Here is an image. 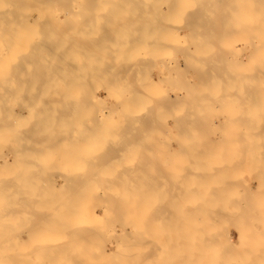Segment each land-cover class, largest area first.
Masks as SVG:
<instances>
[{
	"label": "rangeland",
	"instance_id": "1",
	"mask_svg": "<svg viewBox=\"0 0 264 264\" xmlns=\"http://www.w3.org/2000/svg\"><path fill=\"white\" fill-rule=\"evenodd\" d=\"M3 1H5V3H7L8 1H10V0H3ZM7 1V2H6ZM12 1V0H11ZM14 1H16L18 4H17V6H15V7H17L19 10L21 9L22 11H26V12H29V13H31V11L33 12L32 14H30L29 16V22H27V17L25 18L26 19V22H25V19L24 20H22L21 18H19V16L17 17H13V15H12V17L11 16H6L7 17V19L8 20H5V22H7V21H9L10 22V24L11 23H13V22H18L17 24L16 23H14V25H16V28H14V30H12L13 28L12 27H8V31L7 32H9V34H8V36H6L5 38L4 37H2V42H3V38L5 39V40H7L6 41V43H5V41L3 42L4 44H2V42L0 43V46L3 48H1V51H0V62H2V63H0V64H2V65H4V67H7V64H9V68H11V64H12V68H14V67H16V66H14V65H16V63L19 61V62H21V63H17V65H18V67H16L14 70L12 69V71H11V69L9 70V68H7L8 70H9V72L11 71V72H13V71H15V72H17V71H19V69L21 68V69H23V72H28L26 69H25V67L26 66H24L23 67V64H25V57L26 58H28L29 57V59L31 58V54L32 53H30V55L28 56L27 54H26V51H25V54L28 56H26L25 54V56L24 55H22V56H24V61H21V59L19 58V57H21L20 55H21V53H22V51H23V49L25 48V50H26V48H28V47H30V48H28V50H27V52L30 50V52H37V51H40V53L39 54H41L42 52V50H43V55H46L45 53H47L48 52V54H49V50H47L46 48H48L47 46H46V44L45 43H47L48 42V40L49 41H51L53 38H55L54 40H56V45L55 44H53V48L55 49V53L56 52H58V51H56V50H59L58 49V47H55V46H59V48H60V46H62L63 45V47H65L66 45L70 48L71 46V50L68 48V47H66V50H63L65 53H68V51L70 50V51H72L71 53H72V55L71 56H69L68 54H63V56L61 55V57L60 56H57L58 54H60V53H63V51H61V52H58V54H56L54 57H53V53H52V56L49 54V55H47V56H51V57H53L52 59L53 60H49L48 58H51V57H47V60H49L50 61V63H49V61H48V63H47V66H48V68L47 69H50L51 68V72L54 74V76L56 75H59L60 73V69H58L59 67L60 68H62L63 70L65 69L64 67H63V65H67L68 66V63H69V61H71L72 59L75 61V63H74V61H71L70 62V64H69V66L70 67H72V65H73V68L72 69H74V68H76V69H74L73 71V73H74V75H73V73L71 74V73H69V74H71V76H73L72 78L74 79V77H75V72L77 71V69H80V70H78L77 71V73L79 72V75L76 77V79H74V80H76V81H79V79H80V81L79 82H75V84L74 83H72V81L70 80V78H71V76H67L66 77V74L65 73H63V74H65V76H63V74L61 73V75H62V77H61V79L64 77V78H67V79H69L68 81L66 80V79H64V81L63 82H65V80H66V82L64 83V84H68V83H70L71 85H72V88H71V86L69 85L68 87L66 86V92L68 91L69 92V90H67V88L69 89L70 88V90L71 89H73L75 92L74 93H76V92H78L79 91V95H78V93H77V95L75 94L74 95V93L72 94L73 96H74V98L72 99L71 98V102H74V101H72V100H74L75 99V96H76V98L77 97H79V96H81V95H83L84 97H86V98H84L83 96H81V98H77L79 101H81L82 99H83V101H81L80 102V104H82V105H79V102L78 101H76V102H74V103H69L68 102V100H67V102H68V105H66L65 107H64V109H62V108H60V106H61V102L62 101H64L66 98H65V96L63 97L62 95H66V92L64 91V94H63V92H61L62 93V95H60V96H58L57 95V93L56 92H58L55 88H53V87H55V85L56 84H52L53 82H52V78H50L51 77V72L50 71H46L45 69H43L44 67H45V64L42 66V64L44 63V61L46 60V56H45V59H43L44 58V56L43 55H39V54H37V56L39 57V56H42V57H40V61H37V57H36V54H34L33 53V56L32 57H36V61L37 62H39V64H40V66H41V68L40 69H38V68H33V70H32V72L33 73H35L36 71H38V70H41V69H43L44 71H46V72H49L50 74H48V75H46L44 72H40V71H38L39 73H41V74H43L45 77H43L42 76V78H47L48 79V77L51 79V82L52 83H50V85L52 84V88H51V90L53 89H55L56 90V92H55V90H54V93L52 94V92L50 91V93H47L46 91H48L47 90V88L45 89L44 88V90H46L45 92L43 91V92H40V89L41 88H39L40 87V85H39V87L37 86V88H38V92H39V97H40V95L41 96H44L45 94H47L46 96V98H45V96L42 98H39L38 96H37V94H38V92H35L34 91V93L36 94V95H32L31 94V91L32 90H35V89H37V88H35L34 86L35 85H37V84H41V86H44L45 87V85H43V83L41 82V77L39 78V74H38V72H36L37 73V75H38V77L37 76H35V77H37L38 78V80H40V81H37V78H35V80H34V77H32L33 78V80H32V78L30 77V81H31V83H33L32 81H34V83H35V85H32V87H34V89H32L31 87H30V89H32V90H30L29 89V91H30V93L29 94H31L32 95V97L34 98H32V100H30L31 102L34 100L35 102H36V104L34 103V104H31V102L30 101H27V100H29L28 98H29V96H25V91H24V97H27V102H30V103H28L29 105V107H30V104L32 105V107L30 108V114H28V115H32L31 114V111H33V108L34 109H36V110H34V111H40V110H43L44 108L43 107H45V106H43L42 107V105L44 104H46V103H42V101L44 102V101H48L49 99H51V101H52V96H57V97H59V98H65V99H63V100H61V99H59V104L60 105H57V107H58V109L57 108H55L56 109V111L57 110H59V108L60 109H62V111L63 110H65V108H67V107H69V109H70V106H71V109H76V107H77V111L76 110H70V111H66L65 110V112L66 113H69V115L71 114V115H74V114H77L76 116H72L73 118V121L78 117L79 119H81L82 117V120H83V122H86V123H83L82 121H80L79 120V122H80V124L82 123V125H80L78 122H77V120H75L76 122H77V124L78 125H75L76 124V122L74 121H72L71 122V116H68L64 111L62 112L61 110V112H59V113H55L56 115H49V114H46L47 116H49L50 118L51 117H53L54 119V122L56 121L55 120V117H56V119H59L60 120V122L62 121H66L65 119H68V121H66V123H59L58 122V120L54 123L55 124V127L57 126L58 127V131L60 130L59 129V127H60V125L62 124L63 125V127H65V125L64 124H66V126L69 128V129H67L66 127L65 128H62V129H65L64 131H62L61 130V132H65L66 133V130H67V132H69L70 131V127H73V129H74V131L72 130L71 131V133L69 132V135H73V134H75V135H73V136H75L74 138H73V136L71 137V136H69L68 134H67V137H71V138H67V137H65L66 136V134H63V137L64 138H61V132L59 131L58 132V134H57V137L58 136H60L59 137V141H57L56 143H54L55 141H53V143L54 144H56L55 146L57 147L59 144H65V146L67 145V142H69V144L70 143H72V146L71 147H69V148H67L68 147V145H67V147H65V148H67V149H65V150H69V151H71L72 150V152H73V150H74V152L73 153H75V151H77L78 153H80V159L79 158H77L78 156L77 155H75L74 156V154L72 153V154H70V152L68 153V151H65L64 150V155H63V146H61V148L59 147V149H61V151L58 149V147L57 148H54L55 146H53V148H52V145H54V144H52V142L48 139V138H51L53 135H54V130L52 129V127L54 126H51V125H49L48 127L50 128V126H51V130H53V134H50V132H52L51 130H50V132H49V134L48 133H45V134H43V130L41 129V131L39 130L40 128H42V127H40L39 129H38V126H36L37 128H35V126H31L32 124L33 125H35L36 124V122H34L35 120L37 121V120H41V118L39 119V118H37L35 115H37V112H36V114L34 115L33 114V116H31L32 118L35 116V118H37V119H35V120H33L30 116L29 117H27V116H24V114L26 115L27 114V111H26V108H24L25 106H24V101H25V99L23 98H21L20 96H21V93L23 92H19L18 94L20 95H18L17 93H16V97H12V98H15L14 100H16L19 104H21V102L23 101L24 103H23V107L22 108H24L25 110H21V109H19V107H21L19 104H17V102H15L16 103V105L17 106H11L13 109H11L12 110V112H13V110L15 111V112H17V114L15 113V112H13V113H10V116L11 115H13V118L12 119H10V120H12V121H10V123L12 122L13 124H14V126H13V130L12 131H14L16 128L18 129L17 131H15V132H12L11 131V133H9V130H7L8 131V134H9V137H7L8 136V134H7V132H5L6 130H3V132L2 133H5L4 135L3 134H1V137H3V139H4V141H2L3 139L0 137V152L1 151H5V150H7L8 148V146H10V145H8L7 147H6V145L8 144V142L9 141H7L8 139H10V141H12L11 140V136L13 137V135H18L17 137H18V141L19 140H21L20 138H21V136L22 135H24V136H22V138H23V142H25V143H29V141L27 142L26 140H29V138L31 137V138H34V139H32V141H34V142H36V143H38L39 142V144L38 145H36V148L35 147H33V148H35V149H37V146H38V152H37V150H36V152H37V156H35L34 154V156L36 157H33L34 159H32L33 161H32V163L33 164H35L36 166H37V170H39L40 169V167H42L43 169H44V167H51L50 169H51V171H53V172H55V173H53V172H46L45 171V173L43 174V176L46 178V179H44V178H42L41 176H38V177H41V179L44 181V180H46L47 181V177L49 176H54V178L51 180V178L50 179H48L49 180V182L51 183V184H54V186H55V188H54V190H58L57 188L58 187H63V185H64V187L63 188H59V190H61V194H62V189H64L65 187H66V185L68 184V183H71L70 181H68V183H67V181L65 180V177H63V178H61L62 176L61 175H64V174H67L68 172H66V173H61V171L62 172H64V170H65V165H63V166H65V167H63L62 166V164H65V162H59V160L60 161H62L63 159V161H66V163L68 162L67 161V159H69L70 161H71V159H72V162H71V164L73 163H76V164H74L73 166L70 164V163H68L67 165H68V167L70 168V167H72L73 168V170H76V169H78V167H79V169H80V167L81 168H84L83 167V164H79L80 162L82 163V161H83V163H84V165L86 164V165H90L91 163V157H90V155L93 153V152H95L96 154L98 153L97 152V150L96 149H98V151L100 152L98 155H99V157L97 156V155H95L96 157H97V161H98V158H99V161L97 162L96 160H95V156H92V157H94V158H92V161L94 160V161H96L97 163H95V164H93L94 163V161H93V163H92V165H90V166H86L84 169H86L87 167H88V169H90L91 167H93V168H97L98 170H101V167H100V165L102 166V169L103 170H109L108 168L110 167V169H112L111 168V166H112V164H114L112 167L115 169V165H116V168L118 169V168H121L120 166L122 165V167L124 166V169H132V170H134V169H148V170H157L156 168L158 167V168H160V170H162V169H164L165 168V170L167 171V169L168 170H170V171H167V174L168 173H170L168 176H166L167 174H165V175H163V176H160L161 177V179L163 180L162 182L163 183H161V182H159V181H156V179L157 178H155L153 175H155V173L153 174L152 172H151V177H153V180L155 181V183H158V184H161V185H159L158 186V188L159 189H161L162 190V188H163V191H164V193H162L158 188H156V184L153 186L152 185V183L151 182H153V180H150V179H152V178H150V179H148V181L150 180V184L152 185H150L151 186V188H156L155 190H157V192H161V193H157V196H158V202H162V201H164L165 202V204L167 205V206H169L170 205V202L169 201H171L172 202V196L171 195H169L170 197H171V199L169 198V200L167 199L166 200V198H168V197H165V196H167L169 193L167 192V193H165L166 191H168V189L169 188H171V190H172V187H171V185L169 186V182L171 183V180H173V175L175 176V175H177V173L178 172H180L184 167L186 168V170H189L190 172H191V174H189V176H188V174L187 173H185L186 175H184L185 176V181H186V178H187V180H189V179H192L191 181H193L194 183H192V190H194L193 189V187L195 188V184H196V187L199 189L200 188V186L202 185V184H204L206 187H203L202 188V186H204V185H202L201 186V188H200V190H198V195H196V197H194V196H192L193 195V193L190 191L189 193H191L190 195L192 196H188L187 194L188 193H186V191H184V190H186V188L184 189V185H183V183H182V181L180 180V179H177V181H178V183L179 184H181V185H179V186H182V187H180V191H179V193L181 192V193H185L186 194V196L184 197L183 196V194H181L180 193V195H178V199L179 200H182V199H184V200H182V202H184V203H182V202H178V208H179V206H181V210H179V212H178V210H177V212H175V207H173L174 205L173 204H171L169 207H166V208H164V207H162L161 205V211L163 212V210L162 209H164V212L163 213H161V211L158 209V211H159V213H161V216H160V214H159V216L160 217H164L163 215H164V213H165V211L167 212V210L168 209H171L172 208V210H174V212H173V214H171V213H169L168 212V214H166V215H168V217L165 215V218H170L172 215L174 216L175 214L176 215H179V216H181L180 215V213L182 214V217L184 216V213H185V211L186 212H188V209L189 208H191V212H190V210H189V212H188V214L186 213L185 215H189V213L192 215V213H194V211H193V208H192V205H190L191 204V202L190 201H188V199H189V197H191L189 200H191L193 197L195 198V200L196 201H199L200 203H198V202H196L195 200H194V198L191 200L192 202H195V203H198V205L197 206H195L194 205V207L196 208V209H198L197 211H196V209H194L195 211H196V213L198 212V211H200V212H198V214H202L201 213V209H203L204 208V206H203V204H205V203H203L202 204V202L203 201H205V199L206 198H210V199H208V200H211L212 201V199H211V192H213L214 190H216L215 192L216 193H219L220 192V186L221 187H223L221 190H223L224 189V194H223V192L221 193V195H219V194H216V193H214L213 195V202H211V201H208L207 199H206V201H208V203H209V206H205L206 207V209H207V213H208V211H210V210H212V208H214V211L217 209V210H221L220 211V214H221V216H220V214H216V213H218L217 212V210L214 212L213 210V213H215L217 216H215V214L214 215H212L213 213L212 212H209L208 214H210V213H212V214H210V215H208V214H206V215H208V217H211V218H206V220H204L205 221V223H207L205 226H204V228H202L200 225H204L205 223H203L202 224V222H198V220L197 221H195V220H189V222L190 223H188V221L187 220H185V221H183L185 218H186V216H184L185 218H180L183 222L181 223V220L179 219L177 222H175V223H177L179 226L177 227V228H175L174 230L176 231L177 230V232H178V234H179V232H180V234H182V235H176V233L177 232H175V234L173 233V234H170V233H168V232H170L171 230H167L166 229V227L168 226V225H172L173 224V222H171V221H169V222H167V223H165L166 224V226H164V223H162L161 221L162 220H165V222L167 221L166 219H164V218H160V217H158L157 215V212L155 211L154 213H152V214H155L156 213V217H157V219L158 218H160L161 219V221L160 222H158V220H160V219H156V217H153V219H154V221H155V224H153V222H151L152 223V226H154V225H156V224H158V225H156V226H158V229L159 228H162V229H164L162 232H163V234H160V230H159V232H158V230H157V232L160 234V237L162 238V239H164V242L162 243V242H160V239L158 238L156 241L157 242H155L154 240L156 239H154L153 237H155V235L154 234H156L155 232H156V229L155 228H153V230L152 231H150V232H152L151 233V235H154L153 237H152V241H150L149 240V243H146V242H148V240L146 241V239H148L147 237L145 238V244L144 245H150V246H146V248H143V247H145L144 245H143V243H142V248L144 249V251L145 252H147L148 253V251H146V250H148V249H151L152 248V245H154L155 243H158V242H160V244L162 245V247L165 245L164 243H166V241H169V242H172V240L173 241H175L176 239H175V236H176V238L178 237L179 238V236L180 237H182V236H184V237H182V238H180V239H183V240H185L184 238H186L187 240H188V237L189 238H191V239H189V242L188 241H183V243L181 242V246L179 245V243H180V241H178V246L181 248V250H182V253L184 254V252H183V249H184V247L186 248V247H189L188 249L189 250H192V252H193V250L196 248V251L194 250V252L193 253H190V255L192 254L193 256V258L192 257H190L191 258V260H189L190 262V264H196V260L198 261V263L199 264H210V263H214V261L216 262L218 259L220 260H218L215 264H220L221 263V261H222V263H224V264H234V263H236V264H263L264 263V236H262L263 234H264V231L261 233V231L262 230H264V212H263V210H264V149H263V151H262V149H260V146H261V148L263 147V145H264V143H263V141H264V138L262 137V136H264V124H262L261 123V121H262V119H263V121H264V116H262L263 114H264V106H263V104H264V91H260V86L259 85H261L262 86V89H264V75H262V77H261V75H259V73H260V69H262L263 67H264V27L263 28H261V33H260V27H261V25H260V27H258V24L256 23V19H257V16H258V14L260 13H256L257 15H256V17H255V19H254V24L256 23L257 25H254V26H257L258 27V30H259V34L257 33V35H259V37L256 35V33H254L255 32V30H254V32H251L252 34L251 35H253V37L250 35V33H249V35H250V37H249V35H248V31L250 30V29H248V30H246V34L248 35V37H244L243 36V34L239 31V29H237V25H239L238 24V22H236V21H232L233 20V17H230V20H231V22H228V21H230V20H226V21H224V19H222L223 18V16H225L226 15V17H227V15H231L230 13L231 12H234L235 13V10L234 9H236V8H239V7H244V5L245 6H247L248 5V7H251L252 5H254L255 6V8L257 9V10H259L257 7L259 6V8L261 9L262 7H263V10H264V0H260V1H263L261 4L263 5H261L260 4V1H258L259 2V5L256 7V3H257V0H242V1H236V0H129V1H126V0H102V2H105V3H102L100 0L98 1H96V0H86V2H87V4L85 3V0H83V3L84 4H86V5H84L83 3L82 4H79L78 5V3H75V4H72L71 2H69V4L68 3H66V4H64L63 2V4H61L60 6H57V1H59V0H53L52 2H54V1H56V2H54V3H52V4H50V2L48 3V5H47V3H46V6H45V4H44V10L42 9L43 8V4L41 5V4H34V7H33V5H32V2L33 1H29V0H24V1H26L27 3L28 2H30L31 3V5H30V7L32 6L33 8H29L28 7V5H29V3L26 5V4H24L25 6H26V8L24 7V5L23 4H20L21 6L23 5V7L22 8H20V5H19V2H21V0L19 1V0H14ZM14 1H12V2H14ZM62 0H60V2H61ZM64 2H66V1H68V0H63ZM89 1V2H88ZM93 3H92V2ZM94 1H96V2H94ZM110 1H111V3H110ZM114 1V2H113ZM123 3H122V2ZM136 1H138L137 3H136ZM153 1H155L154 3H152ZM162 1H164V2H162ZM223 1V2H222ZM226 1H228V2H226ZM232 1V2H231ZM245 1V3L247 2H249L247 5L244 3V4H242L243 2ZM256 1V5L255 4H253L254 2ZM12 2H9V3H7L6 5H5V3L4 2H2V0H0V10H2V8L4 9L5 7V9H7V7L8 6H12L11 5V3ZM16 2H14V4H16ZM99 2V3H98ZM100 2H101V4H100ZM115 2H121V3H115ZM160 2H162V4H160ZM167 2V3H166ZM170 2V3H169ZM253 2V3H252ZM4 3V4H3ZM139 3V4H138ZM159 3V4H158ZM165 3V4H164ZM223 4V5H221V4ZM230 3V4H229ZM251 3V4H250ZM3 4V5H2ZM60 4V3H59ZM58 4V5H59ZM94 4V5H93ZM110 4V5H109ZM115 4V5H114ZM129 4V5H128ZM185 4V5H184ZM218 4V5H217ZM227 4V5H226ZM238 4H239V6H238ZM51 5V6H50ZM55 5H56V7H55ZM74 5V6H73ZM84 5V6H83ZM95 6V7H89V6ZM109 5V6H108ZM128 5V6H127ZM145 5V6H144ZM159 5H160V7H159ZM249 5H251V6H249ZM5 6V7H4ZM19 6V7H18ZM37 6V7H36ZM42 6V7H41ZM77 6H78V10H77ZM238 6V7H237ZM15 7H13L14 9H17V8H15ZM28 7V8H27ZM40 7H41V10L39 11V9H40ZM58 7V8H57ZM69 7H72L71 9L69 8ZM79 7H81V8H79ZM84 7V8H83ZM100 7V8H99ZM114 7V8H113ZM117 7H119V8H117ZM129 7V8H128ZM170 9H169V8ZM186 7V8H185ZM221 9H220V8ZM253 7V6H252ZM25 10H24V9ZM35 8H38L37 10L41 13V14H43V13H45V14H43V15H46V18H47V20H45L44 18H42L43 19V21H42V19H41V16L40 15H38V11L36 12H34V10H35ZM46 8V9H45ZM65 8H67V9H65ZM82 8H83V10H82ZM94 9V10H92L91 11V9ZM99 8V9H98ZM107 8V9H106ZM110 8H111V10H110ZM116 8V9H115ZM189 8V9H188ZM193 8V9H192ZM222 8H224L223 9V11H222ZM230 8V9H229ZM5 9L4 10H2V11H5ZM9 9V8H8ZM7 9V10H8ZM29 9H31V11L29 10ZM73 9V13H70V11ZM79 9H80V11H79ZM85 9V10H84ZM96 9V10H95ZM118 9V10H117ZM217 9V10H216ZM242 9V8H241ZM256 9H254L253 8V10H256ZM9 10H12V7L9 9ZM20 10V11H21ZM123 10H125V11H123ZM243 10H245V9H243ZM262 10V9H261ZM261 10H259V11H261ZM42 11H43V13H42ZM69 11V12H68ZM104 11V12H103ZM111 11V12H110ZM113 11V12H112ZM117 11V12H116ZM135 11V12H134ZM189 11H191V12H189ZM219 11V12H218ZM248 11V10H247ZM250 11H251V9H250ZM72 12V11H71ZM89 12V13H88ZM91 12V13H90ZM101 12V13H100ZM217 12H218V14H217ZM249 12V11H248ZM39 13V14H40ZM79 13V14H78ZM93 13V14H92ZM102 14V15H100V14ZM138 13V14H137ZM189 13H191V14H189ZM227 13V14H226ZM229 13V14H228ZM234 13H232V16L233 15H236L237 14V12H236V14H234ZM240 13H242V12H240ZM245 13V12H244ZM250 13V12H249ZM252 13V12H251ZM255 13V12H254ZM51 15V16H49V15ZM70 14V15H69ZM125 14V15H124ZM172 14V15H171ZM221 14V15H220ZM42 15V17H45V16H43ZM96 15V16H95ZM103 15H105V16H103ZM112 15V16H111ZM117 15V16H116ZM147 15V16H146ZM185 17H184V16ZM247 15V14H246ZM245 15V17H246V19H247V16ZM252 15V14H251ZM34 16H35V18H36V16H38L37 17V19H35L34 18ZM40 16V17H39ZM48 16V17H47ZM81 16H82V18H81ZM89 16H91V18L89 17ZM98 16V17H97ZM102 18H101V17ZM146 16V17H145ZM150 16V17H149ZM159 16V17H158ZM183 16V17H182ZM188 16V17H187ZM219 16V17H218ZM249 16V15H248ZM31 17H33L32 19H31ZM50 17V18H49ZM54 17V18H53ZM80 17V18H79ZM84 17V18H83ZM104 17V18H103ZM128 17H130V18H128ZM137 17V18H136ZM141 17V18H140ZM157 17V18H156ZM174 17V18H173ZM181 17V18H180ZM225 17V18H226ZM243 19H245L243 16H241ZM240 17V18H241ZM254 17V16H253ZM261 17V16H260ZM263 17H264V15H263ZM12 18L14 19L15 18V20L12 22ZM38 18H39V20H38ZM87 18H90V19H87ZM109 18V19H108ZM120 18H122V19H120ZM154 18V19H153ZM182 18L184 19V21L182 20ZM232 18V19H231ZM238 18V17H237ZM241 18V19H242ZM40 19H41V21H40ZM55 21H54V20ZM125 19V20H124ZM146 19V20H145ZM179 19H181V21L179 20ZM185 19H187V21H185ZM217 19V20H216ZM219 19V20H218ZM249 19H250V16H249ZM252 19V18H251ZM261 19V18H260ZM24 21V24L22 25V21ZM32 20V21H31ZM44 20L46 21L45 22V24L46 25H48V26H46L45 24H44ZM64 20V21H63ZM137 20V21H136ZM141 20H143V21H141ZM165 20V21H164ZM174 20V21H173ZM176 20H177V22H176ZM191 20V21H190ZM223 20V21H222ZM263 20V19H262ZM1 21H4V20H0V25H2V24H4L3 22L1 23ZM20 21L22 22V23H20ZM99 21H100V23H99ZM102 21V22H101ZM157 21V22H156ZM183 21V22H182ZM237 21H238V19H237ZM246 20H244L243 22H245ZM258 21V20H257ZM9 22H7L6 24H8V25H10L9 24ZM33 22H34V24H33ZM36 22H38L37 24L39 25L40 24V26H41V24H43V26L44 27H40L39 28V26L36 24ZM41 22V23H40ZM57 22V23H56ZM138 22V23H137ZM160 22V23H159ZM175 22V23H174ZM179 22V23H178ZM188 22V23H187ZM233 22V23H232ZM235 22V23H234ZM241 22V21H240ZM248 22V21H247ZM247 22H245V23H242L241 22V24H243V25H241V26H243V27H245L244 26V24H246ZM260 23H261V21H259ZM258 22V23H259ZM264 22V21H263ZM262 22V23H263ZM23 26V28H20L21 29V31L20 32H22L23 30L22 29H24V27H27V28H25V30L27 29V31H25L24 30V36L26 35V37H24V38H26V39H28V44H23V45H25L24 47L21 45V43H22V41H20V39L16 42V36H18L17 34L19 33L18 32V30H19V28H18V26H20V24ZM27 23H28V25H27ZM33 25V26H31V24ZM56 23V24H55ZM61 23H63V25L61 24ZM66 23V24H65ZM70 23V24H69ZM90 24V26H89V24ZM93 23H94V25H96V27L93 25ZM99 23V24H98ZM121 23H123V24H121ZM141 23H142V25H141ZM172 23H174V25L172 24ZM183 23H184V25L185 26H187V27H185V28H182V26H184L183 25ZM218 23V24H217ZM237 23V25H235ZM250 23H252V22H250ZM249 22H248V24H250ZM259 23V24H260ZM53 25V27H57L58 25L60 26V27H57L58 29L57 30H59V29H61L65 34H62V32H61V30L58 32V31H56V32H58V33H60L61 32V34H62V36H59V39L61 40L60 42H62L63 44L62 45H57V42H59V41H57V37H58V35H56L55 33H54V29H56V28H53V30L51 29V26L50 25ZM76 24H78V25H76ZM88 24V25H87ZM94 26V27H92V25ZM100 24H103V25H101L100 26ZM124 24H125V26H124ZM135 24H136V26H135ZM162 25L163 26V28H162V26H161V28L159 27V28H155V27H158L157 25ZM172 24V27H170V25ZM176 24H177V27L176 28H174L175 26H176ZM182 24V25H181ZM7 25V26H8ZM12 25V24H11ZM18 25V26H17ZM67 26L68 27V25L70 26V29L72 30V32H75V33H72L71 31H70V34L73 36V37H71V35L70 34H67L68 32H66V31H64L63 30V28H61V27H63V26ZM83 26L84 27V29L83 28H80V26ZM87 26V27H85V26ZM100 26L101 28H97V26ZM107 25V26H106ZM109 25H111V27H109ZM113 25H114V30H112V27H113ZM115 25H117V26H115ZM119 25L121 26V27H119ZM144 25V26H143ZM151 25V26H150ZM180 25V28L178 27ZM21 26V27H22ZM28 26H31V27H35V26H38V27H36L37 29L39 28V31L37 30L36 31V28H35V30L32 28V30H33V33H32V35H31V29L29 30L28 28ZM45 26L46 27H50V29L49 28H45ZM64 27V29L65 28H67V27ZM77 26H79V27H77ZM102 26H105V27H102ZM124 26V27H123ZM128 26V27H127ZM134 28H133V27ZM142 27V28H140V27ZM146 26H150V27H146ZM236 26V27H235ZM264 26V25H263ZM90 27V28H89ZM118 28V30H117V28ZM127 27V28H126ZM137 27H139V28H137ZM144 27H146V28H144ZM216 27V28H215ZM252 27H253V25H251L250 27L248 26V28H251L252 29ZM9 28H10V31H9ZM69 28V27H68ZM67 28V29H68ZM76 28H77V30H76ZM80 28V29H79ZM89 28V30H87ZM92 28V29H91ZM97 28V30H95V29ZM111 28V29H110ZM153 28V29H152ZM155 28V29H154ZM173 29V31H172V29L171 30H169V29ZM179 28V30H177ZM190 28V29H189ZM191 28L193 29V30H191ZM218 28H219V30H218ZM221 28V29H220ZM18 29V30H17ZM43 29H44V32H43ZM67 29H65V30H67ZM76 31H75V30ZM79 29V30H78ZM141 29V30H140ZM148 31H147V30ZM161 29V30H160ZM176 29V30H175ZM200 29V30H199ZM255 29H257V28H255ZM31 31L30 33H29V31ZM40 30H41V33L43 32V33H51V34H54V37L53 36H51V34H48L51 38H49V36L47 37L46 35L44 36V34H41L40 33ZM49 30V31H48ZM104 30V31H103ZM147 32H146V31ZM152 30V31H151ZM158 30V31H157ZM189 30H191V31H194V35H193V32H192V35L190 34V31ZM196 30V31H195ZM216 30V31H215ZM240 30H241V28H240ZM243 30V29H242ZM244 30H245V28H244ZM243 30V31H244ZM16 31L18 32L17 34H16ZM37 32V33H35V32ZM51 31V32H50ZM52 31H53V33H52ZM67 31H69V30H67ZM88 33H86V32ZM98 31H100L99 33H98ZM168 32V33H166V32ZM177 31V32H176ZM253 31V30H252ZM80 32V33H79ZM102 32V33H101ZM104 32L106 33V34H104ZM121 34H120V33ZM163 32V33H162ZM171 32V33H170ZM175 32V33H174ZM196 32V33H195ZM222 32V33H221ZM240 32V33H239ZM250 32V31H249ZM16 34L15 35V37H14V35L13 36H10L11 34ZM26 33H28V34H26ZM38 33L39 34H41V36H39L38 35ZM79 33V34H78ZM92 33V34H91ZM96 33V34H95ZM108 33H110L109 35H108ZM117 33H119V34H117ZM145 33H147L146 35H145ZM237 33V34H236ZM245 33V32H244ZM21 34V33H20ZM23 34H22V36H23ZM30 34V35H29ZM60 34V35H61ZM75 34H78L79 36H75ZM81 34V35H80ZM82 34H83V36H82ZM86 34V35H85ZM100 35V36H97V35ZM111 34H116L115 36H113L112 37V35ZM123 34H125V35H123ZM135 34V35H134ZM141 34V35H140ZM167 34V35H166ZM172 34H173V36H172ZM198 34V35H197ZM201 34V35H200ZM208 34V35H207ZM217 34H219V35H217ZM239 34V35H238ZM240 34H242V36H243V38H242V36H240ZM245 34V35H246ZM254 34H255V36H254ZM261 34V35H260ZM263 34V35H262ZM28 35V36H27ZM35 35V36H34ZM67 35V36H66ZM69 35H70V37H69ZM102 35V36H101ZM108 35V36H107ZM154 37H153V36ZM176 35H178L177 37H176ZM187 35H188V37H187ZM20 36V35H19ZM31 36H33V37H31ZM64 36V37H63ZM122 36V37H121ZM140 36H142L141 38L142 39H140ZM156 36V37H155ZM162 36V37H161ZM210 36H212V37H210ZM216 36V37H215ZM234 36V37H233ZM260 36H261V38H260ZM12 37H14V39H11ZM47 37V40L46 39H44V38H46ZM60 37H62V39L60 38ZM66 37V39H67V41L69 42V43H71L72 44V42L71 41H73L74 43L73 44H75V43H78L77 45L75 44L74 45V48L76 47L77 48V50H79L78 48H81L80 50H79V53H78V55H77V51H76V49H75V51H76V53H75V58L77 59V57L80 59V60H76L75 58H70V57H72V56H74L73 54H74V51H73V44L72 45H69V43H67V41H64V38ZM78 37V38H77ZM119 37H121V38H119ZM149 37V38H148ZM175 37V38H174ZM178 37H180V38H178ZM183 37V38H182ZM206 37H208V38H206ZM19 38H21V37H19ZM23 38V37H22ZM23 38V39H24ZM30 38H32L31 40H30ZM57 38V39H56ZM69 38V39H68ZM70 38L72 39L73 38V40H71L70 41ZM93 38V39H92ZM154 40H153V39ZM160 38V39H159ZM184 38H186V39H184ZM190 38H192V39H190ZM194 38L196 39V40H194ZM249 38V39H248ZM254 38V39H253ZM18 39V38H17ZM43 39V40H42ZM58 39V40H59ZM65 39V40H66ZM76 39V40H75ZM114 39V40H113ZM134 39V40H133ZM156 39V40H155ZM191 40V42H187V41H190ZM200 39H202V41L200 40ZM206 39H208V41L206 40ZM246 39H248V40H246ZM250 39H252V40H254V42L252 41V40H250ZM259 39V40H258ZM261 39V40H260ZM46 40V41H45ZM75 40V41H74ZM91 40H93L94 41V43H93V41H91ZM112 40H113V42H112ZM130 40H132V41H130ZM146 40V41H145ZM150 40V41H149ZM157 40H158V42H157ZM160 40H161V42H160ZM176 40H178V42L176 41ZM194 40V41H193ZM205 40H206V42H205ZM236 40V41H235ZM241 40V41H240ZM244 40V41H243ZM11 41H13L14 42V48L16 47V45L18 44L19 46H21L22 48H21V52L20 53H18L17 55L19 56H15L16 55V52L14 53V51H17L18 49H14V48H11V44H13V43H11ZM107 41V42H106ZM118 41V42H117ZM195 41H197V42H195ZM200 41L202 42L201 44H202V47H203V45L205 46V48H202L201 47V45H200ZM252 41V42H251ZM18 42H21V43H18ZM23 42H25V40L23 41ZM51 42H53V40L51 41ZM55 42V41H54ZM66 42V43H65ZM90 42H92V43H90ZM99 43V45L101 46H99L97 43ZM103 42H104V44H103ZM115 42V43H114ZM122 42V43H121ZM163 42V43H162ZM172 44H171V43ZM180 42V43H179ZM250 42V43H249ZM17 43V44H16ZM30 43H34L33 44V46L34 45H37L35 48H33V46H29V44ZM38 43V44H37ZM41 43V44H40ZM88 44V45H86V44ZM89 43H90V46H89ZM167 43V44H166ZM174 43H176V45L177 44H179V45H177V46H179V47H176V45H174L173 46V44ZM183 43H184V45L185 46H182V48H181V46L180 45H183ZM187 43V44H186ZM195 43V44H194ZM222 43V44H221ZM253 43H256V45H255V47H256V49H257V53H255L254 55H253V53L254 52H256V50H255V48H253L254 47V45H253ZM261 43V44H260ZM7 44V45H6ZM16 44V45H15ZM40 44V45H39ZM46 46V48H44V46ZM50 44V42L49 43H47V45H49ZM52 44H50V45H52ZM60 44V43H59ZM64 44H65V46H64ZM83 44H85V45H83ZM92 44V45H91ZM93 44H94V46H93ZM97 44V45H96ZM123 44V45H122ZM157 44V45H156ZM158 44H160V45H158ZM189 44V45H188ZM192 44H194V47L197 49H195L194 47H193V45ZM219 44H221V45H219ZM260 44V45H259ZM32 45V44H31ZM39 45V46H38ZM49 45V46H50ZM55 45V46H54ZM96 45V46H95ZM102 45H103V47H102ZM106 45H108L107 47H106ZM110 45V46H109ZM115 45H117V46H115ZM146 45V46H145ZM187 45H188V47H187ZM198 45H199V47H198ZM207 45V46H206ZM209 45V46H208ZM230 45V46H229ZM5 46H7V54H6V52H4L5 50H6V47ZM12 46V47H13ZM18 46V47H19ZM87 46V47H86ZM89 46V47H88ZM112 46V47H111ZM136 46V47H135ZM163 46V47H162ZM170 46H173V47H171V49H173V50H170ZM190 46V47H189ZM215 46V47H214ZM9 47V48H8ZM17 47V48H18ZM41 47V48H40ZM84 47H85V49H84ZM92 47V48H91ZM93 47L95 48V51H94V49H93ZM100 47V48H99ZM105 47V48H104ZM125 47H126V49H125ZM160 47V48H159ZM162 47V48H161ZM175 47V48H174ZM186 47V48H185ZM213 47V48H212ZM218 49H217V48ZM229 47V48H228ZM243 47V48H242ZM20 48V47H19ZM62 48V47H61ZM67 48L69 49L68 51H67ZM92 50H91V49ZM99 48V49H98ZM106 48H108L107 50H106ZM112 48V49H111ZM147 48V49H146ZM150 48V49H149ZM153 50H152V49ZM169 48V49H168ZM179 48H181V49H179ZM188 48V49H187ZM190 48V49H189ZM208 48L210 49V48H212L211 50H208ZM252 48H253V50H252ZM10 49H12V51H10ZM14 49V50H13ZM32 49V50H31ZM49 49H51L50 47H49ZM63 49V48H62ZM104 51H103V50ZM159 49V50H158ZM176 49V50H175ZM192 49V50H191ZM203 50V51H205V50H207V53H206V51H205V53L203 52V51H201V50ZM217 49V50H216ZM259 49V50H258ZM45 50H47V51H45ZM98 50V51H97ZM111 50V51H110ZM119 50H121L122 52H120ZM139 50V51H138ZM141 50V51H140ZM155 50V51H154ZM179 50L181 51V53L179 52ZM185 50V51H184ZM190 52H189V51ZM214 50V51H213ZM235 52H234V51ZM82 51H85V53H81ZM92 51V53L91 54H89L90 52ZM146 51V52H145ZM149 51H150V54H149ZM172 52L171 53V56H169L170 54H169V52ZM173 51H175L174 53H173ZM188 51V52H187ZM193 51V52H192ZM252 51V53H250ZM254 51V52H253ZM262 51V52H261ZM9 52L10 53H12L13 52V54L11 55V54H9ZM18 52V51H17ZM88 52V53H87ZM111 52V53H110ZM130 52V53H129ZM148 52V53H147ZM159 52V53H158ZM161 52H162V54H161ZM165 52L167 53V54H165ZM176 52H178V53H176ZM183 52H184V54H183ZM220 52V53H219ZM232 52V53H231ZM240 52H241V54H240ZM29 53V52H28ZM51 53V52H50ZM70 53V52H69ZM108 53V54H107ZM144 53V55H142ZM176 53V54H175ZM187 53H189L188 55H187ZM195 53H197V54H195ZM199 53V54H198ZM217 53H218V55H217ZM15 54V55H14ZM80 54V55H79ZM83 54V55H82ZM145 54H146V56H145ZM157 54H159V55H157ZM163 54H164V57H165V55H168L167 57H165L164 59L162 58L163 57ZM192 54V55H191ZM194 54V55H193ZM200 54H202V55H200ZM207 54H209V55H207ZM212 54V55H211ZM214 54V55H213ZM225 54V55H224ZM253 55V56H256V59L255 58H253V57H251V56H249V55ZM3 55V56H2ZM12 57H14L16 60H17V62L14 60L13 61V59L11 58L10 59V57L11 56ZM92 55V56H91ZM133 55V56H132ZM161 55H162V57H161ZM175 55V56H174ZM203 55H207L206 57L208 58V56L210 57V59H209V61L208 60H206L205 61V59L204 58H206L205 56H203ZM239 55V56H238ZM8 56V58H6ZM56 56H57V58L58 57H60V59H57L58 61H60L61 59L62 60H64L63 59V57L65 58V61H60V62H63V65H62V63H60L61 65H59V63L57 62V60L55 59L56 58ZM67 56H68V58H67ZM81 56H82V58H81ZM97 56V57H96ZM118 56V57H117ZM135 56H137V57H135ZM147 56H148V58H147ZM157 56H158V58H161V59H157ZM160 56V57H159ZM172 56H174V57H172ZM177 56V57H176ZM203 56V57H202ZM216 56V57H215ZM224 56V57H223ZM249 56V57H248ZM35 57H34V61H35ZM84 57V58H83ZM88 57V58H87ZM92 57H94V58H92ZM95 57H96V60H95ZM123 57V58H122ZM128 57V58H127ZM152 57V58H151ZM170 57V58H169ZM194 57V58H193ZM202 57V58H201ZM212 57V58H211ZM214 57H215V59H217V57H218V59H219V57H221L220 59L222 60V62H221V60H215V61H213L214 60ZM225 57H227V58H225ZM230 59H229V58ZM237 57V58H236ZM66 58L68 59V62L66 63V64H64V62H66L67 60H66ZM110 58V59H109ZM122 58V60H120ZM145 58H147L146 60H145ZM153 58H154V62H153ZM171 58L173 59V58H176L177 60H175V59H173V60H171ZM179 58V59H178ZM197 58H201V59H203L204 61H202L205 65L207 64V66H205L203 63H201V59L199 60H196ZM244 58V59H243ZM246 58H248L247 60H249V58H251L250 60H252V58H253V60H256V61H252V68L254 69L255 67L253 66V65H256V70L258 71L259 70V72H258V74H257V72H256V70H253L252 68H250L249 66L251 65L250 63H247V62H249V61H247L246 60ZM263 58V59H262ZM8 59H10V60H8ZM70 59V60H69ZM89 59V60H88ZM92 59V60H91ZM118 61V62H116V60ZM151 59H152V62H151ZM157 59V60H156ZM191 59H195V61H193V60H191ZM211 59H212V61H211ZM226 59H228V60H230V62L228 61L227 63H226ZM239 60V62L238 61H236L235 62V60ZM4 60H8V61H6L7 62V64H6V62H4ZM33 60V59H32ZM86 60V62H84ZM93 60H95V61H93ZM129 60V61H128ZM141 60V61H140ZM145 60V61H144ZM155 60H156V62L157 63H155ZM163 60V61H162ZM168 60V61H167ZM226 60V61H225ZM244 60H246L247 62H245ZM260 60V61H259ZM11 61V62H10ZM26 61H27V59H26ZM30 61V60H29ZM51 61H52V65H51ZM94 62V64H93V62ZM159 61V62H158ZM163 63H162V62ZM167 61V62H166ZM176 61V62H175ZM192 61V62H191ZM208 61V62H207ZM262 61V62H261ZM15 64H14V63ZM22 62H24L23 64H22ZM82 62H84L83 64H82ZM122 62V63H121ZM178 62V72L177 71H175L174 70V68H177V66H174V68H172V69H170L171 67V65L173 66V64L174 65H177L176 63ZM199 62H200V64H199ZM211 62V63H210ZM215 62H217V63H215ZM243 62V63H242ZM257 62V63H256ZM35 63V62H34ZM33 63V67H35L34 65L35 64H38V63H35L34 64ZM58 63V64H57ZM96 63V64H95ZM106 63V64H105ZM119 63V64H118ZM126 63V64H125ZM135 63V64H134ZM138 63V64H137ZM146 63V64H145ZM148 63V64H147ZM165 63V64H164ZM191 63H193L191 66H190V64ZM194 63L197 65V67H196V71H195V66L196 65H194ZM237 63V64H236ZM245 63V64H244ZM5 64H6V66H5ZM14 64V65H13ZM20 64H22V65H20ZM26 64H28V61L26 62ZM25 64V65H26ZM56 64V65H55ZM72 64V65H71ZM77 64V65H76ZM86 64V65H85ZM103 64V65H102ZM105 64V65H104ZM150 64V67L149 66H147V65H149ZM155 64H157V65H155ZM168 64V65H167ZM184 64H186V65H184ZM203 66H205V67H202V65ZM212 64H215V65H218V67L219 66H223L224 65V67H222V68H212L214 65H212ZM221 64V65H220ZM237 65L238 66V64H239V66H238V69H237V67L235 68L234 66V68L233 67H230V66H228V68H225V67H227V65ZM243 64H244V66H243ZM247 64H248V66H247ZM250 64V65H249ZM259 64H261V65H259ZM21 67H20V66ZM50 65H51V67H50ZM56 66L57 67V69L55 70V71H57V72H55V71H53L52 70V68H54V67H52V66ZM58 65H59V67H58ZM85 65V66H84ZM92 67H91V66ZM127 66V68H126V66ZM145 65V66H144ZM152 65H154L153 67H152ZM164 65H165V67H164ZM190 67H189V66ZM198 65H199V67H198ZM257 65H259V66H257ZM39 66V65H38ZM66 66V67H67ZM77 66H79V68L77 67ZM83 66V67H82ZM107 66V67H106ZM121 66V67H120ZM132 66V67H131ZM133 66L135 67V68H133ZM136 66H137V68H136ZM143 66V67H142ZM146 66L148 67V69L149 68H151L150 70H152V71H150V70H148V69H145L146 68ZM170 68H169V67ZM182 66H183V68H182ZM185 66H187V67H189V68H187V67H185ZM192 66H193V69H192ZM212 66V67H211ZM245 66H247L248 67V69H249V71L251 70V71H254L255 72V74H252L251 73V71L248 73V77H246V72H248V70H247V68H246V70H245ZM4 67H2V66H0V68H4ZM20 67V68H19ZM37 67V66H36ZM93 68L92 70H91V68ZM180 67H181V69H180ZM207 67V68H206ZM216 67V66H215ZM86 68V69H85ZM88 68H90V69H88ZM125 68V69H124ZM131 68V69H130ZM144 68V69H143ZM168 68V69H167ZM200 70H199V69ZM206 68V69H205ZM6 68H4L3 69V71L5 70ZM36 69H38V70H36ZM62 69H61V72H62ZM112 69H113V72H112ZM198 69V70H197ZM204 69V70H203ZM221 69V70H220ZM225 69V70H224ZM228 69V70H227ZM240 69V70H239ZM8 70L6 71H4V73L6 72V73H9L8 72ZM43 70H41V71H43ZM69 69L67 68V70L66 71H68ZM71 70V69H70ZM69 70V71H70ZM100 70V71H99ZM131 70V71H130ZM141 70V71H140ZM146 70V71H145ZM160 70V71H159ZM168 70H169V72H168ZM170 70H172L171 71V75H170ZM186 70V71H185ZM201 70H203V71H201ZM220 70V71H219ZM231 70V71H230ZM238 70V71H237ZM245 70V71H244ZM263 70H264V68H263ZM2 71V72H3ZM29 71H30V69H29ZM65 71V72H66ZM82 71V72H81ZM89 71H90V73H89ZM96 71V72H95ZM103 71V73H101ZM115 71V72H114ZM123 71H124V73H123ZM145 71V72H144ZM174 71V72H173ZM224 71V72H223ZM230 73H229V72ZM236 71L239 73V74H237L236 73ZM22 71H19V73H21ZM85 72H86V75H85ZM88 72V73H87ZM94 72V73H93ZM100 74H99V73ZM110 74H109V73ZM133 72V74H131ZM144 72V73H143ZM147 72V74L145 75V73ZM186 72V73H185ZM203 72V73H202ZM204 72H206L205 74H204ZM210 72V73H209ZM226 75V72H227V76H224L223 75V73ZM234 72H235V76H234ZM245 73V74H242V73ZM253 72V73H254ZM1 73V72H0ZM18 73V72H17ZM56 73V74H55ZM59 73V74H58ZM67 73V72H66ZM96 73V74H95ZM128 73V74H127ZM179 74V78H178V74ZM182 73V74H181ZM229 73V74H228ZM242 75H244V76H242ZM262 73H264V71H261V74ZM53 74H52V77H54L53 76ZM81 74V75H80ZM91 74H93V75H91ZM103 74V75H102ZM106 74H109V75H106ZM131 74V75H130ZM177 74V75H176ZM185 74V75H184ZM214 74V75H213ZM218 74V75H217ZM222 74V75H221ZM249 74L251 75V76H249ZM124 75V76H123ZM170 75V76H169ZM205 75H208V79H207V77H205ZM237 75L239 76L240 75V77H239V81L240 82H242L241 80H244V85H245V87H247V89L245 90V88L244 89H242V87H244V85L242 84V85H239V81H237L238 79H236L237 78ZM252 75H254L253 76V78H252ZM82 76V77H81ZM93 76H95V77H93ZM99 76V77H98ZM118 76V77H117ZM129 76V77H128ZM130 76H131V78H130ZM166 76V77H165ZM183 76V77H182ZM224 76V77H223ZM231 76V77H230ZM10 77H12V76H9V77H6V78H1V79H4L5 80V82L7 81V80H9V78ZM27 77V78H26ZM26 77H24L26 80H28L29 78H28V76H26ZM82 79H81V78ZM84 77V78H83ZM107 77V78H106ZM111 77V78H110ZM127 77V78H126ZM133 77V78H132ZM181 77V78H180ZM222 77V78H221ZM244 77H246L245 79H244ZM254 77H255V79H254ZM258 77V78H257ZM18 78V77H17ZM71 78V79H72ZM120 78H121V80H120ZM124 78H126L127 80L125 81V79ZM130 78V79H129ZM143 78V79H142ZM144 78L147 80H145V82H144ZM167 78V79H166ZM218 79V82L216 81L217 79ZM15 79V78H14ZM19 79V80H18ZM18 79H15V80H17V81H21L20 80V77L18 78ZM25 79H23L22 78V80L24 81ZM46 79V80H47ZM50 79H49V81H50ZM54 79H56V78H53V80ZM59 79V80H58ZM62 79V80H63ZM72 79V80H73ZM93 79V80H92ZM105 79V80H104ZM141 79V80H140ZM185 79V80H184ZM220 79V80H219ZM248 79H250V80H248ZM3 80V81H4ZM46 80L44 81V83L45 84H47L48 85V83L46 82ZM57 80H58V83H59V81H62V80H60V77L58 76V78H57ZM57 80H55L54 81V83H56V81ZM73 80V81H74ZM112 80H113V83H112ZM119 80V81H118ZM181 80L183 81V83H181ZM198 80L199 81H201L202 83L200 84V82H198ZM209 80V81H208ZM211 80H212V82H211ZM215 80V81H214ZM232 80V81H231ZM237 81V83H236V81ZM248 80V81H247ZM260 80H262V81H260ZM12 81H13V79H12ZM12 81H11V78H10V83H12ZM36 81H37V84H36ZM96 81V82H95ZM103 81V82H102ZM111 81V83H109ZM118 81V82H117ZM123 83H122V82ZM134 81H135V83H134ZM142 81V82H141ZM180 81V82H179ZM189 81V83H187ZM197 81V82H196ZM207 81H208V83H207ZM213 81H214V83H213ZM220 81V82H219ZM251 82V83H253V84H250V83H248V82ZM29 81H24L23 83H20V84H22V85H24L25 83H27V87H28V83ZM68 82V83H67ZM80 82H81V85H80ZM88 82V83H87ZM96 84H95V83ZM117 84H116V83ZM126 82V83H125ZM228 84H227V83ZM247 82V83H246ZM7 83L9 84V81H7ZM30 83V84H31ZM90 83V84H89ZM93 83L95 84V85H93ZM99 83V84H98ZM101 83H103V84H101ZM120 83V84H119ZM181 83V84H180ZM211 83V84H210ZM219 83H221V84H219ZM234 83V84H233ZM235 83L237 84V85H235ZM243 83V82H242ZM254 83H255V89L254 88H252L253 86L252 85H254ZM263 83V84H262ZM8 84H3L4 86L6 85L8 88H9V90H8V88H7V90H8V92H12V90H10L11 89V86H9ZM61 85H62V87L63 86H65V85H63V83H60ZM77 84H79V86L77 85ZM105 84V85H104ZM110 84H112V85H110ZM186 84V85H185ZM189 84V85H188ZM206 85V87H205V85ZM207 84L209 85V86H211L212 85V89H211V87H208L207 86ZM225 84H227V85H225ZM241 84V83H240ZM2 84H0V87L1 86H3ZM11 85V84H10ZM21 85V86H22ZM49 85V86H50ZM54 85V86H53ZM61 85L58 87L57 86V88H59V91L60 90H63V89H65L64 87L63 88H61ZM73 85H74V87L76 86L77 88H75L76 90L79 88V90H75L74 89V87H73ZM87 85V86H86ZM108 85V86H107ZM129 85V86H128ZM131 85V86H130ZM178 85V86H177ZM183 85H185L187 88H185V86H183ZM204 86L203 88H201L202 86ZM214 85V86H213ZM217 85V86H216ZM221 85V86H220ZM241 86L240 88L239 87H237V86ZM248 85V86H247ZM6 86H5V88H6ZM12 86H13V83H12ZM15 86H17V85H15ZM31 86V85H30ZM48 86V87H49ZM112 86H113V88H112ZM148 86V87H147ZM195 87V89H194V87ZM219 86V87H218ZM233 86V87H232ZM259 86V87H258ZM20 87V86H19ZM22 87H25L26 88V86L24 85V86H22ZM47 87V86H46ZM123 87V88H122ZM141 87V88H140ZM235 87H237L238 89H239V91L237 90L236 91V88ZM257 87V88H256ZM14 88H16V87H14ZM43 88V87H42ZM61 88V89H60ZM135 88H136V90H135ZM185 88V89H184ZM200 90H199V89ZM209 88V90H211V91H209V90H207ZM223 90V91H225V93L224 94H229V95H222L221 94V92L223 93V91L221 90V89ZM260 88V89H259ZM19 89V88H18ZM21 89V88H20ZM19 89V90H20ZM23 89V88H22ZM26 89H28V88H26ZM48 89H50V87L48 88ZM80 89H81V91H80ZM117 89V90H116ZM190 89V90H189ZM193 89V90H192ZM198 89V90H197ZM216 89V90H215ZM227 89V90H226ZM233 89H235V90H233ZM249 89V90H248ZM253 89V90H252ZM23 90H25V89H23ZM73 90H71V91H73ZM121 90V91H120ZM139 90H142V91H139ZM188 90V91H187ZM194 90H197V91H194ZM213 90V91H212ZM221 90V91H220ZM229 90V91H228ZM232 90V92H230ZM240 90H241V92H240ZM250 90L251 91H255V92H253V94L251 95V93L249 94V95H251L252 97H253V95H254V97H256L257 99H255L254 101H253V103H252V106H251V109H253V112H254V118H253V115H251L252 117H247V116H245V115H248V113H246V114H244V117H246V119L243 117V116H239L238 115V117H237V113L236 112H239V102L238 103H236L237 101H238V99L240 100L241 98L243 99V94H242V91H244V93H245V96L246 95H248V94H246V92H250ZM37 91V90H36ZM42 91V90H41ZM89 91V92H88ZM205 91V92H204ZM216 91V93L214 94L213 92H215ZM27 92L28 91H26V94H27ZM132 92H134L133 93V95L131 94ZM156 92V93H155ZM193 92H196V93H193ZM207 92H209V93H207ZM212 92V93H211ZM236 92V93H235ZM239 92V93H238ZM262 92V93H261ZM14 93V92H13ZM40 93H43V94H40ZM60 93V94H61ZM90 93V94H89ZM125 93V94H124ZM129 93V94H128ZM201 93H203L204 95H205V97H204V95L202 94L201 95ZM217 93H219L221 96H219ZM8 94H10V93H8ZM12 94V93H11ZM51 94H52V96H51ZM59 94V93H58ZM69 95H70V93H68ZM124 94V95H123ZM136 94H138V96L136 95ZM165 94V95H164ZM213 94L214 95H216V97H217V99L215 98V96L213 97ZM238 94H241V95H239L238 96ZM5 95V94H4ZM3 95V98L5 97ZM15 95V94H14ZM50 95V96H49ZM135 95V96H134ZM6 96H7V94H6ZM9 96V95H8ZM49 96V97H48ZM89 96V97H88ZM120 96V97H119ZM123 96L125 97V98H123ZM133 96H134V98H133ZM210 96V97H209ZM223 96H225V97H227V99H225V97H224V99H225V101L223 100ZM231 96V97H230ZM234 96V97H233ZM10 97V96H9ZM22 99V100H19L20 98ZM31 97V96H30ZM39 98V100H38V98ZM69 97V96H68ZM92 97V98H91ZM119 97V98H118ZM141 97V98H140ZM198 97H200L199 99H198ZM222 97V99H219V98H221ZM238 97H241V98H238ZM11 98V97H10ZM18 100H17V99ZM70 98V97H69ZM123 98V99H122ZM127 98V99H126ZM133 98V99H132ZM195 98V99H194ZM200 100V99H202L201 101H200V104H199V101L197 100ZM212 98H215V99H212ZM231 98V99H230ZM236 98H238V99H236ZM9 99V98H8ZM42 99V100H41ZM55 99V98H54ZM118 99V100H117ZM122 99V100H121ZM125 99V100H124ZM131 99V100H130ZM141 99V100H140ZM145 99V100H144ZM161 99V100H160ZM165 99V100H164ZM5 100V99H4ZM4 100H3V102L2 103H4ZM40 100H41V103H42V105H41V103H39L40 102ZM61 100V101H60ZM76 100V99H75ZM98 100V101H97ZM103 100V101H102ZM124 100V101H123ZM132 100H134V101H132ZM138 100V101H137ZM148 100V101H147ZM175 100V101H174ZM197 100V101H196ZM213 100V101H212ZM222 100V101H221ZM7 101V99L5 100V102ZM13 101V100H12ZM33 101V102H34ZM38 101V102H37ZM50 101V102H51ZM54 101V100H53ZM58 99H55V102H53V103H55V104H58ZM90 101V102H89ZM100 101V102H99ZM123 101V102H122ZM142 101V102H141ZM194 101H196V102H194ZM202 101H203V103H202ZM207 101V102H206ZM219 101V102H218ZM234 101V102H233ZM241 101H243V100H241ZM11 102V101H10ZM10 102H9V104H10ZM27 102L25 103V104H27ZM50 102H48L49 104H51ZM57 102V103H56ZM65 102V101H64ZM67 102H65L64 104H63V102H62V106L61 107H63V105H65V104H67ZM83 102V103H82ZM102 102V103H101ZM140 102V103H139ZM151 102V103H150ZM164 102V103H163ZM171 102V103H170ZM194 102V103H193ZM209 103V104H206V103ZM232 102V103H231ZM245 102V101H244ZM2 103H1V105H2ZM7 103H8V101H7ZM13 102H11V104H12ZM15 103H13V104H15ZM52 103V104H53ZM75 103H77L76 104V107H75ZM98 103V104H97ZM133 103V104H132ZM138 103V104H137ZM195 105V107L194 106H192L193 104ZM215 103V104H214ZM241 103V102H240ZM247 103V102H246ZM249 103V102H248ZM248 103L246 104V107L248 106ZM10 104V105H11ZM51 104V105H52ZM54 104V105H55ZM70 104V105H69ZM116 104V105H115ZM121 104V105H120ZM130 104V105H129ZM166 104H168V106L170 105V106H173V107H170V108H168V106L166 105ZM172 104V105H171ZM214 104V105H213ZM221 104V105H220ZM9 105V106H10ZM72 105H74V108H73V106ZM77 105H79L80 107H81V109H83V110H81L80 108H79V106H77ZM88 105H90V106H88ZM137 105V106H136ZM143 105H144V107H143ZM146 105H147V107H146ZM150 105V106H149ZM250 105V104H249ZM4 106V105H3ZM7 106H8V104H7ZM105 108H104V107ZM123 108H122V107ZM159 106V107H158ZM166 106V107H165ZM199 106V107H198ZM201 106H202V108H201ZM260 106H261V109H260ZM5 107V106H4ZM3 107V108H4ZM10 107V108H11ZM29 107H27V108H29ZM40 107H42L41 109H40ZM46 107H49V106H47V104H46ZM53 107V106H52ZM51 107V108H52ZM83 107V108H82ZM90 108V110H92L91 112L92 113H94V114H90L91 112H89L90 110L88 109V108ZM129 107V108H128ZM177 107V108H176ZM256 107V108H255ZM6 108V107H5ZM5 108H4V110H5ZM8 109H10L9 107H7ZM50 108V107H49ZM54 108V107H53ZM86 108H87V110H88V112L86 113ZM92 108V109H91ZM95 108H96V110H95ZM102 108H103V110H102ZM132 108V109H131ZM140 108V109H139ZM171 108L172 109H174L176 112H174V110H171ZM186 108V109H185ZM195 108H198L197 110H195ZM210 109V111H209V109ZM215 108H217V111H216V109ZM249 108H250V106H249ZM255 108V109H254ZM263 108V109H262ZM8 109H6V111L5 112H7L8 113V115H9V112L7 111ZM17 109H19V110H17ZM94 109V110H93ZM119 109V110H118ZM137 111H136V110ZM185 109V110H184ZM219 109H220V111H219ZM48 110V109H47ZM51 110V109H50ZM67 110H68V108H67ZM79 110H80V112H79ZM109 110H110V112H109ZM116 110V111H115ZM126 110V111H125ZM131 110V111H130ZM181 110V111H180ZM185 111V114H184V111ZM190 110H192V115L191 116H189L188 114H189V112L188 111H190ZM195 110V111H194ZM198 110H200V113H198L199 111ZM203 110V111H202ZM212 110H215L216 111V113H218V115H216L215 113H214V111L212 112ZM248 110V109H247ZM10 111V110H9ZM53 112H54V110H52ZM55 111V112H56ZM74 112V114H73V112ZM77 113H76V112ZM164 111V112H163ZM169 111V112H168ZM183 111V112H182ZM206 111V112H205ZM209 111V112H208ZM222 111V112H221ZM241 111L243 112V109L241 108ZM257 111H258V117H256L257 115ZM20 112H22V113H20ZM43 113V115H41V116H44V114H45V112L46 111H42ZM47 112H50V111H47ZM52 112V113H53ZM126 112V113H125ZM131 112H132V114H131ZM187 112V113H186ZM195 112V113H194ZM221 112V113H220ZM260 112H261V115H259L260 114ZM18 113H20L19 115H18ZM33 113V112H32ZM41 113V112H40ZM51 113V112H50ZM63 113H64V115H63ZM85 113V114H84ZM110 113V114H109ZM142 113V116L140 115ZM172 113V114H171ZM210 113V114H209ZM6 114V113H5ZM14 114L15 115H17L18 117H20V115L22 114L25 118H27V119H32L33 120V122L34 123H32V120H31V122L29 121V120H27V119H25V122L27 121V123L29 122V124L30 123H32V124H30V126L33 128L34 127V129L33 130H35V129H38V131H40L39 133H40V135H37V136H34L35 134H39L38 133V131L37 130H35V132L34 133H32L33 132V130H32V132H25L24 134H23V131L27 128H29V129H32V128H30V126L27 124V123H25L24 122V124H26V125H23V124H21L20 122H19V120L20 119H22V117H20V118H18L17 116H14ZM60 114H61V117H59L60 116ZM104 114V115H103ZM145 114V115H144ZM154 114V115H153ZM177 114V115H176ZM196 114V115H195ZM197 114H199V116L197 115ZM208 114V115H207ZM212 114V115H211ZM215 114V115H214ZM234 114V115H233ZM7 115V114H6ZM7 115V116H8ZM58 115V116H57ZM89 115V116H88ZM103 115V116H102ZM107 115V116H106ZM147 115V116H146ZM169 115V116H168ZM184 115V116H183ZM187 115H188V119H185V118H187ZM195 115V116H194ZM211 115V116H210ZM250 115V114H249ZM248 115V116H249ZM37 116H40V115H37ZM46 116V117H47ZM81 116V117H80ZM91 116V117H90ZM109 116V117H108ZM137 116V117H136ZM155 116V117H154ZM164 116V118L162 119V117ZM176 118H175V117ZM9 117V116H8ZM15 117H17L16 119H15ZM45 117V118H46ZM62 117H64V118H62ZM67 117V118H66ZM86 117V119L84 120V118ZM90 117V118H89ZM103 117H105L106 119H107V122L105 123V121H106V119L104 118L103 119ZM124 117H125V119H124ZM127 117V118H126ZM165 117H166V119H165ZM174 117V118H173ZM192 117H195L194 119H195V122H197V124H198V126L200 127V133H199V131H198V129H199V127L197 128V131L196 132H194L193 131V133L192 134H187L186 132V130H185V127L186 128H188V129H190L191 127V129H194V124L191 126V125H187V126H185V125H183V126H181V127H179L180 125H182L183 123H184V121H191V120H194V119H192ZM205 117H207L206 119H208V120H206L205 119ZM219 117V118H218ZM233 119H232V118ZM239 118V117H243L245 120H247V121H249V123L245 126V125H241L240 123L238 124V123H236L238 120H237V118ZM11 118V117H10ZM48 118V117H47ZM136 118V119H135ZM174 120H173V119ZM198 118V119H197ZM250 118V119H249ZM256 118H257V120H258V122H259V120H261L260 121V123L263 125H260V126H262L263 128H262V130H258V129H260L261 127H259L258 128V126L257 125H259V123L258 122H256L257 123V125L254 123V121H256ZM7 120V122H8V119L9 118H6ZM61 119H63V120H61ZM113 119V120H112ZM199 121H197V120ZM202 119V120H201ZM241 119V118H240ZM23 120H24V118H23ZM52 120V119H51ZM119 120V121H118ZM167 120V121H166ZM206 120V121H205ZM241 120H243V119H241ZM254 120V121H253ZM20 121H22V120H20ZM70 121V124L68 123L67 124V122H69ZM121 121V122H120ZM124 121H125V123H124ZM149 121V122H148ZM153 121V122H152ZM165 121V122H164ZM178 121H179V123H178ZM183 121V122H182ZM208 121H211V122H208ZM213 121V122H212ZM232 121V122H231ZM250 121H251V123H250ZM252 121H253V124H252ZM6 122V123H7ZM15 122V123H14ZM23 122V121H22ZM40 122V121H39ZM105 124H104V123ZM112 122V123H111ZM160 122V123H159ZM174 122H175V124H174ZM185 122V123H186ZM204 122V123H203ZM206 122H208V123H206ZM224 122V123H223ZM12 123H11V127H8L10 124H9V122H8V124L9 125H7V129H10V128H12ZM41 123V122H40ZM53 124V122L52 121H50L49 120V122L47 123V124ZM58 123V125H56ZM71 123H73V124H71ZM90 123V124H89ZM98 123V124H97ZM103 123V124H102ZM147 123H149V124H147ZM151 123V124H150ZM182 123V124H181ZM201 124V126L203 125V127H201L200 126V124ZM210 123V124H209ZM230 124V126L229 125H226V124ZM21 124V125H20ZM84 124V125H83ZM102 126H101V125ZM106 124H108V126L111 128H109ZM121 124H122V126H121ZM180 124V125H179ZM234 124H236V125H234ZM238 124V125H237ZM250 124H252V127H251V125ZM255 124V125H254ZM19 125V126H18ZM23 125V126H22ZM27 125H28V127H27ZM69 125H71L70 127H69ZM73 125V126H72ZM80 125V126H79ZM89 125H91V126H89ZM94 125L96 126V128L94 127ZM147 125V126H146ZM214 125V126H213ZM241 125V126H240ZM18 126V127H17ZM82 126V127H81ZM85 126H87L88 128L86 129V127ZM103 127V128H100V127ZM126 126V127H125ZM175 126V127H174ZM190 128H189V127ZM207 126V127H206ZM213 126V127H212ZM228 126V127H227ZM234 128H233V127ZM247 127L251 132L253 131V129H255L256 130V128H257V134L256 133H253V134H250V136L249 135H247V136H245V133H247L248 131H246V132H244V133H241V132H243L242 130H243V128L245 129V127ZM249 126V127H248ZM16 127V128H15ZM25 127V129H23ZM54 127V129L55 130H57L56 128ZM91 127V128H90ZM116 127V128H115ZM167 127V128H166ZM178 127V128H177ZM204 127H205V130L206 131H204V130H202V129H204ZM212 127V128H211ZM236 127H240V128H237V129H241V132L240 133H237V131H233V129H236ZM242 127V128H241ZM15 128V129H14ZM21 129V131H20V129ZM45 128H47V125H46V127ZM84 128V129H83ZM105 128V129H104ZM121 128V129H120ZM172 128V129H171ZM180 128V129H179ZM195 128V129H196ZM231 128H233V129H231ZM22 129H23V131H22ZM82 129V130H81ZM101 129V130H100ZM110 130V132H115V134L114 133H110L109 132V130ZM115 129V130H114ZM162 131H161V130ZM169 130V133H168V130ZM226 129V130H225ZM48 130V129H47ZM96 130H98V132L96 133V135H95V133L94 132H96ZM105 130V131H104ZM108 130V132H107V134H105L106 133V131ZM112 130V131H111ZM185 130V131H184ZM208 130H209V132H208ZM229 130V131H228ZM76 131H77V134H76ZM89 131V132H88ZM116 131H117V133H116ZM160 131V132H159ZM184 131V132H183ZM201 131H202V133H201ZM204 131V132H203ZM226 131H228L227 133H226ZM245 131V130H244ZM249 131V132H250ZM19 132V133H18ZM20 132H21V134H20ZM72 132H74V133H72ZM213 132V133H212ZM253 132H256V131H253ZM14 133V134H13ZM33 134V136L32 135H29V137H26L25 138V136L27 135L28 136V134ZM87 133V134H86ZM94 133V134H93ZM160 133V134H159ZM183 133H185V135H184V138H183ZM198 133V134H197ZM230 133H231V135H230ZM262 133L263 135L261 136L260 134ZM47 134V135H46ZM60 134V135H59ZM83 135V136H80V135ZM84 134H86V135H84ZM91 134H93L92 136H91ZM98 134V135H97ZM140 134V135H139ZM168 135V136H166V135ZM186 134L189 136V139H190V137H192V140H191V142L193 143V144H199L200 143V145L199 146H201L202 144L201 143H204V144H206L207 145V143H208V147L206 148V149H208L207 150V152H210L211 153V151H213L212 153L214 154L213 155V157H215V158H213V157H211L212 156V154H211V159L208 157V155L206 156V154H207V152H206V149L205 148H202L201 150L203 151V150H205V152H206V154L205 155H201L199 158H197V160H198V162H199V160H200V165L202 164V162H203V158H205V162H207L206 160H210V163L208 164H205V162H204V167H205V169H212L213 168V166H214V170L217 168V170H219L220 168H221V170L222 169H224V171H227V173H225V172H223L222 173V175H220V173H219V175L218 176H216V175H212V176H210L211 177V181H210V179H208V178H210L208 175L206 176V174L204 173V172H196L195 170H197V171H199L201 168H203V169H201V171H203V170H205L204 169V167L203 166H201V168H199V169H195V168H198L199 167V164H198V162H197V160H196V157H191V156H188V155H190V153H188L187 152V149L186 148H188L189 149V152H190V149L191 148H189V146L187 145V143H186V145H185V142H188V143H190V140L186 137ZM205 134V135H204ZM209 134V135H208ZM233 134H234V138H233ZM239 134V135H238ZM243 134H244V137H243ZM5 135H6V137H5ZM16 135H15V137H16ZM44 135H45V137H44ZM49 135H50V137H49ZM55 135H56V132H55ZM54 135V136H55ZM95 135V136H94ZM105 137H104V136ZM118 137H117V136ZM129 135V136H128ZM196 135V136H195ZM232 137V138H230V136ZM235 135H237V136H235ZM242 135V136H241ZM256 135V136H255ZM258 135V136H257ZM260 135V136H259ZM39 136V137H38ZM40 136H41V138H40ZM47 136V137H46ZM84 136H85V138H84ZM93 137L94 136V138H95V140L96 141H94L93 139L94 138H91V137ZM98 136V137H97ZM112 136V137H111ZM124 136V137H123ZM151 136V137H150ZM178 136V137H177ZM193 136H195V137H193ZM240 136V137H239ZM253 136H254V138H253ZM47 138L48 140L47 141H49V143L48 142H46V144L47 145H45V143H43L42 142V140L41 139H43V138ZM80 137H81V139H83L82 140V142L84 143H80V141L81 140H79L78 142L80 143V144H78L77 143V145H79L78 147L80 148H78V150H76V148L74 149V147H76L77 145H75L74 144V142L76 143V140H78L77 138H79L80 139ZM88 137H90V138H88ZM100 137H102V139L100 138ZM107 137H108V139H107ZM151 139H149V138ZM181 137V138H180ZM197 137V138H196ZM204 137H205V139H204ZM210 137V139H212V140H210V139H206V138H209ZM224 137H225V139H224ZM246 137H247V140L248 141H250V142H248L247 140H246ZM255 137H258L259 138V141L255 138ZM8 138V139H7ZM31 138H30V140H31ZM61 138V139H60ZM96 138H98V140L96 139ZM103 138H106L105 140L103 139ZM148 138V139H147ZM170 138H172L171 140H170ZM183 138V139H182ZM188 140H187V139ZM195 138V139H194ZM222 138V139H221ZM252 138V139H251ZM6 139V140H5ZM26 139V140H25ZM40 141H39V140ZM87 139V140H89L90 142H91V145H89L90 144V142H87V140L85 141V140ZM100 139V140H99ZM157 139V140H156ZM167 139V140H166ZM169 139V140H168ZM177 139V140H176ZM179 139H180V141H182V143L179 141ZM194 139V140H193ZM202 139V140H201ZM204 139V140H203ZM237 139V140H236ZM238 139L241 141V140H244L245 139V141H247L246 143H244L243 141H239V143L241 144L242 142V144H244V145H241L240 147H238L239 146V144L236 142V141H238ZM255 139H256V141H255ZM261 139V140H260ZM37 140V141H36ZM51 140H53L52 138H51ZM67 140H69V141H67ZM72 140V141H71ZM102 140H103V142L104 141H106V142H108L109 140L111 141H109V145L108 144H106L105 142H104V144H105V147H103L102 148V146H100L99 147V145H101V143L103 144V142H102ZM165 140V141H164ZM185 140V141H184ZM200 140H201V142H200ZM208 140V141H207ZM209 140H210V142H209ZM232 140V141H231ZM251 140H253V141H255L256 142V144L257 145H255V142H251ZM117 143H116V142ZM119 141H120V143H119ZM179 141V142H178ZM207 141V142H206ZM224 141V142H223ZM227 141V142H226ZM260 141H262V142H260ZM34 142H32L33 144H35ZM51 142V143H50ZM94 142H96V143H94ZM100 142V143H99ZM115 142L116 143V145H118V146H116L115 144H113V143ZM129 142V143H128ZM162 142V143H161ZM234 142H236V144H232V143H234ZM260 142V143H259ZM11 143V142H10ZM87 143H89V144H87ZM93 143V144H92ZM112 143V144H111ZM125 143H126V145H130V146H126L125 145ZM138 143V144H137ZM142 145H141V144ZM210 143V144H209ZM249 143L251 144V145H249ZM262 143V144H261ZM6 144V145H5ZM42 144H43V146L45 145L46 146V148H42ZM83 144V145H82ZM96 145V144H98V145H96V148H94L95 150L93 151V149H92V152L88 155V150H89V148H90V150H91V147L90 146H92V145ZM104 144H103V146H104ZM122 144V145H121ZM180 146H179V145ZM203 144V145H204ZM248 144V145H247ZM4 145V146H3ZM50 145V146H49ZM80 145H82V146H80ZM84 145H85V147H84ZM95 145H94V147H95ZM115 145V146H114ZM132 145V146H131ZM151 145V146H150ZM191 145V144H190ZM223 145V146H222ZM235 145V146H234ZM236 145H237V147L238 148H243L242 149V151H239L238 150V148L236 147ZM3 146V147H2ZM41 146V147H40ZM74 146V147H73ZM123 146V147H122ZM136 146V147H135ZM149 146V147H148ZM159 146V147H158ZM166 146H167V148H166ZM187 146V147H186ZM224 146H225V148H224ZM243 146V147H242ZM252 146V147H251ZM5 147H6V149H5ZM39 147H40V149H39ZM49 147H51V148H49ZM81 147H83V149L81 148ZM132 148V147H134L133 149H130V148ZM140 147V148H139ZM202 147V146H201ZM200 147V148H201ZM213 147V148H212ZM235 147V149H233ZM259 148L260 149V154H259V152H258V150H257V152L255 151V149H257V148ZM49 148V149H48ZM100 148V149H99ZM105 148V149H104ZM109 148V149H108ZM126 148H127V150H128V148L130 149V150H126ZM136 148V149H135ZM137 148H139V149H137ZM178 148V149H177ZM180 148H183L182 150L180 149ZM222 148V149H221ZM264 148V147H263ZM5 149V150H4ZM34 149V150H35ZM42 149V150H41ZM55 149H57L58 151L56 152V150ZM81 149H82V151H81ZM107 149V150H106ZM111 149V150H110ZM169 149V150H168ZM216 149H218L217 151H216ZM252 149V150H251ZM90 150H89V152H90ZM100 150H103V151H100ZM123 150V152H124V154L122 153V152H119V151H122ZM134 150V151H133ZM137 150V152H135ZM184 150L186 151V152H184ZM201 150H199V151H201ZM229 150V151H228ZM235 150H237V153H236V151ZM39 151H41L40 153H42L41 155H40V153H39ZM81 151V152H80ZM86 152L87 153V155L85 156L84 154H81L82 152ZM115 151V152H114ZM132 151V152H131ZM144 151V152H143ZM148 151H149V153H151V154H153V155H150V154H148ZM153 151V152H152ZM160 151V152H159ZM195 151H197V150H195ZM201 151V152H202ZM217 152V154H216V152ZM232 152V154H231V152ZM253 151H255V154H254V152ZM35 152V153H36ZM47 152H49V153H47ZM54 152V153H53ZM59 152V153H58ZM71 156V157H74L77 161H75V159L73 160V158H69V156L67 157V153ZM76 152V153H77ZM107 152V153H106ZM143 154H142V153ZM170 152V153H169ZM171 152H173V153H171ZM174 152L176 153H178L177 154V156L174 154ZM180 152H182V153H180ZM184 152V153H183ZM204 152V151H203ZM238 152H243V153H238ZM251 152V153H250ZM253 152V153H252ZM262 152V153H261ZM39 153V154H38ZM57 153V155H56V157H57V160H58V162H56V158H55V155L54 154H56ZM61 153V154H60ZM85 153V154H86ZM94 153V154H95ZM126 153V154H125ZM129 153H131V155L133 154V158H131L132 156L131 155H129ZM141 153V154H140ZM157 153H159V154H157ZM162 153V154H161ZM164 153V154H163ZM188 153V154H187ZM43 154H45V156H47V157H45V158H42V157H44V155ZM49 154H52V155H49ZM65 154H67V155H65ZM101 154V155H100ZM119 155V156H117V155ZM123 154V155H122ZM140 154V155H139ZM185 154H187V156L185 155ZM217 156H216V155ZM223 154V155H222ZM235 154V155H234ZM259 154V155H258ZM49 155V156H48ZM54 155V156H53ZM104 155V156H103ZM108 155V156H107ZM113 155V156H112ZM123 157H122V156ZM147 155V156H146ZM172 157H171V156ZM175 155V156H174ZM239 155V156H238ZM248 155V156H247ZM253 157H252V156ZM256 155V156H255ZM39 156L41 157V158H39ZM62 156V158L60 159V157ZM63 156H65V157H63ZM84 157L86 160H88V164L86 163L87 161H85V159L84 158H82V159H84V160H82L81 159V157ZM101 156H103V157H101ZM110 156V157H109ZM125 156V157H124ZM128 156V157H127ZM184 156V157H183ZM224 156V157H223ZM228 156V157H227ZM233 156V157H232ZM237 156L238 157H240V158H237ZM250 156V157H249ZM254 156L256 157V159L254 158ZM29 157V156H28ZM27 157V158H28ZM32 157H30L29 158V160L32 158ZM51 157H53L52 159H49V158H51ZM90 157V158H89ZM105 157L107 158V159H105ZM130 157V158H129ZM142 157V158H141ZM161 157H163V159L161 158ZM175 157H176V159H175ZM181 157V158H180ZM188 157V158H187ZM191 157V158H190ZM223 157V158H222ZM246 157H247V160L250 158V160H246ZM252 157V158H251ZM37 158H39V161L42 163V165L40 166L39 164H41L39 161L38 162H36L38 159ZM48 158V163H50L49 165L50 166H48V163L46 162L45 163V165H43L44 164V161H46V159ZM54 158H55V160H54ZM117 158V160H115V159ZM119 158V159H118ZM120 158H125V159H120ZM139 158H141V159H139ZM151 158V159H150ZM193 158H195L194 160H193ZM229 158V159H228ZM232 158H234V159H232ZM239 160L238 162H237V160ZM254 158V159H253ZM20 158H18L17 160H19ZM37 159V160H36ZM113 159L115 160L114 162L115 163H113ZM131 159V160H130ZM132 159H133V161H132ZM148 159V160H147ZM224 159V160H223ZM233 161H232V160ZM28 159L26 160V161H28V162H30ZM43 160V161H42ZM80 160V161H79ZM82 160V161H81ZM112 162V164L110 163H108V165H107V162ZM112 160V161H111ZM120 160H121V162H120ZM140 160V161H139ZM144 160H146V161H148V162H146V161H144ZM159 160H161V161H159ZM168 160V161H167ZM178 160V161H177ZM187 160V161H186ZM202 160V161H201ZM215 160V161H214ZM234 160H235V162H234ZM243 160L245 161V162H247V163H243ZM253 161V164L251 165V163H252V161ZM256 160V161H255ZM69 161V162H70ZM90 161V162H89ZM119 162V163H117V162ZM123 161V162H122ZM126 161V162H125ZM127 161H129V163L130 162H132V163H130L129 165L131 166V167H133V168H131L129 165H128V167H126L127 166V164H128V162ZM137 161H139V162H137ZM152 163H151V162ZM155 161H157L158 163H155L156 165V168H155V166H154V163L153 162H155ZM172 161H173V163H172ZM175 161V162H174ZM184 163H183V162ZM194 161H196V163H194ZM213 161V162H212ZM219 161H221V162H219ZM226 161V162H225ZM232 161V162H231ZM242 161V162H241ZM53 162V164H51ZM101 162V163H100ZM137 162V163H136ZM159 162L161 163V164H163V165H160L159 164ZM186 162H187V165H186ZM211 162H212V164H211ZM218 162V163H217ZM222 162H224V163H222ZM229 162H231L230 164H229ZM235 163L234 165L236 166V164H240V167H239V165L238 166H234V165H232V163ZM258 162H260V164L258 163ZM31 163V162H30ZM31 163V164H32ZM39 163V164H38ZM54 163L56 164V163H60L59 164V168H61L60 170H58L59 168H58V165H56V166H54ZM122 163V164H121ZM125 163H126V165H125ZM144 163H147V164H144ZM150 163H151V165H150ZM227 163V164H226ZM244 164V165H242V164ZM261 163H262V165H261ZM19 164H21V163H18V165H17V167L19 166ZM46 164H47V166H46ZM103 164H105L106 166H104ZM119 164H121L120 166H118ZM124 164V165H123ZM132 164V165H131ZM143 164V165H142ZM160 165V166H158V165ZM166 164V165H165ZM184 164V165H183ZM197 164H198V166H197ZM211 164V165H210ZM221 164V165H220ZM254 164L258 167V168H256V166H254ZM21 165H23V163L21 164ZM27 165V164H26ZM29 165V164H28ZM35 165H33V166H35ZM111 165V166H110ZM135 165V166H134ZM144 165L146 166V167H144ZM165 165V166H164ZM179 165V166H178ZM207 165H209V166H211V167H207L206 168V166ZM216 165H218L219 166V168H218V166L216 167ZM226 165H228V166H226ZM233 166V168H232V171L230 170L229 171V169H231L230 168V166ZM260 165H261V167H260ZM15 166H16V164H15ZM14 166V167H15ZM25 166V165H24ZM30 166V165H29ZM36 166L35 167H32L34 170L36 169ZM62 166V167H61ZM98 166V167H97ZM141 166V167H140ZM151 166V167H150ZM162 166H164V168L162 167ZM168 166H170V167H168ZM174 166V167H173ZM178 168H177V167ZM184 166V167H183ZM189 166H190V168H189ZM197 166V167H196ZM225 166H226V168H225ZM243 166V169H244V171H243V169H239V168H241ZM244 166H247L246 168L244 167ZM20 167V166H19ZM17 168L18 170L20 169V168ZM54 167H56V169L54 168ZM100 167V168H99ZM106 167H107V169H106ZM172 167V168H171ZM191 167H195V168H192V169H194V170H192L191 169ZM236 169H235V168ZM238 167V168H237ZM254 167H255V169H254ZM22 169L24 168V167H21ZM26 168H28V167H26ZM31 168V167H30ZM68 168V169H69ZM72 168H71V170H72ZM76 168V169H75ZM152 168H155V169H152ZM174 168V169H173ZM184 168V169H185ZM248 168V169H247ZM250 168V169H249ZM66 169H67V167H66ZM83 169V170H84ZM123 169V168H122ZM191 169V170H190ZM212 169V170H213ZM226 169V170H225ZM247 169V170H246ZM258 169V170H257ZM40 170H42V169H40ZM45 170V169H44ZM43 170V171H44ZM55 170V171H54ZM60 171V172H58V171ZM70 170V169H69ZM159 170V169H158ZM172 170V171H171ZM236 170V172L235 173H237V174H235V173H233V171H235ZM247 172H246V171ZM252 170H256V172H257V175L256 176H252L253 174H251V173H253V171ZM263 171L262 172V174H261V171ZM3 172H4V170H2ZM2 171H0V173L1 174H3V176L4 175H6V176H9V174L8 173H6V174H4ZM47 171H48V169H47ZM65 171H67V170H65ZM79 171V170H78ZM173 171H177L176 173H174L173 174ZM189 171H187V172H189ZM195 173H194V172ZM223 171V170H222ZM250 171V172H249ZM258 171H260V173H258ZM56 172H57V174H56ZM72 172V171H71ZM74 172V173H73ZM72 172V174H76V172L77 171H73ZM82 171H79V172H77V174L79 173V175H80V173H81ZM186 172V171H185ZM239 172H241V176H239L238 177V175H240L239 174ZM244 174H243V173ZM41 173V172H40ZM43 173V172H42ZM41 173V174H42ZM83 173V172H82ZM102 176H98L97 175V178H95L96 179V181L94 180V181H92V184H88V186H86V187H88V188H90V186H91V190L90 189H88V191L87 190H85L86 192H84V190H82L83 192H82V194H83V197L81 198V200H80V198H75V197H77V196H75V194H74V196L72 197L71 196V194H70V196L72 197L71 199H74V201H76V204H75V207H71L70 208V206H68L69 204L71 205V203H69V202H67V197L69 198L70 196H69V193L68 192H65V189H64V192L66 193H64L65 194V196L66 197H64L63 195L64 194H62V196L65 198H61L60 196V198L63 200V202H61V203H63L62 204V207H63V205L65 204V201H66V203H68V208L69 209H71V211L69 210L68 211V208H67V211L68 212H73L74 214H75V210L76 209H78L79 210V212H77V210H76V212H77V216L78 217H76V214H75V218H76V226L74 225V227H75V229L77 230H72L73 231V235H74V237H70L72 240L70 241V239L68 240L67 238H65V240H66V242L65 243H67V242H69L68 244H66L65 246H69V244L72 242V243H74V244H70V245H72V246H70V247H63V244H61V243H63V242H59V240L61 239V237L59 236L61 233H63V232H61V230H60V233L59 232H56L55 233V231H56V229L54 228V230L55 231H53V233H52V231H51V229H52V227L53 226H51V228H50V230L48 229V231L50 232H47V231H45L44 230V232L43 233H45V234H43V235H41V238H35V237H29L28 238V236H27V238H26V236L25 235H23L24 234V232L25 231H27V232H31L30 231V228H33V226H35V224H36V226H38L37 225V223L39 224V222H38V217H39V212H40V210H41V212H44L43 211V209H41L42 207V203L40 202V199H43L44 197H41L42 195H47V197H45L46 199L50 196L49 195V193H47V194H43V192L41 193V191L42 190H40V191H37V192H40V193H32L31 192V190L33 191V189L32 188H30V189H28V192H27V190H26V194L28 193V195L30 196V199L28 198L29 196L28 195H26V197L29 199H27L26 197L25 198H23V199H21V202L20 201H18L19 199H18V197L16 198V196H19V194L21 195V193L19 192H17L18 194L16 195L15 194V198L17 199V201L15 200L14 201V199L15 198H13L12 199V197H10V199H12L15 203L16 202H20L19 204H21V206L25 203V201L26 200H28V201H30L31 199H32V201L31 202H29V203H31L30 204V206L28 207V208H24L23 206H25L26 204H28L27 202L28 201H26V204L25 205H23L22 207L25 209V212L23 211V209H21V206H19V205H17V206H15V207H13V209L14 208H18V207H20V208H18V209H21V210H19V211H15L16 212V214H14V216H17V218L18 219H14V217L13 218H11L12 216L10 215V216H7V219L9 218L10 219V222L9 223H11V222H13L12 224H16V223H18L19 225V228L18 227H16L17 226V224H16V228H17V230H19L20 229V227H22V224L24 225V222L22 221V219L29 213V215L30 216H33L32 218L30 217V216H28L27 217V220H26V222H25V225H26V223H27V221H29L28 220V218L30 217L31 218V220L28 222L30 225H31V223H32V227L30 226V228H28L27 226H25L23 229V231H22V236L24 237V239L26 238V239H31L32 238V240L31 241H33V240H35V241H38L39 239L40 240H43L44 242L45 241H47V240H49V242H48V244L49 243H51V244H49V245H47V242L45 243V245L48 247V246H50L51 245V251L50 252H52V245H53V242H52V240L54 239L55 241H54V243H56V240H58L57 241V243L59 242V245L60 246H58V247H56L57 249L59 248L60 249V247L62 246L63 248H65L66 250H62V247H61V249L60 250H62L61 252H65V253H62V254H65V256H67V257H65L64 255H61L60 253H58L59 255H61V256H63V257H65V259L67 260V261H60V259H59V257L60 258H62L61 256H59V255H57L56 253L59 251V249H58V251L56 250V248H54L55 249V251H54V253L56 254V256H58L57 257V259H55V260H57L56 261V263H55V260L53 259L54 258V253L52 252V255H51V253L49 252V254L48 255H46L47 253H48V248L46 249V251H45V253H44V251H42V249L44 250V242L42 241L41 243L43 244H41L40 246H39V244H35V243H32L31 241H28L27 240V242H30V244H31V247L33 246V248H32V251L33 250H36L37 252H40V253H37L36 251H33V252H31L30 253V255H28L29 253L26 251L27 249V247H28V249L29 248H31V247H29L30 246V244L29 245H26V246H24L25 244H21L25 249H23V247L20 245L19 246V244H12L13 246L12 247H14V251L12 252V250L10 251V252H12V253H10L11 254V256H13V257H15V262H17V264H19V261L20 260H18V259H16V255L17 254H19V251H21L20 252V255H18L17 257H21V256H23V259H22V257H21V264H25V262H23L22 263V260L24 261L25 259H26V262H30L31 264H37V262H38V259H39V256H40V254H41V258L39 259V260H42V258H43V261H40V262H38V264H44L43 262H47V261H49V262H51L50 260H54V262L52 261V263L53 264H63V263H66L67 264V262H68V264H77V262L80 264V262L81 263H83V264H85V262L87 261V260H85L86 259V256H87V259L90 257V259H92L91 261H89L90 263L89 264H98L99 262L98 261H100V262H102L103 261V263H101V264H108V263H110L108 260H107V257H110L111 256V254H112V259H111V263L112 264H117L118 263V261H119V264H127V262H129V260H130V262L131 263H134V264H136V260H134V262H132L131 260V257L133 258V253H135L134 251H132L133 249V247H134V243H135V240L133 241V238H132V234H131V232L134 230V227L132 226L131 227V225H132V223H133V221H138V218L137 219H135V217H136V213L134 214V212L133 211H129V209H128V207H127V209H126V205H127V202H129V200H128V198H129V195L134 199V194L133 193H130L129 192V194L127 195L126 193H124V194H126V195H124V196H128V198H127V201L124 203V201L126 200L125 198L126 197H124V198H122L123 196H122V194H118L119 192L120 193H122V190L123 189H121L122 187H120V184H118L119 182L118 181H120V180H118L119 178V176H120V174H118V173H116V176H115V178L118 180L117 182H116V180L115 179H113L114 177V175H112V177L113 178H111L110 176H109V174H115V173H106L107 174V176H109V177H107V176H103V173L102 172H99ZM98 173V174H99ZM228 173H230V174H228ZM233 173V174H232ZM0 174V175H1ZM8 174V175H7ZM33 174V175H32ZM35 174H36V176L39 174L37 171L35 172ZM35 174L34 173H29V174H27L26 175V173H25V175H26V177H25V175H24V173H23V175L24 176H18V178H20V179H23L22 177H24V181H22V183L23 182H25L26 181V179H28V176H35ZM53 174V175H52ZM60 174V175H59ZM69 174V173H68ZM67 174V175H68ZM77 174L76 175H73V176H71V174L70 175H68V176H71V178H73L74 176H77ZM91 174V173H90ZM99 174V175H100ZM117 174L119 175V176H117ZM123 174V173H122ZM122 174H121V176H122ZM135 174V173H134ZM138 174H141V173H138ZM137 174V175H138ZM148 174V173H147ZM153 174V175H152ZM163 174V173H162ZM173 174V175H172ZM184 174V173H183ZM183 174H182V176H183ZM194 174H196V176L194 175ZM198 174V175H197ZM205 174V175H204ZM11 175V174H10ZM14 175H16L17 176V174L15 173V174H13V175H11V176H14ZM18 175H19V173H18ZM20 175H22V173H20ZM45 175H48V176H45ZM59 176L60 178L58 179V177L57 176ZM83 175V174H82ZM85 175V174H84ZM83 175V176H84ZM123 175H125V174H123ZM143 175V174H142ZM145 175V174H144ZM150 175V174H149ZM156 175H158V173H156ZM161 175V174H160ZM193 176L194 175V177L192 178L191 176ZM206 178V180H205V178H203V179H201L203 176ZM224 175V176H223ZM235 175V176H234ZM255 175V174H254ZM66 176V175H65ZM87 176H89L88 175V173H87ZM90 176H92V174L90 175ZM93 176H94V174H93ZM120 176V177H121ZM133 176V178L131 177V176H129V177H131L130 179H136V177H139V176H136V174H135V176L134 175H132ZM164 176H166V177H168V179L169 180H167V179H165L166 177H164ZM170 176V177H169ZM178 176H181L179 173H178ZM199 176V177H198ZM200 176H202V177H200ZM226 176V177H225ZM237 176V177H236ZM0 177H2V175L0 176ZM57 177V178H56ZM102 177V178H101ZM104 177H106V178H104ZM147 177V176H146ZM150 176H148L147 178H149ZM158 177V176H157ZM160 177L158 178V179H160ZM177 177V176H176ZM216 177V178H215ZM225 177V178H224ZM75 178H77V177H75ZM104 178V179H103ZM189 178V179H188ZM200 178V180H197V179H199ZM222 178V179H221ZM67 179V178H66ZM70 179V178H69ZM106 179V180H105ZM164 179H165V181L166 182H168V184L167 183H164L165 181H164ZM215 179L217 180L218 179V181H215ZM224 179V181H222L221 182V180H223ZM231 179V180H230ZM235 179V180H234ZM18 181H19V179H17ZM51 180V181H50ZM107 180H109V181H107ZM179 180L181 181V183L179 182ZM195 180V181H194ZM203 180V181H202ZM230 180V181H229ZM233 180V182L234 183H232L231 181ZM112 181V182H111ZM135 181H137V179L135 180ZM176 181V182H177ZM205 181H209L207 184H208V186H210V189H212V190H210V192L209 193H207V194H210L209 195V197H208V195L206 194V195H203L202 193L203 192H205V191H207V190H209L208 188L209 187H207V184L205 183ZM216 182V184L214 185V183ZM221 183H220V182ZM239 181L241 182V183H239ZM16 182V181H15ZM34 182H35V180H34ZM45 182V181H44ZM48 182V183H49ZM52 182H54V183H52ZM65 182V183H64ZM94 182H96V183H94ZM98 182H100V183H98ZM108 183V184H106V183ZM138 182V181H137ZM137 182H135L136 184H137V187H138V183ZM174 182H175V180H174ZM175 182V183H176ZM198 182V183H197ZM200 182H202L201 184H199ZM210 182H211V184H210ZM224 182V183H223ZM227 182L229 183H231V184H227ZM17 183V182H16ZM26 183V182H25ZM27 183H28V180H27ZM26 183V186L28 185ZM67 183V184H66ZM114 183L116 184L115 186H114ZM178 183H177V185L176 186H178ZM217 183L219 184V186H217ZM18 184H20L21 185V181L18 183ZM43 184V183H42ZM45 184V183H44ZM118 184V185H117ZM135 184V185H136ZM147 184H148V182H147ZM167 186H166V185ZM184 184H186V183H184ZM225 184L226 185H228V186H225ZM240 184V185H239ZM48 186V184L46 183L45 184V186H43V187H46V192H47V186ZM70 185V184H69ZM68 185V186H69ZM96 185V186H95ZM112 185V187H110ZM211 185H214V187L212 188V186ZM230 185V186H229ZM231 185H234V186H231ZM51 186V185H50ZM67 186V187H68ZM71 186V185H70ZM73 186V185H72ZM93 186H95V187H93ZM97 186H98V188H97ZM100 186V187H99ZM107 186H109L111 189L109 190V187H107ZM113 186H114V188H113ZM119 186V188L117 189V187ZM165 186V187H164ZM225 186V187H224ZM20 187V188H19ZM32 187V186H31ZM52 187H53V185H52ZM51 187V188H52ZM57 187V188H56ZM187 187V186H186ZM218 187H219V189H218ZM232 187V188H231ZM235 187V189H233ZM259 187V188H258ZM18 188V190L19 189H21V186H18L17 187ZM49 188V187H48ZM51 188H49V189H51ZM95 188V189H94ZM103 188V190H101ZM165 188H168V189H165ZM181 188H183V189H181ZM197 188H195V190L194 191H197ZM227 188V189H226ZM231 188V189H230ZM238 188V189H237ZM69 190L71 189V192L70 193H74V192H76L77 193V191H79V190H81V189H84V188H80L79 190L77 189V191H73L74 190V186H73V189L72 188H68ZM75 189V190H76ZM86 189V188H85ZM104 189H105V192H104ZM114 189H116V192L115 191H113ZM214 189V190H213ZM226 189V190H225ZM244 189V190H243ZM68 190V191H69ZM97 190V191H96ZM111 190L113 191V192H111ZM117 190H119V192L117 191ZM159 190V191H158ZM205 190V191H204ZM236 190V191H235ZM243 190V191H242ZM245 190L247 191V192H245ZM20 191V190H19ZM50 191V190H49ZM90 191H91V193H90ZM107 191V192H106ZM193 191V192H194ZM219 191V192H218ZM226 191V192H225ZM229 191H231V194L229 193ZM31 192V193H30ZM33 192H35V191H33ZM46 192H44V193H46ZM58 192H60V191H58ZM103 192V193H102ZM170 193H172L173 194V192H171V191H169ZM208 192V191H207ZM235 192V193H238L237 194V196L235 197V193L233 194V193ZM10 193V192H9ZM12 193L13 192H11L10 193V196H13L14 197V195H12ZM16 193V192H15ZM54 193V195H51V196H55V194H56V192H53ZM68 193V194H67ZM86 193V195H89V196H86L85 197V194ZM105 193H107V194H105ZM109 193V194H108ZM111 193V194H110ZM112 193H116V196L117 197H115L114 196V194H112ZM197 192H195V194H196ZM229 193V194H228ZM32 196H31V195ZM33 194H34V196H33ZM39 194H41V196H40V199H37L38 198V195ZM77 194H79V192L77 193ZM76 194V195H77ZM82 194H79L80 196H82ZM91 194V195H90ZM96 194V195H95ZM99 194V195H98ZM133 194V195H132ZM163 194V195H162ZM166 194V195H165ZM223 194V195H222ZM253 196H252V195ZM255 194V195H254ZM257 194V195H256ZM59 195V194H58ZM161 195V197H159ZM165 195V196H164ZM182 195V199H181V197L179 198V196H181ZM216 195V196H215ZM228 195V196H227ZM239 195V196H238ZM6 196H8V195H5L4 197H1L2 199H3V201H4V199H5V201H6V199H7V203H8V200H9V202H10V199H8L9 197H6ZM23 196V195H22ZM37 196V197H36ZM104 196V197H103ZM105 196H109V198L108 197H105ZM187 196H188V198H187ZM197 196H198V198H197ZM201 196V197H200ZM207 196V197H206ZM225 197V199H223V198H220V197ZM247 196V197H246ZM258 196H261V197H258ZM21 196H19V198H20ZM24 197V196H23ZM33 197H34V200H33ZM58 197V196H57ZM79 197V196H78ZM90 197L92 198V199H90ZM100 197L102 198V200L100 199ZM214 197H215V199H214ZM232 197V198H231ZM238 197H239V200L237 201L236 199H238ZM242 197H243V199H242ZM245 197H246V199L247 200H249L248 202H246L247 200L245 199ZM251 197V198H250ZM53 198V197H52ZM55 198H56V196H55ZM132 198H131V200H132ZM136 198V197H135ZM161 198V199H160ZM185 198H186V200H185ZM198 200H197V199ZM227 198H229V201H228V199ZM233 198H236V199H233ZM255 198V199H254ZM49 199V198H48ZM54 199V198H53ZM59 199V198H58ZM57 199V200H58ZM61 199H59L58 201H56V202H59V201H61ZM70 199V198H69ZM94 199V200H93ZM108 199V200H107ZM119 199V200H118ZM125 199V200H124ZM130 199V198H129ZM219 199V200H218ZM221 199V200H220ZM231 199H232V201H231ZM252 199V200H251ZM11 200V201H12ZM37 200H39V201H37ZM54 200H56V199H54ZM53 200V201H54ZM91 200V201H90ZM117 200V201H116ZM145 200H150L149 198H147V199H144L143 201H145ZM194 200V201H193ZM203 200V201H202ZM227 201V202H224V201ZM12 201V202H13ZM34 201V202H33ZM45 201H47V200H45ZM44 201V202H45ZM49 201V203L50 202H52V200L50 199V200H48ZM47 201V202H48ZM68 201H71L72 202V200H68ZM87 201H88V203H87ZM90 201V202H89ZM95 202L94 204H93V202ZM167 201V202H166ZM187 201H188V203H189V205L191 206V207H189L188 206V208H187ZM219 201V202H218ZM39 202V203H38ZM42 202H43V200H42ZM78 202H80V203H82L83 205H80V203H78ZM92 202V203H91ZM99 202V203H98ZM102 202H105V203H102ZM211 202V203H210ZM229 202H231V203H229ZM240 202V203H239ZM244 202H246V205H245V203ZM257 202V203H256ZM32 203H34V204H32ZM46 203V202H45ZM45 203H43L44 205H45ZM49 203H47V204H49ZM55 203V201L52 203V204H54ZM60 203V202H59ZM75 203V202H74ZM90 203H91V205H90ZM97 203V204H96ZM208 203H206V204H208ZM221 203H223V204H221ZM235 203H237V204H235ZM239 203V204H238ZM256 203V204H255ZM12 204V203H11ZM17 204V203H16ZM40 204H41V206H40ZM47 204H46V207H47ZM51 203L49 204L50 206H53ZM56 204H58V203H56ZM97 206H96V205ZM99 204V205H98ZM105 204V205H104ZM160 203H158V205H159ZM212 204H213V206H212ZM221 204V205H220ZM233 204V205H232ZM260 204V206H258ZM37 205V206H36ZM43 205V207H45ZM55 205V204H54ZM58 205H60V204H58ZM58 205H56V207H54V209L56 210V211H58V210H64V208L62 209V208H60L61 207V205L60 206H58ZM78 205H80V207L78 206ZM107 205V206H106ZM184 205H185V207H184ZM203 206V208H201L200 209V207H198V206ZM211 205V206H210ZM218 205V206H217ZM34 206H36V207H34ZM50 206H48V207H50ZM57 206L59 207V209H57ZM66 206V205H65ZM66 206V207H67ZM73 206H74V204H73ZM76 206H78V207H76ZM85 206H87V208L85 207ZM106 206V207H105ZM115 206V207H114ZM155 206V205H154ZM182 206H183V208H182ZM41 207V208H40ZM44 208V210H46L47 211V208ZM65 207V208H66ZM89 207V208H88ZM91 207V208H90ZM234 207V208H233ZM243 207V208H242ZM256 207V208H255ZM52 208V207H51ZM75 210H74V209ZM130 208V207H129ZM148 208V207H147ZM157 208H158V206H156V208H154V209H156L157 210ZM177 208V209H178ZM222 208H223V210L224 211H227V209L229 210V212L231 211V209L233 210L234 209V211H236L237 209L240 211H238L240 214H238V213H235L234 214V211L232 212L233 214H234V216L233 215H231V214H229V213H227V215H226V213H224V212H222L223 210H222ZM240 208V209H239ZM16 209H14V210H16ZM28 209V210H27ZM53 209V208H52ZM51 209V210H52ZM72 209H73V211H72ZM103 209V210H102ZM105 209V210H104ZM126 209V210H125ZM167 209V210H166ZM180 209V208H179ZM183 209H184V211H183ZM186 209V210H185ZM226 209V210H225ZM236 209V210H235ZM246 209V210H245ZM27 210V211H26ZM33 210V211H32ZM50 210V209H49ZM51 210H50V212H51ZM66 210V209H65ZM64 210V211H65ZM107 210V211H106ZM110 210L112 211V212H110ZM128 210V211H127ZM248 210V211H247ZM62 211H59V212H62ZM87 211V212H86ZM241 211H242V213H241ZM244 211H247L246 213L244 212ZM253 212V213H255V215H253V213H250V212ZM258 211H260V214H259V212ZM22 212H24V215H23V213ZM26 212H28V213H26ZM40 212V213H41ZM49 212V211H48ZM66 212V211H65ZM68 212H66V213H63L62 212V215H68ZM94 212V213H93ZM262 212V213H261ZM18 213H20L19 215H18ZM26 213V214H25ZM45 213V212H44ZM72 213V214H73ZM80 213V214H79ZM106 213V215H104ZM114 215H113V214ZM132 213V214H131ZM178 213V214H177ZM195 213V215H193V216H195V217H199V221L201 220L202 221V218L201 217H203L204 216V214L201 216V215H198V214H196ZM203 213H204V211H203ZM43 214V213H42ZM50 215L49 217H52L51 216V213L50 214H48L47 212L45 213V215ZM61 214V213H60ZM80 216H79V215ZM86 214H88V216L86 215ZM107 214H109L108 216H107ZM111 214V215H110ZM131 214V215H130ZM146 214V213H145ZM149 213H147V215H148ZM163 214V215H162ZM247 214H249V216L247 215ZM259 214V215H258ZM36 215H38V217L36 216ZM85 215V216H84ZM97 215H100V216H98L97 218H95ZM129 215V216H128ZM150 215H151V213H150ZM149 215V216H150ZM197 215V216H196ZM204 216V217H207V216ZM212 215V216H211ZM224 217H223V216ZM238 215H240V216H238ZM253 215V216H252ZM258 215V216H257ZM19 216H22V217H19ZM40 216H43V215H40ZM69 216H71V217H69ZM91 216L93 217V218H91ZM112 216V217H111ZM127 216H128V219H127ZM152 216H155V215H152ZM170 216V217H169ZM172 216V217H173ZM178 216V217H179ZM190 216V215H189ZM189 216H187V217H189ZM201 216V217H200ZM230 216V217H229ZM238 216V217H237ZM254 216H256L255 218H254ZM4 217V222H3V224H5V222L6 221H9V220H6L5 219V217L6 216H2V215H0V218H1V220H3L2 218ZM36 217H37V219H36ZM45 218H46V216H44ZM69 217V220L73 217V215H71L70 213H69V215L66 217V219ZM80 217V218H79ZM107 217H109L110 219H113L112 221L109 219V220H107L108 218ZM123 217H125V218H123ZM214 217H216V218H214ZM220 217V218H219ZM262 217V218H261ZM16 218V217H15ZM22 218V219H21ZM42 218V217H41ZM44 218V219H45ZM74 218V217H73ZM78 218V219H77ZM102 218V219H101ZM105 218V219H104ZM119 218V219H118ZM133 218H134V220H133ZM222 218V219H221ZM224 218V219H223ZM238 218V219H237ZM244 218V219H243ZM247 218V219H246ZM256 218H259V219H256ZM12 219H14L13 221H12ZM25 219V218H24ZM23 219V220H24ZM48 219V218H47ZM85 219V220H84ZM117 219V220H116ZM130 219V220H129ZM204 219V218H203ZM210 219V220H209ZM242 221V222H240V220ZM243 219V220H242ZM255 219H256V221H255ZM0 220V221H1ZM6 220V221H5ZM41 220V219H40ZM71 220H73V219H71ZM70 220V221H71ZM103 220V221H102ZM151 220H152V218H151ZM209 220V223L210 222H212V223H210V224H208V221ZM213 220V221H212ZM221 220V221H220ZM223 220V221H222ZM229 220V221H228ZM239 220V221H238ZM263 220V221H262ZM14 221H16V222H14ZM37 223H36V222ZM44 221V220H43ZM67 221V220H66ZM69 221V222H70ZM74 221V220H73ZM87 221H89V222H87ZM102 221V222H101ZM110 223H109V222ZM153 221V220H152ZM198 222L197 223V225L196 226H198V228H199V226L201 227V230H202V235H201V231L198 229L197 231L194 229V228H196V226L194 225V222ZM220 221V222H219ZM19 222H21V224L19 223ZM41 222V221H40ZM68 222V221H67ZM83 222V223H82ZM92 222V223H91ZM94 222V223H93ZM115 222V223H114ZM124 222H125V225H124ZM127 222H129V224L126 226V223ZM130 222H132V223H130ZM139 222V221H138ZM138 222H134V223H138ZM146 222V221H145ZM158 222V223H157ZM171 222V223H170ZM179 222H180V224H179ZM227 222V223H226ZM238 224H237V223ZM27 223V224H28ZM81 223V224H80ZM108 225H107V224ZM140 223V222H139ZM148 223H150L149 221H147L145 224H148ZM185 223V224H184ZM193 223V224H192ZM213 223H215V225H214V227H216V225H218L217 226V228L215 229V231L213 230L214 228H213V225H211V224H213ZM218 223V224H217ZM226 223V224H225ZM229 223V224H228ZM234 223H235V225L237 224L238 226L237 227H240V228H238V229H236V227H234L235 225H234ZM242 224V225H240V224ZM2 224V225H3ZM14 224V225H15ZM28 224V225H29ZM84 224H85V226H84ZM94 224V225H93ZM96 224H98V225H96ZM122 226H121V225ZM168 224V225H167ZM184 224V225H183ZM189 225V224H191V225H194L193 227L194 228H190V229H188V227L187 228H184L185 227V225ZM6 225H9L7 222H6ZM11 225V224H10ZM9 225V226H10ZM42 225H43V223H42ZM134 226H135V224H133ZM151 225V224H150ZM164 226V228L162 227V226ZM175 225V224H174ZM186 225V226H187ZM210 225V226H209ZM240 225V226H239ZM1 226V225H0ZM35 226V228L38 230L39 229V227H44V225L43 226H40L39 225V227L37 228ZM89 226V227H88ZM94 226H96V228L99 230V227L101 228L100 229V232L96 229L95 230V233H94V235H89L88 236V233L92 230V231H94L93 229H95L94 228ZM99 226V227H98ZM109 226V228H105V227H108ZM156 226H154V227H156ZM233 226V227H232ZM242 226V227H241ZM15 227H13V228H15ZM60 227V226H59ZM79 227V228H78ZM92 227V228H91ZM114 227H115V229H114ZM121 227V228H120ZM181 227H183V228H181ZM221 227V228H220ZM246 227V228H245ZM251 227H254V228H251ZM15 228V229H16ZM22 228H21V230H22ZM28 228V229H27ZM47 228H49V227H47ZM46 228V229H47ZM57 228V227H56ZM83 228V229H82ZM91 228V229H90ZM147 228V227H146ZM146 228H144V230L146 229ZM152 228V227H151ZM181 230H180V229ZM213 228V229H212ZM226 229V230H223V232H225V233H227V234H225V233H222V230H220V229ZM228 228V229H227ZM231 228H232V230H231ZM242 228V229H241ZM245 228V230H244V234L242 233L243 232V229ZM247 228H248V230H247ZM34 229V228H33ZM35 229V230H36ZM80 229V230H79ZM86 229V230H85ZM104 229H106L107 231L105 232V230ZM149 230H150V227L148 228ZM148 229H146V230H148ZM166 229V230H165ZM183 229V230H182ZM184 229H187V230H185L184 231ZM191 229L194 231H191ZM208 229H209V231H208ZM219 229V230H218ZM240 229V230H239ZM8 230H10V227H9V229ZM11 230H12V227H11ZM10 230V231H11ZM17 230H15L14 231V229L12 230V232H14V233H16V231ZM36 230V231H37ZM42 230V228L40 229V231ZM58 231H59V229H57ZM101 230H102V233H101ZM109 230V231H108ZM190 232H189V231ZM206 230V231H205ZM248 231V233L246 232L245 233V231ZM3 231V230H2ZM5 231V230H4ZM34 231V230H33ZM63 231V230H62ZM129 231V232H128ZM165 231H167V232H165ZM188 231V232H187ZM200 231V232H199ZM204 231L207 233H204ZM227 231H229L230 233H229V236L227 237V238H225L227 235H228V232ZM252 231V232H251ZM257 231V232H256ZM260 231V232H259ZM18 232H20V230L18 231ZM27 232H25V233H27ZM97 232H99V233H97ZM115 232V233H114ZM150 232L148 231V234H150ZM153 232H154V234H153ZM171 232H173V231H171ZM210 232L211 233H213L212 235H214V236H218V234H223V235H225V237L222 235V238L220 237L219 238V236L218 237H214L213 236V238H214V240H213V238H212V240H210V241H213L211 244H210V247H207L208 246V243L210 242V241H208L209 240V237L211 236V234H210ZM215 232V233H214ZM218 232H221V233H218ZM249 232H251V235H250V233ZM260 234H259V233ZM50 234V236H51V234H53L51 237L50 236H45L46 234ZM59 235H58V234ZM87 233V234H86ZM105 233H107V235H105ZM118 233H122V236H123V240L124 241H126L125 239H126V236H127V238H128V236L130 237L129 238V240H127L128 242H133V244H130V245H133L132 247L131 246H128L129 244L128 243H123L122 242V240H121V238H120V234H118ZM130 233V234H129ZM166 233H168L167 234V238H170L171 236V238L170 239H167L166 237H165V234ZM197 233H199L200 235H198V236H196L197 235ZM255 233V234H254ZM28 234V233H27ZM102 234V235H101ZM112 236H111V235ZM159 234H156V236L157 235H159ZM170 234V237L168 236ZM185 234H187V236L188 237H185ZM189 234V235H188ZM194 234H195V236H194ZM203 234L205 235H208V236H206V238H205V236H203ZM209 234H210V236H209ZM215 234H217V235H215ZM233 234V235H232ZM244 236H243V235ZM247 234V235H246ZM253 234V235H252ZM259 234V235H258ZM262 234V235H261ZM55 235H57V237H60V239H58ZM104 235V236H103ZM119 236V237H117V239H116V236ZM147 234L145 233V236H146ZM151 235H150V239H151ZM164 235V236H163ZM173 235H175V236H173ZM47 237V238H45V237ZM56 237V238H54V237ZM92 238H91V237ZM106 236V237H105ZM107 236L109 237V238H107ZM114 236V237H113ZM121 236V237H122ZM193 236V237H192ZM200 236L202 237H204L203 238V240L204 239H207V237H208V239H207V241H208V243L207 242H203L202 241V244H206L207 246H203V245H201V243H200V241L202 240L201 238H200ZM250 236V237H249ZM260 236H262L261 238H260ZM42 237H43V239H42ZM76 237V238H75ZM82 237V238H81ZM83 237H84V239H83ZM86 237V238H85ZM143 237H144V235H143ZM148 237H149V235H148ZM158 237V236H157ZM166 239H165V238ZM174 237V239H172ZM242 238L243 240L241 241V239L240 238ZM249 237V238H248ZM256 237V238H255ZM35 238V239H34ZM69 238V237H68ZM104 238V239H103ZM106 238V239H105ZM219 238V239H218ZM224 238H225V240H224ZM255 238V239H254ZM258 238V239H257ZM25 239V240H26ZM52 239V240H51ZM79 239V240H78ZM100 239V240H99ZM102 239V240H101ZM111 239V240H110ZM116 239V240H115ZM179 239V240H180ZM193 239V240H192ZM198 239H201L199 242H198V244H199V247L197 246L198 244H192L194 241L196 242ZM216 239V240H215ZM218 239V240H217ZM222 241H221V240ZM2 240V239H1ZM12 240V239H11ZM39 240V241H40ZM65 240H61V241H65ZM75 240V241H74ZM81 240H83V241H81ZM105 240H106V243H105ZM115 240V241H114ZM120 240H121V244H122V248L120 247ZM143 240H144V238H143ZM159 240V241H158ZM171 240V241H170ZM178 240V239H177ZM190 240L192 241V242H190ZM249 240V241H248ZM3 241V240H2ZM51 241V242H50ZM117 241V242H116ZM218 243H217V242ZM243 242V244H245V243H249V246H247V244H245V246H243V245H241L239 242ZM253 241H254V243H253ZM82 242V243H81ZM90 242V243H89ZM188 244V245H186V243ZM219 242H221V243H219ZM223 242H225V244L226 243H228V248H227V246H225V247H221V244L223 245ZM231 242H232V246L230 247V245H231ZM259 242V243H258ZM64 243V244H65ZM88 243V244H87ZM97 243V244H96ZM154 243V244H153ZM215 243H217L216 245H215ZM233 243H235V245L233 244ZM32 244H34V245H32ZM81 244V245H80ZM94 244V245H93ZM128 246H126V245ZM171 244V246L172 245H174V242H172V243H166V246H164V248H166L168 251L170 250V249H168L169 247L171 248V246H167V245H170ZM192 244V245H191ZM214 244V246H215V252L212 250V249H214V246H212ZM224 244V245H225ZM258 244V245H257ZM2 245H4V244H1V248L2 249H4V248H6V246H8V248H9V246L11 247V245H4L3 247H2ZM16 245H17V247L19 248V247H22V250H21V248H19V249H17V247H16ZM55 245V244H54ZM135 245H136V243H135ZM156 245V244H155ZM155 245L153 246L154 248H152V250H154V252H152L151 250V252L152 253H160V251H165V250H161V249H163L162 247H160L161 245H159V244H157L156 246V249L158 248V247H160L159 249H157V250H160V251H155ZM159 245V246H158ZM176 245H177V243L174 245L175 247H176ZM217 245L220 247L219 248V250L220 251H223V250H225V252H222V253H220V252H217V251H219V250H216V249H218V247H217ZM260 245L262 246L261 248L263 249V250H261V254L260 253H258V251L256 252V250H258L259 249V247H260ZM34 246H36V248L34 247ZM39 246V247H38ZM41 246H42V248H41ZM102 246V247H101ZM123 246H124V248H123ZM177 246V247H178ZM191 246V247H190ZM201 246V247H200ZM211 246H212V251H210V249L209 248H211ZM245 248V251L246 250H248V252H243V251H241V252H243L242 254H240V252H237V254L236 253H234V251L236 252V251H239V250H241V248H243V247ZM255 246V247H254ZM256 246H257V248H256ZM11 247V248H12ZM38 247V248H37ZM55 247V246H54ZM77 249H76V248ZM92 247V248H91ZM125 247H127L128 249H130L131 250V252H133V253H131L132 254V256L130 255V258H129V254H130V252L129 251H125L124 249H125ZM130 247V248H129ZM136 247H138V246H135V248ZM151 247V248H150ZM173 247V246H172ZM217 247V248H216ZM39 248L41 249V250H39ZM180 248L179 249H177V251H176V253H178L179 254V250H180ZM183 248V249H182ZM197 248H202L201 250L199 249H197ZM204 248V249H203ZM221 248H224V249H221ZM229 251V249H231V253L230 252H226V249ZM250 248H251V251H250ZM256 248V249H255ZM10 249V248H9ZM74 249V250H73ZM124 251H123V250ZM143 249H141V250H143ZM146 249V250H145ZM173 249V251H174V248H172ZM176 249V248H175ZM187 249V248H186ZM185 249V250H186ZM187 249V250H188ZM238 249V250H237ZM23 250H25V251H23ZM79 250H81V252L79 251ZM87 250V251H86ZM188 250V251H189ZM202 250H203V252H202ZM206 250V251H205ZM255 250V251H254ZM260 250V249H259ZM42 251V252H41ZM70 251H72L71 253H73L74 252V257L73 258H75L76 259V256H81L82 254H85V256H83L82 255V259H84V262H82V261H78V259H80V257L77 259V262H76V260H72L73 258H72V254L70 253ZM149 251V252H150ZM168 251H166V252H168ZM174 251V252H175ZM179 251V252H178ZM188 251H185V257H186V259H190L189 258V255H188V257H187V255L186 254H188L189 252ZM198 251H200V252H202V253H199ZM205 251V252H204ZM14 252H16V254L14 253ZM35 252V253H34ZM70 253L71 254V256H70V258H72L71 260L69 259V256H68V253ZM75 252H77V253H75ZM78 252H79V254H78ZM85 252V253H84ZM98 252H99V254H98ZM101 252H102V255H101ZM126 252V253H125ZM129 252V253H128ZM165 252V253H166ZM198 252V253H197ZM209 252V253H208ZM250 252V253H249ZM256 252V253H255ZM27 253V254H26ZM44 253V254H43ZM105 253H107V254H105ZM117 253H118V255H117ZM151 253V254H152ZM165 253H161L162 255H164V256H158L159 258H158V260L155 258V257H157L156 256V254H152L153 256H155V257H153L152 256V258H154L155 260H157V261H154V262H151L152 264L153 263H155V262H157L156 264H160V262H162L163 260L164 261H166L165 260V258H169V255H168V257H165L166 255H165ZM169 253H171L172 254V251L171 252H169ZM182 253H180V256L182 255V257L184 256ZM195 253V254H194ZM203 253H204V255H203ZM211 253H212V255H211ZM215 253V254H214ZM220 253V254H219ZM225 253V254H224ZM257 253H258V255H257ZM2 254V253H1ZM23 254H26V255H23ZM38 254V255H37ZM126 255V256H124V255ZM144 254V253H143ZM170 254V255H171ZM197 254H202L201 256H199V255H197ZM205 254H207L206 256H205ZM217 254L220 256V258H219V256L217 257ZM221 254H222V256H224L223 258H222V256H221ZM224 254V255H223ZM240 254V255H239ZM245 254H247V255H245ZM8 255H9V253H8ZM15 255V256H14ZM33 255V256H32ZM35 255V256H34ZM49 255L50 256H52L53 258H51L50 257V259H48L47 257H49ZM144 255H147L146 253L144 254ZM174 255H176V254H174ZM208 255H209V257H208ZM216 255V256H215ZM225 255H227V256H225ZM233 255V257H231ZM252 255V256H251ZM2 256V257H1ZM0 256V259L1 258H3L4 259V257H6V260H7V256H5V255H1ZM30 256V257H29ZM102 256V257H101ZM117 256V257H116ZM148 256V255H147ZM147 256L145 257L146 258V260H147ZM151 255H149V257H150ZM173 256V255H172ZM178 256V255H177ZM176 256V257H177ZM179 256V257H180ZM196 256V257H195ZM210 256H211V258L212 259H210ZM13 257H10V258H8V260L9 261H7V262H10V263H5L6 261H4L3 262V260L0 262V263H2L3 262V264H12V262H13ZM29 257V258H28ZM37 257V258H36ZM44 257H46V258H44ZM92 257V258H91ZM106 257V258H105ZM124 258V259H122V258ZM162 257H165L164 259L162 258ZM171 257V256H170ZM174 257V256H173ZM173 257H171V258H173ZM175 257V258H176ZM178 257V258H179ZM217 257V258H216ZM226 257V258H225ZM228 257V258H227ZM237 257V258H236ZM31 258V260H29ZM101 258H102V260H101ZM119 258H120V260H119ZM152 258H149L148 259V261L150 262L151 260L150 259H152ZM161 258H162V261H161ZM178 258H176V259H178ZM194 258H195V260H194ZM198 258H202L201 259V261H200V259H198ZM207 258V259H206ZM215 258V259H214ZM222 258V259H221ZM231 258V260L233 261H231V260H229ZM33 259H34V261H33ZM63 259V258H62ZM100 259V260H99ZM154 259H152V260H154ZM174 259V258H173ZM170 260V261H174V263H170V261L168 262V264H176L175 263V261L176 260ZM184 260H185V258H183ZM192 259L194 260V262H192ZM223 259H224V262H223ZM226 259L228 260V261H226ZM234 259V260H233ZM249 259V260H248ZM258 259H259V261H258ZM11 260V261H10ZM94 260H95V262H94ZM107 261V262H105V261ZM122 260H123V262H122ZM128 260V261H127ZM212 262H211V261ZM37 261V262H36ZM58 261H60V262H58ZM76 263H75V262ZM87 261V262H88ZM145 261V260H144ZM188 260H186V262H187ZM204 261H206V262H204ZM242 261V262H241ZM14 262V263H15ZM36 262V263H35ZM58 262V263H57ZM69 262H72V263H69ZM117 262V263H116ZM121 262V263H120ZM129 262V264H131ZM146 262V261H145ZM144 262V264H148V262H146L145 263ZM167 262H164L163 264H166ZM182 262V263H181ZM181 262H177V264H183V262L184 261H182L181 260ZM192 262V263H191ZM239 262V263H238ZM255 262V263H254ZM110 263V264H111ZM151 263H149V264H151ZM189 263H187V264H189ZM221 263V264H222ZM16 264V263H15ZM48 264V263H47ZM87 264V263H86ZM100 264V263H99ZM162 264V263H161ZM185 264V263H184Z\"/></svg>",
	"mask_w": 264,
	"mask_h": 264
},
{
	"label": "bare ground",
	"instance_id": "2",
	"mask_svg": "<svg viewBox=\"0 0 264 264\" xmlns=\"http://www.w3.org/2000/svg\"><path fill=\"white\" fill-rule=\"evenodd\" d=\"M12 1H14V0H12ZM12 1L10 0V1H8V2L6 1V2L9 3V2H12ZM19 1H20V0H19ZM29 1H33V2H32L33 7H34V4H38V5H39V4H41V5L43 4V8H42L43 10H44V4H45V6H46V3H47V5H48L49 2H50V4L56 2V1L52 2L53 0H29ZM65 1H66V0H65ZM96 1H97V0H96ZM96 1H94V2H96ZM98 1H99V0H98ZM100 1L102 2V0H100ZM118 1H119V0H118ZM122 1H123V0H122ZM122 1H121V2H122ZM126 1H129V0H126ZM228 1H229V0H228ZM228 1H226V2H228ZM236 1H237V0H236ZM238 1H242V0H238ZM250 1H251V0H250ZM258 1H260V0H257V3H256V1H255V2L253 1L254 3H253V2H252V3H253V4L256 3L257 5H256V4H255V5H256V7H257V6L259 5V2H258ZM2 2L5 3V1H3V0H2ZM14 2H16V1H14ZM14 2L11 3L12 6H8V7H7V9H8V8L10 9V8L12 7V10H9V9L7 10V9H5V8H6L5 6H4V7H5V8H4L5 11H2V10H4L3 8H2V10H0V20H4V21H1V23L3 22L4 24L0 25V43L2 42V37L5 38L6 36H8V34H9V32H7V31H8V27L10 26V27L13 28L12 30H14V28H16V25H14V23H16V24L18 23V22H13V21L15 20V18H14V19L12 18V22H13V23H11L12 25L10 24L9 21H7V22H9L10 25L6 24L7 22H5V20H8L7 17H6L7 15H8V16H11V17H12V15H13V17H14V16H15V17H16V16L18 17V16H19V18H21L22 20H24V19L27 17V22H29V21H28V20H29V17H30L29 15L33 13V12H32L33 10L31 11V9H29V10L31 11V13L26 12V11H22L21 9H20V10H21V11H20L17 7H15V6H17L18 3L16 2V4H14ZM51 2H52V3H51ZM62 2H63L64 4H66V3L69 4V2H71L72 4L78 3V5H79V4H82V3H83V0H68V1H66V2H64L63 0L60 2V0H59V1H57V3H58V4L60 3V4H59V5L57 4V6H60L61 4H63ZM74 2H75V3H74ZM88 2H89V1H88ZM91 2H92V1H91ZM101 2H100V4H101ZM113 2H114V1H113ZM121 2H115V3H118V4H119V3H121ZM137 2H138V1H136V3H137ZM154 2H155V1H153L152 3H154ZM162 2H164V1H162ZM162 2H160V4H162ZM222 2H223V1H222ZM231 2H232V1H231ZM262 2H263V1H260V4H261ZM4 3H3V4H4ZM7 3H5V5H6ZM28 3H29L28 7H29V8H33L32 6L30 7L31 3H30V2H28ZM28 3H27L26 1H24V0H21V2H19V5H20V4H23V5L26 4V5H27ZM33 3H34V4H33ZM85 3L87 4L86 0H85ZM92 3H93V2H92ZM98 3H99V2H98ZM102 3H105V2H102ZM110 3H111V1H110ZM122 3H123V2H122ZM155 3H156V2H155ZM166 3H167V2H166ZM169 3H170V2H169ZM244 3H245V1H244L242 4H244ZM246 3H247V2H246ZM246 3H245V4H246ZM248 3H249V2H248ZM248 3H247V4H248ZM3 4H2V5H3ZM9 4H10V3H9ZM83 4H84V3H83ZM86 4H84V5H86ZM138 4H139V3H138ZM158 4H159V3H158ZM164 4H165V3H164ZM220 4H221V3H220ZM229 4H230V3H229ZM247 4H246V5H247ZM250 4H251V3H250ZM23 5H22V6L20 5V8H22ZM84 5H83V6H84ZM93 5H94V4H93ZM93 5H92V6L90 5L89 7H95V6H93ZM109 5H110V4H109ZM109 5H108V6H109ZM114 5H115V4H114ZM119 5H120V4H119ZM128 5H129V4H128ZM128 5H127V6H128ZM162 5H163V4H162ZM184 5H185V4H184ZM217 5H218V4H217ZM221 5H223V4H221ZM226 5H227V4H226ZM261 5H262V4H261ZM263 5H264V4H263ZM263 5H262V6H263ZM6 6H7V5H6ZM39 6H40V5H39ZM50 6H51V5H50ZM61 6H62V5H61ZM73 6H74V5H73ZM144 6H145V5H144ZM238 6H239V4H238ZM238 6H237V7H238ZM249 6H251V5H249ZM252 6H253V7H252ZM252 6H251V7H248V5H247V6L244 5V7L242 6V7L236 8V9H234V10H235V13H234V12H231V13H230V14H231L230 16L227 15V17H226V15H225V16H223L222 19H224V21H226V20H230V17H233V20H232V21H236V22H238L239 25H237V23H236L235 25L238 26L237 29H239L240 32L242 31L241 33L243 34L244 37H248L249 33H250V35H251V34H252L251 32H254V30H255L254 33H256V32L258 31L257 33L259 34L258 27H260V25H261V27L259 28V29H260V33H261V28L264 27V26H263V25H264V22H263V21H264V17H263V15H264V10H263V7L261 8L262 10L259 8L260 5H259L257 8H258L259 10H261V11L257 10V9L255 8L254 5H252ZM13 7H15V8H17V9H14ZM18 7H19V6H18ZM24 7L26 8L25 5H24ZM28 7H27V8H28ZM36 7H37V6H36ZM41 7H42V6H41ZM41 7H40L39 11L41 10ZM46 7H47V6H46ZM55 7H56V5H55ZM159 7H160V5H159ZM57 8H58V7H57ZM69 8L71 9L72 7H69ZM79 8H81V7H79ZM83 8H84V7H83ZM83 8H82V10H83ZM99 8H100V7H99ZM99 8H98V9H99ZM113 8H114V7H113ZM117 8H119V7H117ZM128 8H129V7H128ZM168 8H169V7H168ZM185 8H186V7H185ZM219 8H220V7H219ZM241 8H242V9H241ZM253 8L256 9V10H253ZM23 9H24V8H23ZM37 9H38V8H35L34 12H35ZM45 9H46V8H45ZM65 9H67V8H65ZM90 9H91V8H90ZM106 9H107V8H106ZM115 9H116V8H115ZM169 9H170V8H169ZM188 9H189V8H188ZM192 9H193V8H192ZM220 9H221V8H220ZM223 9H224V8H222V11H223ZM229 9H230V8H229ZM243 9H245V10H243ZM250 9H251V11H250ZM24 10H25V9H24ZM77 10H78V6H77ZM84 10H85V9H84ZM92 10H94V9H91V11H92ZM95 10H96V9H95ZM110 10H111V8H110ZM117 10H118V9H117ZM216 10H217V9H216ZM247 10H248L250 13H249ZM37 11H38V10H37ZM37 11H36V12H37ZM39 11H38V15L41 16V19H42V18L45 19V18H46V15H43V14H45V13H43V11H42L43 14H41ZM71 11H72V12H71ZM71 11H70V13H73V9H72ZM79 11H80V9H79ZM123 11H125V10H123ZM68 12H69V11H68ZM103 12H104V11H103ZM110 12H111V11H110ZM112 12H113V11H112ZM116 12H117V11H116ZM134 12H135V11H134ZM189 12H191V11H189ZM218 12H219V11H218ZM218 12H217V14H218ZM236 12H237V14H236ZM240 12H242V13H240ZM244 12H245V13H244ZM251 12H252V13H251ZM254 12H255V13H254ZM259 12H260V13H259ZM39 13H40V14H39ZM88 13H89V12H88ZM90 13H91V12H90ZM100 13H101V12H100ZM100 13H99V14H100ZM232 13H234V14H236V15H233V16H232ZM256 13H259L258 16H257V19H256V23L258 24V27H257V26H254V25H257L256 23L254 24V22H255L254 19H255L256 15H257ZM78 14H79V13H78ZM92 14H93V13H92ZM102 14H103V13H102ZM102 14H100V15H102ZM137 14H138V13H137ZM189 14H191V13H189ZM226 14H227V13H226ZM228 14H229V13H228ZM246 14H247V15H246ZM251 14H252V15H251ZM42 15L45 16V17H42ZM48 15H49V14H48ZM69 15H70V14H69ZM124 15H125V14H124ZM171 15H172V14H171ZM220 15H221V14H220ZM245 15L247 16V19H246ZM248 15L250 16V19H249V16H248ZM40 16H39V17H40ZM49 16H51V15H49ZM95 16H96V15H95ZM103 16H105V15H103ZM111 16H112V15H111ZM116 16H117V15H116ZM146 16H147V15H146ZM146 16H145V17H146ZM183 16H184V15H183ZM183 16H182V17H183ZM241 16H243L245 19H243ZM253 16H254V17H253ZM260 16H261V17H260ZM37 17H38V16H36V18H35V16H34L35 19H37ZM47 17H48V16H47ZM89 17L91 18V16H89ZM97 17H98V16H97ZM100 17H101V16H100ZM149 17H150V16H149ZM158 17H159V16H158ZM184 17H185V16H184ZM187 17H188V16H187ZM218 17H219V16H218ZM225 17H226V18H225ZM237 17H238V18H237ZM240 17H241L242 19H241ZM32 18H33V17H31V19H32ZM34 18H33V19H34ZM49 18H50V17H49ZM53 18H54V17H53ZM79 18H80V17H79ZM81 18H82V16H81ZM83 18H84V17H83ZM90 18H87V19H90ZM101 18H102V17H101ZM103 18H104V17H103ZM128 18H130V17H128ZM136 18H137V17H136ZM140 18H141V17H140ZM156 18H157V17H156ZM173 18H174V17H173ZM180 18H181V17H180ZM251 18H252V19H251ZM260 18H261V19H260ZM33 19H32V20H33ZM41 19H40V21H41ZM108 19H109V18H108ZM120 19H122V18H120ZM153 19H154V18H153ZM225 19H226V20H225ZM231 19H232V18H231ZM237 19H238V21H237ZM262 19H263V20H262ZM22 20H21V21H22ZM32 20H31V21H32ZM38 20H39V18H38ZM45 20H47V18H46ZM45 20H44V24H45V22H46ZM53 20H54V19H53ZM124 20H125V19H124ZM145 20H146V19H145ZM179 20L181 21V19H179ZM182 20L184 21L183 18H182ZM216 20H217V19H216ZM218 20H219V19H218ZM244 20H246L245 22L248 21L249 23H250V22H252V23L248 24V22H247L246 24H244V26H245V25H246V26L243 27V26H241V25H243V24H241V22H242V23H245V22H243ZM257 20H258V21H257ZM21 21H20V23L23 22V23H22V25H23V24H24V21H22V22H21ZM42 21H43V19H42ZM54 21H55V20H54ZM63 21H64V20H63ZM136 21H137V20H136ZM141 21H143V20H141ZM164 21H165V20H164ZM173 21H174V20H173ZM183 21H182V22H183ZM185 21H187V19H185ZM190 21H191V20H190ZM222 21H223V20H222ZM240 21H241V22H240ZM259 21H261V23H260ZM25 22H26V19H25ZM101 22H102V21H101ZM156 22H157V21H156ZM176 22H177V20H176ZM228 22H231V20L228 21ZM258 22H259L260 24H259ZM262 22H263V23H262ZM20 23H19V24H20ZM37 23H38V22H36V24H37ZM40 23H41V22H40ZM56 23H57V22H56ZM56 23H55V24H56ZM99 23H100V21H99ZM99 23H98V24H99ZM137 23H138V22H137ZM159 23H160V22H159ZM174 23H175V22H174ZM174 23H172V24L174 25ZM178 23H179V22H178ZM187 23H188V22H187ZM232 23H233V22H232ZM234 23H235V22H234ZM30 24H31V23H30ZM33 24H34V22H33ZM61 24L63 25V23H61ZM65 24H66V23H65ZM69 24H70V23H69ZM88 24H89V23H88ZM88 24H87V25H88ZM121 24H123V23H121ZM172 24H171V25L169 24L170 27H172ZM217 24H218V23H217ZM240 24H241V25H240ZM7 25H8V26H7ZM22 25H21V24H20V26L17 25L18 28H19V30L17 29L19 33L16 31V34L18 33V34H17L18 36H16V39H15V40H16V42H17V41L20 39V41H22V43H21V42H18V43H21V45L24 47L26 44H28V39H29V38H28V39L24 38V37H26V35L24 36V34H23L25 28H27V27H24V29H22L23 31L20 32V31H21L20 28H23ZM27 25H28V23H27ZM34 25H35V24H34ZM37 25H38V24H37ZM45 25H46V24H45ZM76 25H78V24H76ZM91 25H92V24H91ZM93 25H94V23H93ZM93 25H92V27H94V26L96 27V25H94V26H93ZM101 25H103V24H100V26H101ZM141 25H142V23H141ZM156 25H157V24H156ZM181 25H182V24H181ZM183 25H184V23H183ZM251 25H253L252 29H251V28H248V26L250 27ZM21 26H22V27H21ZM31 26H33V25L31 24ZM31 26H28V27H29L28 29H29V30L31 29L32 32L29 31V30H28V31H29V33L31 32V35H32V33H33L32 28H33V27H31ZM38 26H39V28H40L41 26L44 27L43 24H41V26H40V24H39ZM38 26H35L33 29L35 30V28L38 27ZM46 26H48V25H46ZM46 26H45L46 29H47V28L50 29V27H46ZM50 26H51V29H52V30H53V28H56V29H54L55 31L53 30L54 33H55L56 31L59 32V31L61 30V29L57 30V29H58L57 27H60L59 25H58L57 27H53V25L51 24ZM65 26H66V25H65ZM65 26H63V27H61V28H63L64 31L68 32L67 34H70V31L72 32V30L70 29V26L68 25L69 28L66 26L68 29L65 28V29H67V30H69V31H67V30L64 29ZM84 26H85V25H84ZM89 26H90V24H89ZM100 26L98 25L97 28H98V27L101 28ZM106 26H107V25H106ZM115 26H117V25H115ZM124 26H125V24H124ZM124 26H123V27H124ZM135 26H136V24H135ZM143 26H144V25H143ZM150 26H151V25H150ZM150 26H146V27L148 28V27H150ZM157 26H158V27H155V28H159V27L161 28L162 25H157ZM187 26H188V25H187ZM187 26L184 25V26H182V28H185V27H187ZM52 27H53V28H52ZM77 27H79V26H77ZM85 27H87V26H85ZM102 27H105V26H102ZM109 27H111V25H109ZM119 27H121V26L119 25ZM119 27H118V28H119ZM127 27H128V26H127ZM127 27H126V28H127ZM132 27H133V26H132ZM139 27H140V26H139ZM139 27H137V28H139ZM146 27H144V28H146ZM176 27H177V24H176V26H175L174 28H176ZM178 27L180 28V25H179ZM235 27H236V26H235ZM39 28H38V29L36 28V31H37V30L39 31ZM80 28H83V29H84V27H83L82 25L80 26ZM80 28H79V29H80ZM89 28H90V27H89ZM89 28H88L87 30H89ZM97 28H96V29L94 28V29L97 30ZM99 28H98V29H99ZM116 28H117V27H116ZM118 28H117V30H118ZM133 28H134V27H133ZM140 28H142V27H140ZM155 28H154V29H155ZM162 28H163V26H162ZM162 28H161V29H162ZM174 28H173V29H174ZM179 28H178L177 30H179ZM215 28H216V27H215ZM240 28H241V30H240ZM244 28H245V30H244ZM255 28H257V29H255ZM40 29H41V28H40ZM51 29H50V30H51ZM79 29H78V30H79ZM91 29H92V28H91ZM101 29H102V28H101ZM110 29H111V28H110ZM142 29H143V28H142ZM152 29H153V28H152ZM161 29H160V30H161ZM168 29H169V28H168ZM171 29H172V28H171ZM171 29H169V30H171ZM173 29H172V31H173ZM189 29H190V28H189ZM220 29H221V28H220ZM242 29H243L244 31H243ZM248 29H250V30H249L250 32L248 31V32H247L248 35H247V34H246V30H248ZM74 30H75V29H74ZM76 30H77V28H76ZM76 30H75V31H76ZM99 30H100V29H99ZM112 30H114V25H113V27H112ZM140 30H141V29H140ZM146 30H147V29H146ZM146 30H145V31H146ZM175 30H176V29H175ZM191 30H193V29L191 28ZM191 30H189V31H190V34L192 35V32H193V35H194V31H191ZM199 30H200V29H199ZM218 30H219V28H218ZM252 30H253V31H252ZM9 31H10V28H9ZM25 31H27V29H26ZM48 31H49V30H48ZM53 31H52V33H53ZM103 31H104V30H103ZM147 31H148V30H147ZM147 31H146V32H147ZM151 31H152V30H151ZM157 31H158V30H157ZM195 31H196V30H195ZM215 31H216V30H215ZM219 31H220V30H219ZM34 32H35V31H34ZM43 32H44V29H43ZM43 32L41 33V30H40V33H41V34H44V36H45V35L47 36L48 34H51V33H48V34L46 33V34H45V33H43ZM50 32H51V31H50ZM58 32L55 33L56 35H58V37H57L58 39H59V36H62V34H65L62 30H61L62 34H61V32H60V33H58ZM85 32H86V31H85ZM99 32H100V31H98V33H99ZM165 32H166V31H165ZM176 32H177V31H176ZM240 32H239V33H240ZM244 32H245V33H244ZM20 33H21V34H20ZM35 33H37V32H35ZM72 33H75V32H72ZM79 33H80V32H79ZM79 33H78V34H79ZM86 33H87V32H86ZM101 33H102V32H101ZM119 33H120V32H119ZM119 33H117V34H119ZM162 33H163V32H162ZM166 33H168V32H166ZM170 33H171V32H170ZM174 33H175V32H174ZM195 33H196V32H195ZM221 33H222V32H221ZM257 33H256V35H257ZM16 34L14 33V34H11L10 36H13V35H14V37H15ZM22 34H23V36H22ZM26 34H28V33H26ZM41 34L38 33L39 36H41ZM60 34H61V35H60ZM78 34H75V36H76V35L79 36ZM87 34H88V33H87ZM91 34H92V33H91ZM95 34H96V33H95ZM99 34H100V33H99ZM99 34H98L97 36H100ZM104 34H106V33L104 32ZM109 34H110V33H108V35H109ZM120 34H121V33H120ZM146 34H147V33H145V35H146ZM236 34H237V33H236ZM242 34H240V36H242ZM245 34H246V35H245ZM19 35H20V36H19ZM29 35H30V34H29ZM70 35H71V34H70ZM70 35H69V37H70ZM80 35H81V34H80ZM85 35H86V34H85ZM108 35H107V36H108ZM111 35H112V37H113V36H115L116 34H115V35H114V34H111ZM123 35H125V34H123ZM134 35H135V34H134ZM140 35H141V34H140ZM166 35H167V34H166ZM197 35H198V34H197ZM200 35H201V34H200ZM207 35H208V34H207ZM217 35H219V34H217ZM238 35H239V34H238ZM250 35H249V37H250ZM260 35H261V34H260ZM262 35H263V34H262ZM27 36H28V35H27ZM34 36H35V35H34ZM42 36H43V35H42ZM42 36H41V37H42ZM48 36H49V35H48ZM48 36H47V37H48ZM51 36L54 37V34H51ZM66 36H67V35H66ZM82 36H83V34H82ZM101 36H102V35H101ZM109 36H110V35H109ZM152 36H153V35H152ZM172 36H173V34H172ZM177 36H178V35H176V37H177ZM243 36H242V38H243ZM251 36L253 37V35H251ZM254 36H255V34H254ZM257 36L259 37V35H257ZM14 37H12L11 39H14ZM19 37H21V38H19ZM22 37H23L24 39H23ZM31 37H33V36H31ZM47 37L44 38V39L47 40ZM53 37H52V38H53ZM63 37H64V36H63ZM71 37H73V36L71 35ZM83 37H84V36H83ZM121 37H122V36H121ZM121 37H119V38H121ZM141 37H142V36H140V39H142ZM153 37H154V36H153ZM155 37H156V36H155ZM161 37H162V36H161ZM187 37H188V35H187ZM189 37H190V36H189ZM189 37H188V38H189ZM210 37H212V36H210ZM215 37H216V36H215ZM233 37H234V36H233ZM4 38H3V42L5 41V43H6L7 40H5ZM17 38H18V39H17ZM49 38H51V37L49 36ZM52 38H51V39H52ZM57 38H56V39H57ZM60 38L62 39V37H60ZM77 38H78V37H77ZM148 38H149V37H148ZM174 38H175V37H174ZM178 38H180V37H178ZM182 38H183V37H182ZM206 38H208V37H206ZM260 38H261V36H260ZM31 39H32V38H30V40H31ZM54 39H55V38L52 39L53 42H51L52 40L49 41V40H50V39H49L47 43L50 42V44L53 43V44L56 45V40H54ZM58 39H57V41H59V42H57V45H62L63 43L60 42V41H61L60 39H59V40H58ZM65 39H66V37L64 38V41H67V39H66V40H65ZM68 39H69V38H68ZM92 39H93V38H92ZM152 39H153V38H152ZM159 39H160V38H159ZM184 39H186V38H184ZM190 39H192V38H190ZM190 39H189V40H190ZM243 39H244V38H243ZM248 39H249V38H248ZM248 39H246V40H248ZM253 39H254V38H253ZM24 40H25V42H23ZM42 40H43V39H42ZM46 40H45V41H46ZM71 40H73V38H72V39L70 38V41H71ZM75 40H76V39H75ZM75 40H74V41H75ZM113 40H114V39H113ZM113 40H112V42H113ZM133 40H134V39H133ZM153 40H154V39H153ZM155 40H156V39H155ZM194 40H196V39L194 38ZM194 40H193V41H194ZM200 40L202 41V39H200ZM206 40L208 41V39H206ZM206 40H205V42H206ZM250 40H252V39H250ZM258 40H259V39H258ZM260 40H261V39H260ZM54 41H55V42H54ZM68 41H69V40H68ZM68 41H67V43H69ZM91 41H93V40H91ZM130 41H132V40H130ZM145 41H146V40H145ZM149 41H150V40H149ZM176 41L178 42V40H176ZM201 41H200V45H201V47H202V44H201L202 42H201ZM235 41H236V40H235ZM240 41H241V40H240ZM243 41H244V40H243ZM252 41L254 42V40H252ZM252 41H251V42H252ZM3 42H2V44H4ZM71 42H72V44L74 43L73 41H71ZM106 42H107V41H106ZM117 42H118V41H117ZM157 42H158V40H157ZM160 42H161V40H160ZM187 42H191V40H190V41H187ZM195 42H197V41H195ZM11 43H13V44H11V45L13 46V45H14V42L11 41ZM47 43H45V44H46V46H47L48 48H46V46H44L45 44H44V45L42 44V45L44 46V48H46L47 50H49V54H50L51 56H52V53L54 54L53 57H54L56 54H58V52H61V51H63V50H66V47H68L67 45L65 46V44H64L65 47H63V45H62V46H60V48H59V46H55V45H54L55 47H58V49H59V50H56V51H58V52L55 53V52H54L55 49L52 47L53 44H52V45L49 44V45H50V46H49V45H47ZM59 43H60V44H59ZM65 43H66V42H65ZM90 43H92V42H90ZM90 43H89V46H90ZM93 43H94V41H93ZM96 43H97V42H96ZM114 43H115V42H114ZM121 43H122V42H121ZM162 43H163V42H162ZM170 43H171V42H170ZM179 43H180V42H179ZM249 43H250V42H249ZM16 44H17V43H16ZM16 44H15V45H16ZM23 44H25V45H23ZM31 44H32V45H31ZM33 44H34V43H30L29 46H33ZM37 44H38V43H37ZM40 44H41V43H40ZM40 44H39V45H40ZM72 44L69 43V45H72ZM75 44L77 45L78 43H75ZM75 44H73V48H74V45H75ZM85 44H86V43H85ZM85 44H83V45H85ZM94 44H95V43H94ZM94 44H93V46H94ZM97 44L99 45V43H97ZM97 44H96V45H97ZM103 44H104V42H103ZM166 44H167V43H166ZM171 44H172V43H171ZM186 44H187V43H186ZM194 44H195V43H194ZM194 44H192L193 47H194ZM221 44H222V43H221ZM221 44H219V45H221ZM254 44L256 45V43H253V45H254ZM260 44H261V43H260ZM260 44H259V45H260ZM6 45H7V44H6ZM39 45H38V46H39ZM86 45H88V44H86ZM91 45H92V44H91ZM96 45H95V46H96ZM122 45H123V44H122ZM156 45H157V44H156ZM158 45H160V44H158ZM174 45H176V43H174L173 46H174ZM177 45H179V44H177ZM177 45H176V47H179V46H177ZM188 45H189V44H188ZM188 45H187V47H188ZM255 45H254L253 48H255L256 52L253 51V52H254L253 55H254L255 53H257V49H256ZM12 46H11V48H14V46H13V47H12ZM18 46H19V45L17 44L16 47L14 48V49H18V50H17L18 52H17V51H14V53L16 52V55L14 54L16 57L18 56L17 54L20 53V52L22 51V50H21L22 47L19 46V47H20V48H19ZM34 46L36 47L37 45H34ZM34 46H33V48H35ZM77 46H78V45H77ZM77 46H76V47H77ZM89 46H88V47H89ZM99 46H100V45H99ZM107 46H108V45H106V47H107ZM109 46H110V45H109ZM115 46H117V45H115ZM145 46H146V45H145ZM173 46H170V50H173V49H171V47H173ZM180 46H181V48H182V46H185V45H184V43H183V45H180ZM206 46H207V45H206ZM208 46H209V45H208ZM229 46H230V45H229ZM263 46H264V45H263ZM5 47H6V50H5L4 52H6V54H7V50H8V49H7V46H5ZM17 47H18V48H17ZM49 47H50L51 49H49ZM61 47H62L63 49H62ZM71 47H72V46H71ZM71 47H70V48L68 47V48L71 50ZM76 47L73 49V51H74V54H73V55H74V56H72V57H70V58H75V57H76V56H75L76 51H77V55H78L79 50H80L81 48H78L79 50H77ZM86 47H87V46H86ZM100 47H101V46H100ZM100 47H99V48H100ZM102 47H103V45H102ZM111 47H112V46H111ZM135 47H136V46H135ZM162 47H163V46H162ZM162 47H161V48H162ZM189 47H190V46H189ZM198 47H199V45H198ZM214 47H215V46H214ZM1 48H2V47L0 46V51H1ZM8 48H9V47H8ZM28 48H30V47H28ZM28 48H26V50H25V48H24V49L22 48L23 51H22V53H21V55H20L21 57L18 56V57L21 59V61H24V56H25L26 54L29 56L30 53H32L31 55L33 56V53H34V54H36L37 52H38L37 54L40 53V51H37V52H33V51H32V52H30V50L28 51V52H29V53H28V52H27ZM40 48H41V47H40ZM68 48H67V51L69 50ZM91 48H92V47H91ZM91 48H90V49H91ZM99 48H98V49H99ZM104 48H105V47H104ZM159 48H160V47H159ZM174 48H175V47H174ZM181 48H179V49H181ZM185 48H186V47H185ZM194 48H195V47H194ZM196 48H197V47H196ZM196 48H195V49H196ZM202 48H205V46L203 45ZM212 48H213V47H212ZM212 48H210V49L208 48V50H211ZM216 48H217V47H216ZM228 48H229V47H228ZM242 48H243V47H242ZM253 48H252V50H253ZM2 49H3V48H2ZM14 49H13V50H14ZM75 49H76V51H75ZM84 49H85V47H84ZM93 49H94V51H95V48H94V47H93ZM107 49H108V48H106V50H107ZM111 49H112V48H111ZM125 49H126V47H125ZM146 49H147V48H146ZM149 49H150V48H149ZM151 49H152V48H151ZM168 49H169V48H168ZM187 49H188V48H187ZM189 49H190V48H189ZM197 49H198V48H197ZM197 49H196V50H197ZM205 49H206V48H205ZM217 49H218V48H217ZM217 49H216V50H217ZM31 50H32V49H31ZM47 50H45V51H47ZM60 50H61V51H60ZM70 50L68 51V53H65V52L63 51V53H60V54H58L57 56H60V57H61V55L63 56L64 53H65V54H68V55L70 54L69 56H71L73 52L70 51ZM91 50H92V49H91ZM102 50H103V49H102ZM104 50H105V49H104ZM104 50H103V51H104ZM106 50H105V51H106ZM108 50H109V49H108ZM152 50H153V49H152ZM158 50H159V49H158ZM175 50H176V49H175ZM191 50H192V49H191ZM200 50H201V49H200ZM258 50H259V49H258ZM10 51H12V49H10ZM19 51H20V52H19ZM25 51H26V54H25ZM97 51H98V50H97ZM110 51H111V50H110ZM119 51L122 52L121 50H119ZM138 51H139V50H138ZM140 51H141V50H140ZM154 51H155V50H154ZM181 51H182V50H181ZM181 51L179 50L180 53H181ZM184 51H185V50H184ZM188 51H189V50H188ZM188 51H187V52H188ZM201 51H203V50H201ZM205 51H206V53H207V50H205ZM205 51H203V52L205 53ZM213 51H214V50H213ZM233 51H234V50H233ZM41 52L43 53V50H42ZM50 52H51V53H50ZM69 52H70V53H69ZM71 52H72V53H71ZM80 52H81V51H80ZM95 52H96V51H95ZM145 52H146V51H145ZM174 52H175V51H173V53H174ZM189 52H190V51H189ZM192 52H193V51H192ZM234 52H235V51H234ZM261 52H262V51H261ZM42 53L39 54V55H43ZM81 53H85V51H82ZM87 53H88V52H87ZM91 53H92V51H91L89 54H91ZM110 53H111V52H110ZM129 53H130V52H129ZM147 53H148V52H147ZM158 53H159V52H158ZM171 53H172V52L170 51V52H169L170 55H169V54H168V55L171 56ZM176 53H178V52H176ZM176 53H175V54H176ZM206 53H205V54H206ZM219 53H220V52H219ZM231 53H232V52H231ZM250 53H252V51H251ZM9 54L12 55L13 52H12V53L9 52ZM24 54H25V55H24ZM37 54H36L37 61H40V57H42V56H39V57H38ZM45 54H46V55H43V56H44L43 59H45V56H46V60L44 61V63L42 64V66L46 63V64H45V67L43 66V67H44L43 69L46 68V69H45L46 71H47V70L50 71L51 68H50V69H47V68H48L47 63H48L49 60H53V59H52L53 57H51V56H47V55H49L48 52L45 53ZM85 54H86V53H85ZM107 54H108V53H107ZM149 54H150V51H149ZM161 54H162V52H161ZM165 54H167V53L165 52ZM183 54H184V52H183ZM188 54H189V53H187V55H188ZM195 54H197V53H195ZM198 54H199V53H198ZM240 54H241V52H240ZM11 55H10V56H11ZM22 55H24V56H22ZM27 55H26V56H27ZM31 55H30V56H31ZM79 55H80V54H79ZM82 55H83V54H82ZM142 55H144V53H143ZM157 55H159V54H157ZM168 55H165V57H167ZM191 55H192V54H191ZM193 55H194V54H193ZM200 55H202V54H200ZM207 55H209V54H207ZM207 55H203V56L206 57ZM211 55H212V54H211ZM213 55H214V54H213ZM217 55H218V53H217ZM224 55H225V54H224ZM253 55L250 54L249 56H251V57H253V58L256 59V56H253ZM2 56H3V55H2ZM15 56H14V57H15ZM28 56H27V57H28ZM32 56H31L30 59H29V57H28V58L25 57V64H26L27 61H28V64L25 65V64H23L24 62H22L23 67L26 66L25 69L28 71L27 73H26V72H23V69L20 68V67H21L20 65H22V64L19 65V66H20V67H19V68H20L19 71H22L21 73H19V71H17L18 73L15 72V71L11 72L12 69L14 70L16 67H18L17 63H18L19 61L17 62V60H16L18 57H17V58L15 57L16 59H15L14 57H12V56L10 57V59H11V58H12V59L14 58L13 61L15 60V61L17 62L16 65H14L15 63L13 62V63H14L13 65L16 66V67H14V68H12L13 66H12V64H11V68H12V69L9 68L10 66H9V64H7V62H6V61H8V60H10V59H8V60H4V62H6V64H7V67H4V65L0 64V66L6 68V69H5L6 71L8 70L7 68H9V70L11 69L10 72H9V70H8L9 73H6V72L4 73V71H5V70L3 71L4 68H0V72H1V73H0V84H2V85H3V84H8L7 81H9V84H8V85L11 86V89H10V90L13 89L12 92H8V90H9L10 87L8 88L6 85H5L6 88H5L4 85L0 87V137H1V134H3V135L5 134V133H2L3 130H6L5 132H7V134H8V131H7V130H9V133H11V131L13 130V126H14V124L12 123L13 121L10 120V119L13 118V115L10 116V113L15 112L14 110H13V112H12L11 109H13L15 106H17L16 103H15V102H17V101L14 100L15 98H12L13 96H14V97L17 96L16 93L18 94L19 92H22V91H23V92L21 93V96L19 95L20 93H19L18 95H19L22 99H23V98H24V99L26 98L25 101L23 100V101L26 103L27 101L32 100V98H33L32 95H36V94L34 93V91H35V92H38V91H39L38 88H37V86L39 87V85H40L39 88H41V89H40V92H43V91L45 92L46 90H44V88H45V89L47 88L48 91H46V92H47V93H50V91H51L52 94H53V93H54V90H55V89H56V90L58 89V90H57L58 92H56V90H55V92L57 93L58 96H60V95H62L61 92H63V94H64V91L66 92V86L68 87V86L70 85L71 88H72V85H71L70 83H68L70 80H71L72 83H74V84H75V82H79V81H80V79H79V81H76V80L79 78V77H78V78L76 79V77L79 75V72H80V71H79V72L77 73V71L80 70V69H77V71L75 72L76 74H75L74 79H76V80H74V79L72 78L73 76H71V74L74 72L73 70L76 69V68L72 69V68H73V65H72V64H71L72 67L69 66L70 62H71V61H74L73 59H72L71 61H69L68 66L66 65V66H67V67H66L65 65H63V62H60L62 59H61L60 61H58L57 59H60V57L57 58V56H56L55 59L57 60V62L59 63V65H61L60 63H62V65H63V67H64L65 69L63 70V69L60 68L59 65H58V67H59L58 69H60V72H59L60 74L58 73L59 75H57V76L55 75V76H54V74H53L51 71H50V72H51V74H50L49 72H46V71H44L43 69H41V70H43V71L38 70V69L41 68V66H40L39 62L36 61V57L34 56V57H35V61H34V57H32ZM91 56H92V55H91ZM132 56H133V55H132ZM145 56H146V54H145ZM174 56H175V55H174ZM174 56H172V57H174ZM203 56H202V57H203ZM238 56H239V55H238ZM249 56H248V57H249ZM47 57H51V58H48L49 60H47ZM96 57H97V56H96ZM96 57H95V60H96ZM117 57H118V56H117ZM135 57H137V56H135ZM159 57H160V56H159ZM161 57H162V55H161ZM165 57H164V54H163V57H162V58L164 59ZM176 57H177V56H176ZM202 57H201V58H202ZM215 57H216V56H215ZM215 57H214V60H213V61H215V60L218 59V57H217V59H215ZM223 57H224V56H223ZM6 58H8V56H7ZM19 58H18V59H19ZM61 58H62V57H61ZM67 58H68V56H67ZM67 58H66L67 61L64 62V64H66V63L68 62V59H67ZM79 58H80V57H79ZM79 58L77 57V59H76V58H75V59L78 61V60H80ZM81 58H82V56H81ZM83 58H84V57H83ZM87 58H88V57H87ZM92 58H94V57H92ZM122 58H123V57H122ZM122 58H121L120 60H122ZM127 58H128V57H127ZM147 58H148V56H147ZM147 58H145V60H146ZM151 58H152V57H151ZM169 58H170V57H169ZM193 58H194V57H193ZM201 58H200V59H201ZM211 58H212V57H211ZM220 58H221V57H219L218 60H221V59H222V58H221V59H220ZM225 58H227V57H225ZM228 58H229V57H228ZM236 58H237V57H236ZM253 58H252V60H250L251 58H249L250 61L247 60L248 58H246V60L249 61V62H247L246 60H244V61L247 62V63H250V64H251L252 61H256V60L258 59V58H257L256 60H253ZM20 59H19V60H20ZM26 59H27V61H26ZM32 59H33V60H32ZM63 59H64V60H62V61H65V58H64V57H63ZM109 59H110V58H109ZM157 59H161V58H158V56H157ZM157 59H156V60H157ZM173 59L177 60L176 58H173ZM173 59L171 58V60H173ZM178 59H179V58H178ZM198 59H199V58H197L196 60H198ZM200 59H199V60H200ZM204 59H205V61H206V60L209 61L210 57L208 56V58L206 57V58H204ZM223 59H224V58H223ZM223 59H222V60H223ZM229 59H230V58H229ZM243 59H244V58H243ZM262 59H263V58H262ZM29 60H30V61H29ZM69 60H70V59H69ZM88 60H89V59H88ZM91 60H92V59H91ZM95 60H93V61H95ZM115 60H116V59H115ZM117 60H118V59H117ZM117 60H116V62H118ZM145 60H144V61H145ZM156 60H155V63H157ZM191 60H193V59H191ZM222 60H221V62H222ZM226 60H227V61H226ZM226 60H225L226 63H227L228 61L230 62V60H228V59H226ZM239 60H240V59H239ZM239 60L237 59V60H235V62H236V61L239 62ZM263 60H264V59H263ZM93 61H92V62H93ZM128 61H129V60H128ZM140 61H141V60H140ZM162 61H163V60H162ZM162 61H161V62H162ZM167 61H168V60H167ZM167 61H166V62H167ZM193 61H195V59H194ZM202 61H204V60L201 59V63H203ZM205 61H204V62H205ZM208 61H207V62H208ZM211 61H212V59H211ZM259 61H260V60H259ZM10 62H11V61H10ZM34 62H35V63H38V64H35ZM84 62H86V60H85ZM84 62H82V64H83ZM151 62H152V59H151ZM153 62H154V58H153ZM153 62H152V63H153ZM158 62H159V61H158ZM175 62H176V61H175ZM191 62H192V61H191ZM261 62H262V61H261ZM0 63H2V62H0ZM19 63H21V62H19ZM33 63L35 64V65H34L35 67H33ZM49 63H50V61H49ZM58 63H57V64H58ZM74 63H75V61H74ZM121 63H122V62H121ZM162 63H163V62H162ZM205 63H206V62H205ZM210 63H211V62H210ZM215 63H217V62H215ZM242 63H243V62H242ZM256 63H257V62H256ZM6 64H5V66H6ZM93 64H94V62H93ZM95 64H96V63H95ZM105 64H106V63H105ZM105 64H104V65H105ZM118 64H119V63H118ZM125 64H126V63H125ZM134 64H135V63H134ZM137 64H138V63H137ZM145 64H146V63H145ZM147 64H148V63H147ZM164 64H165V63H164ZM176 64H177V65H174V64H173V66L171 65V66H170L171 68H170L169 66H168V67H169L170 69H172V68H174V66H177V68H174V70L176 69L175 71H177V70L179 69V68H178L179 65H178V62H177ZM192 64H193V63H191L190 66H191ZM196 64H197V63H196ZM196 64L194 63V65H196ZM199 64H200V62H199ZM203 64H204V63H203ZM236 64H237V63H236ZM244 64H245V63H244ZM244 64H243V66H244ZM250 64H249V65H250ZM38 65H39V66H38ZM51 65H52V61H51ZM51 65H50V67H51ZM55 65H56V64H55ZM62 65H61V66H62ZM76 65H77V64H76ZM85 65H86V64H85ZM85 65H84V66H85ZM102 65H103V64H102ZM155 65H157V64H155ZM167 65H168V64H167ZM184 65H186V64H184ZM201 65H202V64H201ZM204 65H205V64H204ZM212 65H214L213 67L211 66L212 68H218V69H219V68L224 67V65L222 66L221 64H220L221 66H219V67H218V65H215V64H212ZM226 65H227V64H226ZM259 65H261V64H259ZM259 65H257V66H259ZM8 66H9V67H8ZM36 66H37V67H36ZM90 66H91V65H90ZM125 66H126V65H125ZM144 66H145V65H144ZM147 66L150 67V64L147 65ZM147 66H146L145 69H148ZM153 66H154V65H152V67H153ZM188 66H189V65H188ZM190 66H189V67H190ZM205 66H207V64H206ZM205 66L202 65V67H205ZM215 66H216V67H215ZM228 66H230V65H227V67H225V68H228ZM233 66H234L235 68L237 67V69H238L239 64H238V66H237V65H233ZM233 66L231 65L230 67H233ZM247 66H248V64H247ZM247 66L244 67L245 70H246V68H247V70H248V72H246V73H247V74H246V77H248V76H247L248 73L253 69V68L251 67L252 64L249 66L250 68H252L250 71H249L250 68L248 69ZM253 66L256 68V65H253ZM38 67H39V68H38ZM52 67H54V68H52L53 71H55V70L57 69V67L54 66V65H53ZM77 67L79 68V66H77ZM82 67H83V66H82ZM91 67H92V66H91ZM91 67H90V68H91ZM106 67H107V66H106ZM120 67H121V66H120ZM131 67H132V66H131ZM142 67H143V66H142ZM164 67H165V65H164ZM185 67H187V66H185ZM189 67H187V68H189ZM196 67H197V65L195 66V71H196ZM198 67H199V65H198ZM234 67H233V68H234ZM33 68H34V69H35V68H38V69H36V70L40 71L41 73L44 72L46 75L50 74V75H51L50 78H52V82H53V83L51 82V79H50L49 77H48V79H47V78H42V76H43V77L46 76V75H45V76L43 75L44 73L41 74V73H39L38 71H36V72H38V74L40 75L39 78L41 77V79H42L41 82L43 83V85H45V87H44V86H41V84H37V81H40V80H38V78H37V77H38L37 73H36V72H35V73L32 72ZM55 68H56V69H55ZM67 68H68L69 70H70V69H71V70H70V71H69V70L66 71ZM90 68H88V69H90ZM126 68H127V66H126ZM133 68H135V67L133 66ZM136 68H137V66H136ZM165 68H166V67H165ZM182 68H183V66H182ZM206 68H207V67H206ZM206 68H205V69H206ZM255 68H254L253 70H256ZM263 68H264V67H263ZM263 68L260 69V70H261V71H264ZM16 69H17V68H16ZM29 69H30V71H29ZM61 69H62V72H61ZM85 69H86V68H85ZM92 69H93V68H91V70H92ZM124 69H125V68H124ZM130 69H131V68H130ZM143 69H144V68H143ZM150 69H151V68H149L148 70H150ZM167 69H168V68H167ZM180 69H181V67H180ZM192 69H193V66H192ZM198 69H199V68H198ZM198 69H197V70H198ZM228 69H229V68H228ZM228 69H227V70H228ZM93 70H94V69H93ZM93 70H92V71H93ZM193 70H194V69H193ZM199 70H200V69H199ZM203 70H204V69H203ZM203 70H201V71H203ZM220 70H221V69H220ZM220 70H219V71H220ZM224 70H225V69H224ZM239 70H240V69H239ZM245 70H244V71H245ZM2 71H3V72H2ZM57 71H58V70H57ZM57 71H55V72H57ZM65 71H66L67 73H66ZM99 71H100V70H99ZM130 71H131V70H130ZM140 71H141V70H140ZM145 71H146V70H145ZM145 71H144V72H145ZM150 71H152V70H150ZM159 71H160V70H159ZM171 71H172V70H170V75H171ZM178 71H179V70H178ZM178 71H177V72H178ZM185 71H186V70H185ZM230 71H231V70H230ZM237 71H238V70H237ZM237 71H236V73L239 74ZM261 71H260L259 75H261V77H262V75H264V73L261 74ZM81 72H82V71H81ZM95 72H96V71H95ZM112 72H113V69H112ZM114 72H115V71H114ZM144 72H143V73H144ZM168 72H169V70H168ZM173 72H174V71H173ZM223 72H224V71H223ZM223 72H222V73H223ZM228 72H229V71H228ZM253 72H254V71H251L252 74H255V72H254V73H253ZM256 72H257V74H258L259 70H258V71L256 70ZM61 73H62V74L65 73V74H66V77H67L68 75L71 76V78H72L74 81H73L69 76H68V77L70 78V80L67 79V78H64V77H63V78L66 79L67 81L69 80V81L67 82L69 85H68V84H64V83L66 82V80H65V82H63L64 79H63V78H62L63 80L61 79V77H62ZM69 73H71V74H69ZM87 73H88V72H87ZM89 73H90V71H89ZM93 73H94V72H93ZM98 73H99V72H98ZM101 73H103V71H102ZM108 73H109V72H108ZM123 73H124V71H123ZM178 73H179V72H178ZM178 73H177V74H178ZM185 73H186V72H185ZM202 73H203V72H202ZM205 73H206V72H204V74H205ZM209 73H210V72H209ZM229 73H230V72H229ZM229 73H228V74H229ZM52 74H53L54 77H52ZM55 74H56V73H55ZM65 74H63V76H65ZM95 74H96V73H95ZM99 74H100V73H99ZM103 74H104V73H103ZM103 74H102V75H103ZM109 74H110V73H109ZM109 74H106V75H109ZM127 74H128V73H127ZM131 74H133V72H132ZM131 74H130V75H131ZM146 74H147V72L145 73V75H146ZM177 74H176V75H177ZM181 74H182V73H181ZM240 74H241V73H240ZM242 74H245V73L243 72ZM242 74H241V75H242ZM34 75L37 76V77H35ZM73 75H74V73H73ZM80 75H81V74H80ZM85 75H86V72H85ZM91 75H93V74H91ZM170 75H169V76H170ZM184 75H185V74H184ZM213 75H214V74H213ZM217 75H218V74H217ZM221 75H222V74H221ZM223 75H224V76H227V72H226V75H225L224 73H223ZM9 76H12V77H10V78H11V81H12V79H13V81H12L13 86H12V83H10V78H9V80H7L6 82H5L4 79H1V78L9 77ZM26 76H28V78H29L28 80H26V79L24 78V77H26ZM58 76L60 77V80H62V81H59V83H58V80H59V79L57 80ZM109 76H110V75H109ZM123 76H124V75H123ZM171 76H172V75H171ZM224 76H223V77H224ZM234 76H235V72H234ZM242 76H244V75H242ZM249 76H251V75L249 74ZM253 76H254V75H252V78H253ZM17 77H18V78L20 77V80H21V81H17V80H15V79H18ZM30 77H31V78L34 77V80H35V78H37V81H36V84H37V85H35L34 81H32L33 83H31V81H30ZM81 77H82V76H81ZM81 77H80V78H81ZM93 77H95V76H93ZM98 77H99V76H98ZM117 77H118V76H117ZM128 77H129V76H128ZM165 77H166V76H165ZM182 77H183V76H182ZM205 77H207V79H208V75H205ZM227 77H228V76H227ZM230 77H231V76H230ZM239 77H240V75H239V76L237 75V78H236V79H238L237 81H239ZM246 77H244V79H245ZM14 78H15V79H14ZM22 78L25 79V80H24L25 82H26V81H29V82H28V83H29V84H28V87H27V83L24 84V85L26 86V88H28V89H26L25 87H22V86H24V85L20 84V83H23V82H24V81L22 80ZM26 78H27V77H26ZM53 78H56V79L53 80ZM83 78H84V77H83ZM95 78H96V77H95ZM106 78H107V77H106ZM110 78H111V77H110ZM126 78H127V77H126ZM126 78H124L125 81L127 80ZM130 78H131V76H130ZM130 78H129V79H130ZM132 78H133V77H132ZM178 78H179V74H178ZM180 78H181V77H180ZM221 78H222V77H221ZM248 78H249V77H248ZM257 78H258V77H257ZM46 79H47V80H46ZM49 79H50V81H49ZM81 79H82V78H81ZM142 79H143V78H142ZM166 79H167V78H166ZM216 79H217V78H216ZM246 79H247V78H246ZM254 79H255V77H254ZM3 80H4V81H3ZM18 80H19V79H18ZM32 80H33V78H32ZM43 80H44V81L46 80V82L48 83V85L45 84ZM55 80H57L56 83H54ZM92 80H93V79H92ZM104 80H105V79H104ZM120 80H121V78H120ZM140 80H141V79H140ZM145 80H146V79L144 78V82H145ZM184 80H185V79H184ZM219 80H220V79H219ZM248 80H250V79H248ZM248 80H247V81H248ZM71 81H70V82H71ZM118 81H119V80H118ZM118 81H117V82H118ZM146 81H147V80H146ZM208 81H209V80H208ZM208 81H207V83H208ZM214 81H215V80H214ZM214 81H213V83H214ZM216 81L218 82V79H217ZM231 81H232V80H231ZM235 81H236V80H235ZM237 81H236V83H237ZM241 81H242L243 83L239 81V82H238L239 85H242V84L244 85V80H241ZM260 81H262V80H260ZM49 82L52 83V84H56L55 87H53V88H55L54 90H53V89L51 90V88H52V84L50 85ZM95 82H96V81H95ZM95 82H94V83H95ZM102 82H103V81H102ZM121 82H122V81H121ZM141 82H142V81H141ZM179 82H180V81H179ZM196 82H197V81H196ZM198 82H200V84L202 83V82L199 81V80H198ZM211 82H212V80H211ZM219 82H220V81H219ZM30 83H31V84H30ZM60 83H63V85H65V86H63L65 89L59 91V88H57V86H58V85L60 86V85H61ZM87 83H88V82H87ZM94 83H93V85L96 84V83H95V84H94ZM109 83H111V81H110ZM112 83H113V80H112ZM115 83H116V82H115ZM122 83H123V82H122ZM125 83H126V82H125ZM134 83H135V81H134ZM181 83H183L182 80H181ZM181 83H180V84H181ZM187 83H189V81H188ZM215 83H216V82H215ZM215 83H214V84H215ZM226 83H227V82H226ZM236 83H235V85H237ZM240 83H241V84H240ZM246 83H247V82H246ZM248 83L253 84V83H251L250 81H249ZM263 83H264V82H263ZM263 83H262V84H263ZM10 84H11V85H10ZM89 84H90V83H89ZM98 84H99V83H98ZM101 84H103V83H101ZM116 84H117V83H116ZM119 84H120V83H119ZM210 84H211V83H210ZM216 84H217V83H216ZM219 84H221V83H219ZM227 84H228V83H227ZM227 84H225V85H227ZM233 84H234V83H233ZM15 85H17V86H15ZM21 85H22V86H21ZM30 85H31V86H30ZM32 85H35L34 87L37 88V89L32 90V89H34V87H32ZM49 85H50V86H49ZM77 85L79 86V84H77ZM80 85H81V82H80ZM104 85H105V84H104ZM110 85H112V84H110ZM185 85H186V84H185ZM185 85H183V86H185ZM188 85H189V84H188ZM204 85H205V84H204ZM217 85H218V84H217ZM217 85H216V86H217ZM239 85H238L237 87L240 88L241 86H239ZM19 86H20V87H19ZM46 86H47V87H46ZM48 86L50 87V89H48V88H49ZM53 86H54V85H53ZM59 86H58V87H59ZM86 86H87V85H86ZM107 86H108V85H107ZM128 86H129V85H128ZM130 86H131V85H130ZM177 86H178V85H177ZM201 86H202V85H201ZM207 86H208V87H211V89L213 88L212 85L209 86V85L207 84ZM213 86H214V85H213ZM220 86H221V85H220ZM247 86H248V85H247ZM252 86H253L252 88L255 89V87H254V86H255V83H254V85H252ZM259 86H260V88H261V89L259 88L260 91H261V90L264 91V89H262V86H261V85H259ZM259 86H258V87H259ZM14 87H16V88H14ZM30 87H31L32 89H30ZM42 87H43V88H42ZM63 87H62V85H61V88H63ZM73 87H74V85H73ZM79 87H80V86H79ZM147 87H148V86H147ZM193 87H194V86H193ZM203 87H204V86H202L201 88H203ZM205 87H206V85H205ZM205 87H204V88H205ZM218 87H219V86H218ZM232 87H233V86H232ZM237 87H235V88H236V91H237V90L239 91V89H238ZM7 88H8V90H7ZM18 88H19V89L21 88V89L19 90ZM22 88L25 89V90H23ZM61 88H60V89H61ZM75 88H77V87L75 86L74 89H75ZM112 88H113V86H112ZM122 88H123V87H122ZM140 88H141V87H140ZM185 88H187V87L185 86ZM185 88H184V89H185ZM201 88H200V89H201ZM244 88H245V90L247 89V87H245V85H244V87H242V89H244ZM256 88H257V87H256ZM29 89L32 90V91H31V94L33 93L32 95L29 94V93H30ZM194 89H195V87H194ZM198 89H199V88H198ZM198 89H197V90H198ZM200 89H199V90H200ZM220 89H221V88H220ZM240 89H241V88H240ZM36 90H37V91H36ZM41 90H42V91H41ZM49 90H50V91H49ZM67 90H69V92L67 91V92H66V95H65V94L62 95L63 97L65 96V98L67 97L66 99L63 98V99H65L64 101L67 102V100H68V102L71 103V104L74 103V102H76V101H78V102H79V105H82V104H80V102L83 101V99H82L81 101H79L77 98H81V96H83V95H81V96H79V97H77V98H76V96H75V99H76V100L74 99V100H72V101H74V102H71V101H70L71 98H72V99L74 98V96H73L72 94H73L75 91H74L73 89H71V90H73V91H71L70 88H69V89L67 88ZM75 90H76V89H75ZM77 90H79V88H78ZM77 90H76V91H77ZM116 90H117V89H116ZM135 90H136V88H135ZM189 90H190V89H189ZM192 90H193V89H192ZM197 90H194V91H197ZM207 90H209V88H208ZM215 90H216V89H215ZM221 90H222V89H221ZM221 90H220V91H221ZM226 90H227V89H226ZM233 90H235V89H233ZM248 90H249V89H248ZM252 90H253V89H252ZM24 91H25V96H26V95L29 96V98H28L29 100H27V97H24V95H23V94H24ZM26 91H28L27 94H26ZM80 91H81V89H80ZM120 91H121V90H120ZM139 91H142V90H139ZM187 91H188V90H187ZM209 91H211V90H209ZM212 91H213V90H212ZM222 91H223V90H222ZM228 91H229V90H228ZM13 92H14V93H13ZM46 92H45V93H46ZM72 92H73V93H72ZM88 92H89V91H88ZM204 92H205V91H204ZM230 92H232V90H231ZM240 92H241V90H240ZM251 92H252V93H251ZM253 92H255V91H251V90H250V92H246V94H248V93L250 94V93H251V95H252ZM8 93H10V94H8ZM11 93H12V94H11ZM58 93H59V94H58ZM60 93H61V94H60ZM68 93H70V95H69ZM71 93H72V94H71ZM77 93H78V95H79V91L76 92V93H74V95H75V94L77 95ZM130 93H131V92H130ZM133 93H134V92H132L131 94L133 95ZM155 93H156V92H155ZM193 93H196V92H193ZM207 93H209V92H207ZM211 93H212V92H211ZM213 93L215 94L216 91L213 92ZM224 93H225V91H223V93L221 92L222 95H226V94H224ZM232 93H233V92H232ZM235 93H236V92H235ZM238 93H239V92H238ZM261 93H262V92H261ZM4 94H5V95H4ZM6 94H7V96H6ZM14 94H15V95H14ZM40 94H43V93H40ZM52 94H51V96H52ZM89 94H90V93H89ZM124 94H125V93H124ZM124 94H123V95H124ZM128 94H129V93H128ZM202 94H203V93H201V95H202ZM214 94H213V97L215 96V98L217 99L216 95H214ZM217 94H218L219 96H221L219 93H217ZM242 94L244 95V96H243V99H242L241 97H238V98H241L240 100H239L238 98H236V99H238V101H237L236 103L239 102L238 104H239V109H240L239 112H236V113H237L236 115H237V117H238V115L244 117V114L248 113V115H249V114H250V115H249V116H248V115H245V116H247V117H252L251 115H253L254 112H253V109H251V106H252L253 101H254L255 99H257V98L254 97V95H253V97H252V96L249 95V94L245 96L244 91H242ZM3 95L5 96L4 98H3ZM8 95H9L11 98H10ZM38 95H39V92H38L37 96H38ZM43 95H44V94H43ZM46 95H47V94L44 95L45 98L47 97ZM136 95L138 96V94H136ZM164 95H165V94H164ZM203 95H204V94H203ZM227 95H229V94H227ZM227 95H226V96H227ZM239 95H241V94H238V96H239ZM30 96H31V97H30ZM44 96H41V95H40V97H39V96H38V97H39V98H41V97L43 98ZM49 96H50V95H49ZM49 96H48V97H49ZM68 96H69L70 98H69ZM134 96H135V95H134ZM134 96H133V98H134ZM20 97H19V98H20ZM38 97H37V98H38ZM60 97H61V96H60ZM83 97H84V96H83ZM88 97H89V96H88ZM119 97H120V96H119ZM119 97H118V98H119ZM204 97H205V95H204ZM209 97H210V96H209ZM224 97H225V96H223V100L225 101V99H227V97H225V99H224ZM230 97H231V96H230ZM233 97H234V96H233ZM8 98H9V99H8ZM21 98H20L19 100H22ZM39 98H38V100H39ZM52 98H53L52 101H51V99H49L48 101H44V102L42 101V103H46L47 106H49L50 108H49V107H46V104H45V105H44V104L42 105V103H41V100H42V99H41L40 102H39V103H41L42 107L45 106V107H43V108H44L43 110L46 111L45 114H44V116H41V115H43V114H42V113H43V112H42L43 110H40V111L37 112V111H34V110H36V109H34V108H33V111H31V114H32V115H28V114H30V113H29V112H30V108L32 107L31 104H34V103L36 104V102H35L34 100H33L34 102H33V101H32V102L30 101V102H31L30 107L28 106V105H29L28 103H30V102H27V104H25L23 101L21 102L22 105H23V103H24V106L26 105L24 108H26L27 114H26V115L24 114V116H27V117L30 116V117H31V116H33L34 113L36 114V112H37V115H40V116H37V115L34 114L37 118H39V119L41 118V120H37V121L35 120V119H37V118H35V116H34L33 118L31 117L33 120H35V121H34V122H36L35 125L32 124V123H34V122H33V120H32L31 118H30V119H27V118H25L22 114L20 115V117H22V116H23V117H22V119H20V120H22L23 122L20 121V120L18 119V118H20V117H18V116L15 115V114H14V116H17L18 118L15 117V119L17 118V119L19 120V122H20L21 124H23V125H26V124H24V122H25V119H27V120H29L30 122H31V120H32V123H30V124H32L31 126H35V128H37L36 126H38V129H39L40 127L43 126L42 128L39 129L40 131H41V129L44 131L43 134H45V133H48V134H49V132H50V130H51V126L54 125V126L52 127V129L54 130V135H55V132H56V135H55V136L53 135V136L51 137L53 140H51V138H48V139L52 142V144H54V143H56L57 141H59V137H60V136L57 137L58 132H59V131L61 132V130L64 131L65 129H62V128H65V127H66L67 129H69V128L67 127L68 125L66 126V124H64L65 127H63V125L61 124L60 127H59L60 130L58 131V127H57V126L55 127V124H54V123H55L57 120H58L59 123H66V121H68V119H65L64 117H62V118H64L66 121H65V122H64V121H63V122L61 121V122H60V120H59V119H56V117H55V120H56V121L54 122V120H53L54 118H53V117L50 118V117L47 116L46 114H49V115L51 114V115H53V116L56 115L57 113L61 112L62 109H64V107H65L66 105H68V102H67V104L63 105V107H61V106H62V102H63V104L65 103L64 101H62V102H61V106H60V108H62V109L59 108V110L56 111L55 108L58 109L59 106L57 107V105H60V104H59V103H60V102H59V99H61V100H63V99H62V98H59V97H57V96H55V95L52 96ZM54 98H55V99H58V101H57L58 104L53 103V102H55V99H54ZM84 98H86V97H84ZM91 98H92V97H91ZM123 98H125V97L123 96ZM123 98H122V99H123ZM133 98H132V99H133ZM140 98H141V97H140ZM199 98H200V97H198V99H199ZM215 98H212V99H215ZM4 99H5V100L7 99L8 103H7V101L5 102ZM16 99H17V98H16ZM33 99H34V98H33ZM122 99H121V100H122ZM126 99H127V98H126ZM194 99H195V98H194ZM196 99H197V98H196ZM198 99H197V100H198ZM219 99H222V97L219 98ZM230 99H231V98H230ZM3 100H4V103H2ZM12 100H13V101H12ZM17 100H18V99H17ZM26 100H27V101H26ZM53 100H54V101H53ZM61 100H60V101H61ZM117 100H118V99H117ZM124 100H125V99H124ZM124 100H123V101H124ZM130 100H131V99H130ZM140 100H141V99H140ZM144 100H145V99H144ZM160 100H161V99H160ZM164 100H165V99H164ZM197 100H196V101H197ZM201 100H202V99L198 100V101H199V104H200V101H201ZM241 100H243V101H241ZM1 101H2V102H1ZM10 101L13 102V103H15V104H13V103L11 104ZM50 101H51L53 104H52ZM97 101H98V100H97ZM102 101H103V100H102ZM123 101H122V102H123ZM132 101H134V100H132ZM137 101H138V100H137ZM147 101H148V100H147ZM174 101H175V100H174ZM196 101H194V102H196ZM212 101H213V100H212ZM221 101H222V100H221ZM244 101H245V102H244ZM9 102H10L11 105L9 104ZM37 102H38V101H37ZM48 102H50L52 105L49 104ZM57 102H56V103H57ZM89 102H90V101H89ZM99 102H100V101H99ZM141 102H142V101H141ZM194 102H193V103H194ZM206 102H207V101H206ZM206 102H205V103H206ZM218 102H219V101H218ZM233 102H234V101H233ZM240 102H241V103H240ZM246 102H247V103L249 102L247 107H246V104H247ZM1 103H2V105H1ZM19 103H20V102H19ZM19 103L17 102V104H19ZM82 103H83V102H82ZM101 103H102V102H101ZM139 103H140V102H139ZM150 103H151V102H150ZM163 103H164V102H163ZM170 103H171V102H170ZM193 103H192V104H193ZM202 103H203V101H202ZM209 103H210V102H209ZM209 103H206V104H209ZM231 103H232V102H231ZM7 104H8V106H7ZM21 104H19V105L21 106V107H19V109H21V110H22V109L25 110L24 108H22L23 106H22ZM54 104H55V105H54ZM76 104H77V103L74 104L75 107H76ZM97 104H98V103H97ZM132 104H133V103H132ZM137 104H138V103H137ZM203 104H204V103H203ZM214 104H215V103H214ZM214 104H213V105H214ZM249 104H250V105H249ZM3 105H4L6 108H5ZM9 105H10V106H9ZM14 105H15V106H14ZM36 105H37V104H36ZM69 105H70V104H69ZM74 105H72L73 108H74ZM79 105H77V106H79ZM115 105H116V104H115ZM120 105H121V104H120ZM129 105H130V104H129ZM166 105L168 106V104H166ZM171 105H172V104H171ZM220 105H221V104H220ZM11 106H12V107L14 106V107L12 108ZM52 106H53L54 108H53ZM88 106H90V105H88ZM136 106H137V105H136ZM149 106H150V105H149ZM192 106L195 107L194 104H193ZM249 106H250V108H249ZM263 106H264V104H263ZM3 107L5 108V110H4ZM7 107H9V108L11 107V108L8 109ZM27 107H29V108H27ZM42 107H40V109H41ZM51 107H52V108H51ZM103 107H104V106H103ZM121 107H122V106H121ZM143 107H144V105H143ZM146 107H147V105H146ZM158 107H159V106H158ZM165 107H166V106H165ZM170 107H173V106H170V105H169L168 108H170ZM198 107H199V106H198ZM15 108H16V107H15ZM67 108H68V110H67ZM67 108H65L66 111H70V110H73V111L76 110V111H77V107H76V109H75V108H74V109H71V106H70V109H69V107H67ZM79 108L81 109L80 106H79ZM82 108H83V107H82ZM87 108H88V107H87ZM87 108H86V110H87ZM104 108H105V107H104ZM122 108H123V107H122ZM128 108H129V107H128ZM176 108H177V107H176ZM201 108H202V106H201ZM241 108L243 109V112L241 111ZM255 108H256V107H255ZM255 108H254V109H255ZM6 109H8L7 111L9 112V115H8L7 112H5ZM19 109H17V110H19ZM47 109H48V110H47ZM50 109H51V110H50ZM88 109L90 110V108H88ZM91 109H92V108H91ZM131 109H132V108H131ZM139 109H140V108H139ZM185 109H186V108H185ZM185 109H184V110H185ZM197 109H198V108H195V110H197ZM208 109H209V108H208ZM215 109H216V111H217V108H215ZM247 109H248V110H247ZM260 109H261V106H260ZM262 109H263V108H262ZM9 110H10V111H9ZM52 110H54V112H53ZM60 110H61V111H60ZM65 110H63V111L65 112ZM81 110H83V109H81ZM93 110H94V109H93ZM95 110H96V108H95ZM102 110H103V108H102ZM118 110H119V109H118ZM135 110H136V109H135ZM171 110H174V109L171 108ZM184 110H183V111H184ZM195 110H194V111H195ZM28 111H29V112H28ZM47 111H50L51 113H50V112H47ZM55 111H56V112H55ZM63 111H62V112H63ZM73 111H72V112H73ZM76 111H75V112H76ZM83 111H84V110H83ZM91 111H92V110H90L89 112H91ZM115 111H116V110H115ZM125 111H126V110H125ZM130 111H131V110H130ZM136 111H137V110H136ZM180 111H181V110H180ZM183 111H182V112H183ZM198 111H199L198 113H200V110H198ZM202 111H203V110H202ZM209 111H210V109H209ZM209 111H208V112H209ZM213 111H214V113H215L216 115H218V113H216L215 110H212V112H213ZM219 111H220V109H219ZM32 112H33V113H32ZM40 112H41V113H40ZM52 112H53V113H52ZM79 112H80V110H79ZM84 112H85V111H84ZM87 112H88V110L86 111V113H87ZM109 112H110V110H109ZM163 112H164V111H163ZM168 112H169V111H168ZM174 112H176V111L174 110ZM188 112H189L188 115L191 116V115H192V110H190V111H188ZM205 112H206V111H205ZM221 112H222V111H221ZM221 112H220V113H221ZM5 113H6L9 117H8ZM15 113L17 114V112H15ZM20 113H22V112H20ZM20 113H18V115H19ZM55 113H56V114H55ZM65 113H66V112H65ZM69 113H70V112H69ZM69 113H66V114H67L68 116H71L70 118H71V122H72V121H73L72 118H73L74 116H76L77 114H74V112H73L74 115H71V114L69 115ZM76 113H77V112H76ZM110 113H111V112H110ZM110 113H109V114H110ZM125 113H126V112H125ZM186 113H187V112H186ZM194 113H195V112H194ZM84 114H85V113H84ZM90 114H94V113L91 112ZM131 114H132V112H131ZM171 114H172V113H171ZM184 114H185V111H184ZM209 114H210V113H209ZM215 114H214V115H215ZM63 115H64V113H63ZM103 115H104V114H103ZM103 115H102V116H103ZM140 115L142 116V113H141ZM144 115H145V114H144ZM153 115H154V114H153ZM176 115H177V114H176ZM188 115H187V118H185V119H188ZM195 115H196V114H195ZM195 115H194V116H195ZM197 115L199 116V114H197ZM207 115H208V114H207ZM211 115H212V114H211ZM211 115H210V116H211ZM233 115H234V114H233ZM256 115H257L256 117H258V111H257V114H256ZM259 115H261V112H260ZM46 116H47L48 118H47ZM57 116H58V115H57ZM72 116H73V117H72ZM88 116H89V115H88ZM106 116H107V115H106ZM146 116H147V115H146ZM168 116H169V115H168ZM183 116H184V115H183ZM262 116H264V114H263ZM10 117H11V118H10ZM45 117H46V118H45ZM59 117H61V114H60ZM80 117H81V116H80ZM90 117H91V116H90ZM90 117H89V118H90ZM108 117H109V116H108ZM136 117H137V116H136ZM154 117H155V116H154ZM174 117H175V116H174ZM174 117H173V118H174ZM237 117H236V118H237ZM243 117H239V118H237L238 121H237L236 123H238V124L240 123L241 125H245V126H246V125L249 123V121L245 120L246 117H244L245 119H244ZM6 118H9V119H8V122H9L10 125H9L8 122L6 121V120H7ZM23 118H24V120H23ZM66 118H67V117H66ZM74 118H75V117H74ZM82 118H83V117H82ZM82 118L79 119V118L77 117L75 120H77V122L80 124L79 120L83 122ZM104 118H105V117H103V119H104ZM126 118H127V117H126ZM163 118H164V116L162 117V119H163ZM173 118H172V119H173ZM175 118H176V117H175ZM194 118H195V117H192V119H194ZM206 118H207V117H205V119H206ZM218 118H219V117H218ZM231 118H232V117H231ZM240 118L243 119V120H241ZM253 118H254V115H253ZM51 119H52V120H51ZM85 119H86V117L84 118V120H85ZM105 119H106V118H105ZM124 119H125V117H124ZM135 119H136V118H135ZM165 119H166V117H165ZM197 119H198V118H197ZM197 119H196V120H197ZM232 119H233V118H232ZM249 119H250V118H249ZM9 120L12 121V122H11V123H12V128L7 129V128H6L7 125H9L8 127H11V123H10ZM49 120L52 121L53 124H50V123L47 124V123L49 122ZM61 120H63V119H61ZM75 120H74V121H75ZM112 120H113V119H112ZM173 120H174V119H173ZM201 120H202V119H201ZM206 120H208V119H206ZM206 120H205V121H206ZM39 121H40L41 123H40ZM74 121H73V122H74ZM118 121H119V120H118ZM166 121H167V120H166ZM197 121H198V120H197ZM253 121H254V120H253ZM253 121H252V124H253ZM260 121H261V120H259V122H258L257 118H256V121H254V123H255L256 125H257L256 122L259 123V125H257L258 128L261 127V128L258 129V130H262V128H263V127H262V126H263L262 124H264L263 119H262V121H261L262 124L260 123ZM6 122H7V123H6ZM75 122H76V121H75ZM77 122H76L75 125H78ZM106 122H107V119H106L105 123H106ZM120 122H121V121H120ZM148 122H149V121H148ZM152 122H153V121H152ZM164 122H165V121H164ZM182 122H183V121H182ZM185 122H186V121H184L183 124L181 123L182 125L179 124V125H180L179 127H181V126H183V125L187 126L188 124L191 125V126L194 124V126H195L194 129H191L192 127L190 128L189 126H188V127H189L190 129H188V128L185 127V130L187 131V132H186L187 134H189V133L192 134L193 131H194V132L197 131V128H198L199 126H198L197 122H195V119H194V120H191L190 122H189V121H187L186 123H185ZM198 122H199V121H198ZM208 122H211V121H208ZM208 122H206V123H208ZM212 122H213V121H212ZM231 122H232V121H231ZM14 123H15V122H14ZM25 123H27V121H26ZM38 123H39L40 125H41V124H42V125L40 126ZM68 123L70 124V121L67 122V124H68ZM83 123H86V122H83ZM103 123H104V122H103ZM103 123H102V124H103ZM105 123H104V124H105ZM111 123H112V122H111ZM124 123H125V121H124ZM159 123H160V122H159ZM178 123H179V121H178ZM203 123H204V122H203ZM223 123H224V122H223ZM250 123H251V121H250ZM21 124H20V125H21ZM27 124L30 126L29 122H28ZM71 124H73V123H71ZM89 124H90V123H89ZM97 124H98V123H97ZM147 124H149V123H147ZM150 124H151V123H150ZM174 124H175V122H174ZM186 124H187V125H186ZM195 124H196L198 127H197ZM199 124H200V123H199ZM209 124H210V123H209ZM225 124H226V123H225ZM238 124H237V125H238ZM252 124H250L251 127H252ZM255 124H254V125H255ZM23 125H22V126H23ZM28 125H27V127H28ZM46 125H47V128H45ZM49 125H51L50 128L48 127ZM56 125H58V123H57ZM80 125H82V123H81ZM80 125H79V126H80ZM83 125H84V124H83ZM100 125H101V124H100ZM106 125L108 126V124H106ZM175 125H176V124H175ZM203 125H204V124H203ZM203 125L201 126V124H200L201 127H203ZM226 125H229V126H230V124H226ZM234 125H236V124H234ZM241 125H240V126H241ZM260 125H262V126H260ZM18 126H19V125H18ZM18 126H17V127H18ZM31 126H30V128H32ZM39 126H40V127H39ZM70 126H71V125H69V127H70ZM72 126H73V125H72ZM89 126H91V125H89ZM101 126H102V125H101ZM109 126H110V125H109ZM109 126H108V127H109ZM121 126H122V124H121ZM146 126H147V125H146ZM204 126H205V125H204ZM213 126H214V125H213ZM213 126H212V127H213ZM245 126H244V127H245ZM54 127H55L57 130H55ZM81 127H82V126H81ZM85 127H86V129L88 128L87 126H85ZM94 127L96 128L95 125H94ZM99 127H100V126H99ZM103 127H104V126H103ZM103 127H100V128H103ZM125 127H126V126H125ZM174 127H175V126H174ZM196 127H197V128H196ZM206 127H207V126H206ZM212 127H211V128H212ZM227 127H228V126H227ZM232 127H233V126H232ZM234 127H235V126H234ZM234 127H233V128H234ZM248 127H249V126H248ZM15 128H16V127H15ZM15 128H14V129H15ZM90 128H91V127H90ZM109 128H110V127H109ZM115 128H116V127H115ZM166 128H167V127H166ZM177 128H178V127H177ZM195 128H196V129H195ZM233 128H231V129H233ZM237 128H240V127H236V129H233V131H237V133H240V132H241V129H237ZM241 128H242V127H241ZM19 129H20V128H19ZM23 129H25V127H24ZM23 129H22V131H23ZM33 129H34V127H33L32 129H29V128L27 129V128H26V129L23 131V134H24L25 132H27V131H28V132H32ZM38 129H35V130L38 131ZM47 129H48V130H47ZM83 129H84V128H83ZM88 129H89V128H88ZM104 129H105V128H104ZM110 129H111V128H110ZM120 129H121V128H120ZM171 129H172V128H171ZM179 129H180V128H179ZM247 129H248L247 127H245V129L243 128V130H242L243 132H241V133H244V132L248 131L250 128H249L248 130H247ZM17 130H18V129L16 128V129H15L14 131H12V132H15V131H17ZM35 130H33L32 133H34ZM53 130H51L52 132H50V134H53ZM72 130L74 131L73 127H70V131H69V132L71 133ZM81 130H82V129H81ZM100 130H101V129H100ZM108 130H109V129H108ZM108 130L106 131L105 134H107ZM114 130H115V129H114ZM160 130H161V129H160ZM162 130H163V129H162ZM162 130H161V131H162ZM167 130H168V129H167ZM185 130H184V131H185ZM195 130H196V131H195ZM199 130H200V127H199L198 131H199ZM202 130L206 131V130H205V127H204V129H202ZM225 130H226V129H225ZM244 130H245V131H244ZM20 131H21V129H20ZM40 131H38V133H39ZM104 131H105V130H104ZM111 131H112V130H111ZM184 131H183V132H184ZM204 131H203V132H204ZM228 131H229V130H228ZM228 131H226V133H227ZM249 131H250V130H249ZM249 131H248L247 133H245V136H247V135L250 136V134H253V133H256V134H257V128H256V130L253 129V131H256V132H253V131H252V132H251V131L249 132ZM69 132H67V130H66V133H65V132H64V133L61 132V133H62V134H61V138H64V137H63V134H66L65 137H67V134L69 135ZM88 132H89V131H88ZM97 132H98V130H96V132H94L95 135H96ZM109 132H110V130H109ZM159 132H160V131H159ZM208 132H209V130H208ZM18 133H19V132H18ZM35 133H36V132H35ZM72 133H74V132H72ZM94 133H93V134H94ZM110 133H114V134H115V132H110ZM116 133H117V131H116ZM168 133H169V130H168ZM199 133H200V131H199ZM201 133H202V131H201ZM209 133H210V132H209ZM212 133H213V132H212ZM249 133H250V134H249ZM13 134H14V133H13ZM20 134H21V132H20ZM25 134H26V133H25ZM76 134H77V131H76ZM86 134H87V133H86ZM86 134H84V135H86ZM93 134H91V136H92ZM159 134H160V133H159ZM187 134H186V137L189 139V136H188ZM193 134H194V133H193ZM197 134H198V133H197ZM259 134H260V133H259ZM15 135H16V134H15ZM15 135H13V137H12V136L10 137L12 141H10V139L7 138V139H8L7 141H9V142H8L7 145H6V144H5V145H6V147H7L8 145H10V146L7 147V148H8L7 150H5V149H6V147H5V149H4L5 151H1V152H0V171L4 170V172L2 171L4 174H6V173L9 174V176H6V175L3 176V174L0 173V174L2 175V177H0V215H2V216H6L5 219H6V220H9V221H6V220H5V221H6L9 225L11 224L10 226H9V225H6V222H5V224H3V222H4V217L2 218L3 220H1V218H0V220H1V221H0V225H1V226H0V246H1V244H4L5 246H6V245H11V247H12L14 244H19V246H20L21 244H22V245L25 244L24 246L29 245L30 242H27V240H28V239H26L27 236H28V238H29V237H35L36 239H37V238H41V235L45 234V233H43L44 230L47 231V232H49L48 229L50 230L51 226H53L52 229H51L52 233H53V231H55L54 228L56 229L55 233H56V232H59V233H60V230H61V229L63 230V231L61 230V232H63V233H61L60 235L57 233V234L61 237V239H60V237H57V235H55L58 239H60L59 242H63V243H61V244H63V247H70V246H72V245H70V244H74V243L71 242V243L69 244V246H65L66 244L69 243V242H67V243H65V242H66L67 239H68V240L70 239V241H71L73 238L71 239L70 237H74V235H73V234H74L73 231L76 230L75 227H74V225L76 224V221H77L76 218H75V214H76V217H78V216H77V212H79V210L76 209V210H77V212H76V210L73 208V209L75 210V214L73 213V212H74L73 209H72V211H73L72 213H73V214H72L71 212H68L69 210L71 211V209H69L68 206H70V208H71V207H75V204H76V201H77V200L74 201V199H71V198L74 196V194H75V196H77V197L74 196L75 198H77V199L80 198V197L82 198V197H83V194H82L83 191H82V190H84V192H86L85 190L88 191V189H90L91 186H90V188H88V187H86V186H88V184H89V185L92 184V181H94V180L96 181L95 178H97V175H98V176H102L99 172H102V173H103V176H104V175L107 176L106 173H108V174H109V173H115V174H109V176H110L111 178L114 177L113 179H115L116 182H117L118 180H120V181H118V182H119L118 184H120V187H122L121 189H123V190H122V193H120L119 190H117V191L119 192V193H118L119 195L122 194V196H123L122 198L126 197V198H125L126 200L124 199V200H125L124 203L127 201V198H128V196H124V195H126V194L128 195L129 192L134 194V199L130 196L131 194L129 195V198H130V199L128 198L129 202H127L126 209H127V207H128V209H129L130 212L133 211L134 214L136 213V217H135V219L138 218V221L140 222V223H139L137 220H136V221H133V223L130 222V223H132L131 227H132V226L134 227V230L131 232V234H132L133 241L135 240L136 245H135V243H134V247L132 248L133 250H132L130 247H129V248H130L132 251H134V252L136 251L135 253L131 252V250L127 248L128 246H131V247L133 246V245H130V244H133V242H128V241H127V240H129V238H130L131 236H130V237L128 236V238H127V236H126V239H125L126 241H124V240L122 239V238H123L122 233H121V234L118 233V234H120V235L122 236V237L120 236L122 242H123V243H128V244H129L128 246L125 244L127 247H125L124 250H125L126 252H127V251L130 252V254L128 255L129 258H130V255L132 256L131 253H133V258L131 257V259H132L131 261L134 262V260H136V264H144L145 261L148 262V264H149V263H151V262L157 261L158 258H159L158 256H160V255H161V256H164V255H162V254L165 253L166 251H168L166 248H164V246H166V243H172V242H174V245L177 243L176 247H175L174 245H172V246H173V247H172L171 244H170V245H167V246H171V248H170V247L168 248V249H170V250H169L168 252H166V253L169 255V258H168V259L165 258V257H168V255L165 253L166 256H165V257H162V258H163V259L165 258L166 261H164V260L162 261V258H161V261H162V262H160V264H161V263L163 264L164 262H167V261L169 262V261L172 260L173 258H174L173 260H176V261H175L176 264H177L178 261L181 262V260L184 261L183 264H184V263L187 264V263L190 262V261H189V260H191L190 257L193 256L192 254L190 255V253H193L194 250L196 251V248L193 250V252H192V250H189V249H190L189 247H186V248H187V249L189 248L188 250H189L190 252H189L185 247H184V249L182 248L184 254H185V251H188V252H189V253L186 254V255H187V257H188V255H189V258H190V259H186L185 255L182 253L181 248L178 246V241H180L179 245L181 244V242L183 243V241H188V242H189V239H191V238H189L190 236L188 237L187 234H185V237H188V240H187L186 238H184L185 240H183V239H180V238H182V237H184V236H182V237L179 236V238H178V237L176 238V236L173 235V236H175V239H176V240H175L174 237H173L172 239H174L175 241H173V240H172V242L166 241V243H164L165 245L162 247V245H163L162 243L164 242V239L161 238L162 236L160 237V234H163V232H164L163 230H164V229H162V228H159V229H158V226H156V225H158V224L154 225V226H156V227H154V226H152V223H151V222H153V224H155V221H156V220L154 221L155 218L153 219V217H156V213H155V214H152V213H154V212L156 211L157 214H158V213H159L158 209L161 211V208H162V207L166 208V207H169L171 204H173V205H174L173 207H175V212H177V210H178V212H179V210H181V206H179L180 209L178 208V202H182V200H184V199H182V195L179 196V198L181 197L182 200H179V199H178V195H180V193H181V192L179 193V191H180V187H182V186H179V185H181V184L178 183L177 179H180V180L182 181V183H183V185H184V186H183L184 189L186 188V190H184V191H186V193H188V194H187L188 196L191 194V193H189L190 191L193 193L192 196H194V197H196V195H198V194L200 193V192L198 193V190H200L201 186L204 185V184H202V185L200 186L199 189L197 188L198 186L196 187V184H195L194 186H195V188H197V191H194L195 188L193 187L194 190H192V187H191V186H192V183H194L193 181H191L192 179H189V178H188L189 180H187V178H186V181H185V176H184V175H186L185 173H187L188 176H189V174H191V172H192V171L190 172L189 170H186L187 167L185 168V167L183 166L185 169L183 168L180 172H178L181 176H178V173H177V175L174 176L173 174L176 173L177 171H173V174H172V175H173V180H171V183L168 181V182H169V186L171 185V187H172V190H171V188H169V189H168V188H165V189H168V191H166L165 193H167V192L169 193L167 196H165L166 194L164 195L165 197H168V198H166V200H167V199L169 200V198L171 199V197H170L169 195L172 196V199H171L172 202L169 201V202H170V205L167 206V205L169 204L167 201H166V202L168 203V204L166 203L167 205L165 204L164 201H162V202H158L159 199H158L157 193H161V192L164 193V191H163V188H162V190L158 188V186L161 185V184L155 183V181L153 180V177H151V172H152V173H153V172H154V173L156 172V173H158V175H156V173H155V175H153L154 173H153L152 175H153L154 177L156 176V177H155V178H157L156 181H159V182L163 183V182H162L163 180L161 179L160 176H163V175L167 174V171H170V170H168V169H167V171L165 170L164 166H165L166 164H165L164 166H162L164 169L160 170L161 167H160V168H158V167L156 168V166H155V165H156L155 163H158V162H157V161L153 162L155 168L157 169L156 171H155V170H148V169H134V170H132V169H127V168L124 169V166L122 167V165H121L122 163L118 165V166L121 165V166H120L121 168H118V169H117V168H116V165H115V169H114V168L112 167L114 164H112V162H110V161L108 160L109 162H107V165H108V163H109V164L111 163L112 166H111V165H110V166H111L112 169H110V167H109V168H108L109 170H103L101 165H100L101 170H98L97 168H93V167H91L90 169H88V167H87L86 169H84L86 166H90V165H92V163H93V161H94V160L92 161V158H94V157H92V156L97 155V156L99 157L98 154H99L100 152L98 151V149H96L98 153L96 154L95 152H93V153L91 154L92 156L90 155V157H91V160H90L91 162L89 161V162L91 163L90 165H86V164L84 165V163H83V161H82V160L85 159L84 157L87 155V153H88V155H89V154L92 152V149H93V151L95 150L94 148H96V145H98V144H96V145L94 144L95 147H94V145L90 146V147H91V150H90V148H89L90 152H89V150H88L87 153H86L85 151L81 153V154H84L85 156H84V157H83V156L81 157V159H82V158H84V159H82V160H81L82 163L80 162L79 164H83V167H84V168H81V167H80V169H79V167H78V169L75 168L76 170H73V168H72V167L69 168L67 164H68V163L71 164V162H72V159H71V158H73V160L75 159L74 157H71V156L68 154L69 152H70V154H72V153L74 152V150H73V152H72V150H71V151H69V150H65V149L71 147V146H72V143L69 144V142H67L68 147H67V145L65 146L64 143H63L62 145L59 144L58 146H59L60 148H61V146H63V147H62L63 149L61 148V149L63 150V152H62L61 149H59V147L57 146L58 149L63 153V155H64V150H65V151H68V153L66 152L68 155H67V154H65V155H67V157L69 156V158L71 159V161H70L69 159H67L68 162L66 163V161H63L64 159H63L62 161L59 160L60 163H61V162H62V163L65 162V164H62V166L65 165V166L67 167V169H66L65 166H63V167H65V170H67V171L64 170V172H62L63 170H62L61 168H59V167H60V166H59L60 163H59V164H58V163H56V164L54 163V166L58 165V168H59L58 170H60V169L62 170V171L60 170L61 173H66V172H68L69 174H68V173H67V174H68V175L71 174V176L76 175L77 172H79V171H82V172H83V173L81 172L80 175H79V173H78L77 176H74L73 178H71V176H68L67 174L61 175V176H62L61 178L65 177V180L67 181V183H68V181L71 182V183H68V184L66 183L67 185H66V187L64 188V189H65V192H68V193H69V196H70V194H71V196L73 195L72 197H71V196L69 197L70 199H69L68 197H67V199H66L67 202L71 203V205H70V204L68 205V203H66V201H65V204H64L63 207H62V204H63L64 202H63V200H62L61 198H62L63 196L66 197V196H65L66 193L64 192V189H62V191L65 193V194H64V193L62 192V194H64V195L62 196V194H61V190H59V188H63L64 185H63V187H58V188L56 187L58 190H54V188H55L54 184H51V183L49 182V180H48V179H50V178H51V180H52V179L54 178V176H52V177H53V178H52L51 176L49 177L48 175H45V176H48V177H47V181L44 180L45 182L41 179V177L44 178V179H46V178L43 176V174L45 173V171L49 173V172L51 171L50 168H51L52 166L49 167V168H48V167H44L45 170H44L42 167H40V169H42V170H40V169L37 170V169H38V168H37L38 165L36 166V165H35L36 163H35V164H33L34 162L32 163V161H33L32 159H34L33 157L37 156L38 146H37V149H35V148H36V145L39 144V142L36 143V142L32 141V139H34V138H31V137H30L31 140H30V138H29V140H26V139H25L27 142L29 141V143H25V142H23V138H22V136H24V135H22L21 138H20L21 140L18 141L17 139H18L19 136L16 135V137H15ZM29 135H32V136H33V134L30 133V134H28V136L26 135L25 138H26V137H29ZM37 135H40V133H39V134H35L34 136H37ZM46 135H47V134H46ZM59 135H60V134H59ZM73 135H75V134H73ZM73 135H72V136H73ZM95 135H94V136H95ZM97 135H98V134H97ZM107 135H108V134H107ZM139 135H140V134H139ZM165 135H166V134H165ZM184 135H185V133H183V138H184ZM204 135H205V134H204ZM208 135H209V134H208ZM230 135H231V133H230ZM230 135H229V136H230ZM238 135H239V134H238ZM260 135L262 136L263 134L261 133ZM260 135H259V136H260ZM17 136H18V137H17ZM69 136H71V135H69ZM72 136H71V137H72ZM80 136H83V135L81 134ZM91 136H90V137H91ZM94 136L91 137V138H94ZM103 136H104V135H103ZM116 136H117V135H116ZM128 136H129V135H128ZM166 136H168V135H166ZM195 136H196V135H195ZM195 136H193V137H195ZM235 136H237V135H235ZM241 136H242V135H241ZM255 136H256V135H255ZM257 136H258V135H257ZM5 137H6V135H5ZM7 137H9V134H8ZM38 137H39V136H38ZM44 137H45V135H44ZM46 137H47V136H46ZM49 137H50V135H49ZM71 137H67V138H71ZM74 137H75V136H73V138H74ZM90 137H88V138H90ZM97 137H98V136H97ZM104 137H105V136H104ZM111 137H112V136H111ZM117 137H118V136H117ZM123 137H124V136H123ZM150 137H151V136H150ZM177 137H178V136H177ZM239 137H240V136H239ZM243 137H244V134H243ZM262 137L264 138V136H262ZM1 138L3 139V137H1ZM16 138H17V139H16ZM40 138H41V136H40ZM42 138H43V137H42ZM61 138H60V139H61ZM84 138H85V136H84ZM91 138H90V139H91ZM100 138L102 139V137H100ZM148 138H149V137H148ZM148 138H147V139H148ZM180 138H181V137H180ZM183 138H182V139H183ZM187 138H186V139H187ZM196 138H197V137H196ZM230 138H232V137L230 136ZM233 138H234V134H233ZM253 138H254V136H253ZM255 138L257 139L258 137H255ZM48 139H47V138H43V139H41V140H42V142L44 141L43 143H45V145H47L46 142L49 143V141H47ZM77 139H78V140H76V143L74 142L75 145H77V143L80 144V143L82 142V140H83V139H81V137H80V139H79V138H77ZM90 139H89V140H90ZM96 139L98 140V138H96ZM103 139L105 140L106 138H103ZM107 139H108V137H107ZM149 139H150V138H149ZM171 139H172V138H170V140H171ZM188 139H187V140H188ZM194 139H195V138H194ZM194 139H193V140H194ZM204 139H205V137H204ZM204 139H203V140H204ZM206 139H210V137H209V138H206ZM221 139H222V138H221ZM224 139H225V137H224ZM251 139H252V138H251ZM256 139H255V141H256ZM5 140H6V139H5ZM38 140H39V139H38ZM79 140H81L80 143L78 142ZM84 140H85V139H84ZM86 140H87V139H86ZM86 140H85V141H86ZM89 140H87V142H90ZM93 140L96 141L95 138H94ZM99 140H100V139H99ZM150 140H151V139H150ZM156 140H157V139H156ZM166 140H167V139H166ZM168 140H169V139H168ZM176 140H177V139H176ZM189 140H190V143H188L189 141H188V142H185V145H186V143H187V145L189 146V148H191V149H190V152H189V149L186 148V149H187V152L190 153V155H188V156L196 157V160H197V158H199L201 155H205V154H206L207 150L209 149V148L206 149V148L208 147V143H207V145L204 144V143H201V144H202V145H201L202 147H201V146H199L200 143L195 145V144L192 143L193 141L191 142L192 137H190ZM201 140H202V139H201ZM201 140H200V142H201ZM210 140H212V139H210ZM210 140H209V142H210ZM236 140H237V139H236ZM246 140H247V137H246ZM248 140H249V139H248ZM248 140H247V141H248ZM257 140L259 141V138H258ZM260 140H261V139H260ZM2 141H4V139H3ZM36 141H37V140H36ZM39 141H40V140H39ZM45 141H46V142H45ZM53 141H55V142L53 143ZM67 141H69V140H67ZM71 141H72V140H71ZM109 141H110V140H109ZM109 141H108V142L104 141V142H105L106 144H108ZM111 141H112V140H111ZM111 141H110V142H111ZM164 141H165V140H164ZM179 141H180V139H179ZM179 141H178V142H179ZM184 141H185V140H184ZM207 141H208V140H207ZM207 141H206V142H207ZM231 141H232V140H231ZM239 141H240L239 139H238V141H236V142L239 144L238 147H240L241 145H244V144H242V143L245 141V139H244V140H241V141H243L241 144L239 143ZM241 141H240V142H241ZM247 141H245L244 143H246ZM255 141L251 140L252 143L255 142ZM0 142H1V141H0ZM4 142H5V141H4ZM10 142H11V143H10ZM32 142H34L35 144H33ZM51 142H50V143H51ZM102 142H103V140H102ZM104 142H103V144H104ZM115 142H116V141H115ZM115 142H114V143L112 142V143L116 145V143H117L118 141H117L116 143H115ZM180 142L182 143V141H180ZM223 142H224V141H223ZM226 142H227V141H226ZM236 142H234V143H232V144H236ZM248 142H250V141H248ZM260 142H262V141H260ZM260 142H259V143H260ZM82 143H83V142H82ZM94 143H96V142H94ZM99 143H100V142H99ZM112 143H111V144H112ZM119 143H120V141H119ZM128 143H129V142H128ZM161 143H162V142H161ZM252 143H251V144H252ZM263 143H264V141H263ZM0 144H1V143H0ZM40 144H41V143H40ZM40 144H39V145H40ZM83 144H84V143H83ZM83 144H82V145H83ZM87 144H89V143H87ZM92 144H93V143H92ZM103 144L101 143V145H99V147H100V146H102V148L105 147V144H104V146H103ZM137 144H138V143H137ZM140 144H141V143H140ZM190 144H191V145H190ZM203 144H204V145H203ZM209 144H210V143H209ZM251 144L249 143V145H251ZM261 144H262V143H261ZM45 145H44V146H45ZM55 145H56V144L52 145V148H53V146H55ZM60 145H61V146H60ZM82 145H80V146H82ZM89 145H91V142H90ZM108 145H109V144H108ZM115 145H114V146H115ZM121 145H122V144H121ZM125 145H126V143H125ZM141 145H142V144H141ZM178 145H179V144H178ZM247 145H248V144H247ZM255 145H257L256 142H255ZM3 146H4V145H3ZM3 146H2V147H3ZM44 146H43V144H42V148H43ZM49 146H50V145H49ZM78 146H79V145H77L76 147H74V146H73V147H74V149L76 148V150H78V148H79ZM109 146H110V145H109ZM116 146H118V145H116ZM126 146L128 147V146H130V145H126ZM131 146H132V145H131ZM150 146H151V145H150ZM179 146H180V145H179ZM222 146H223V145H222ZM234 146H235V145H234ZM244 146H245V145H244ZM261 146H262V145H261ZM261 146H260V149H262V151H263V149H264V148H263L264 145H263L262 148H261ZM33 147H35V148H33ZM40 147H41V146H40ZM40 147H39V149H40ZM57 147L55 146L54 148H57ZM65 147H67V148H65ZM84 147H85V145H84ZM86 147H87V146H86ZM86 147H85V148H86ZM122 147H123V146H122ZM135 147H136V146H135ZM148 147H149V146H148ZM158 147H159V146H158ZM186 147H187V146H186ZM200 147H201V148H200ZM236 147H237V145H236ZM238 147H237V148H238ZM242 147H243V146H242ZM245 147H246V146H245ZM251 147H252V146H251ZM44 148H46V146H45ZM49 148H51V147H49ZM49 148H48V149H49ZM81 148L83 149V147H81ZM129 148H130V147H129ZM129 148H128V150L133 149L134 147H132V148H130V149H129ZM139 148H140V147H139ZM139 148H137V149H139ZM166 148H167V146H166ZM202 148H205V149H206V152H205V150H203V151H204V152H203V151L201 150ZM212 148H213V147H212ZM224 148H225V146H224ZM243 148H244V147H243ZM243 148H238V150L240 149L239 151H242ZM256 148H257V147H256ZM34 149H35V150H34ZM46 149H47V148H46ZM79 149H80V148H79ZM82 149H81V151H82ZM99 149H100V148H99ZM104 149H105V148H104ZM108 149H109V148H108ZM135 149H136V148H135ZM177 149H178V148H177ZM180 149L182 150L183 148H180ZM221 149H222V148H221ZM233 149H235V147H234ZM260 149L257 148V149H255V151L257 152V150H258V152H259V154H260ZM36 150H37V152H36ZM41 150H42V149H41ZM55 150H56V152L58 151L57 149H55ZM106 150H107V149H106ZM110 150H111V149H110ZM126 150H127V148H126ZM128 150H127V151H128ZM168 150H169V149H168ZM195 150H197V151H195ZM199 150H201L202 152L199 151ZM217 150H218V149H216V151H217ZM243 150H244V149H243ZM251 150H252V149H251ZM78 151H79V150H78ZM81 151H80V152H81ZM100 151H103V150H100ZM133 151H134V150H133ZM216 151H215V152H216ZM218 151H219V150H218ZM228 151H229V150H228ZM235 151H236V153H237V150H235ZM255 151H253L254 154H255ZM35 152H36V153H35ZM40 152H41V151H39V153H40ZM76 152H77V151H75V153H73L74 156H75V155H77V156L79 155L77 158L80 159V153H78V152L76 153ZM114 152H115V151H114ZM119 152H122V153L124 154L123 150H122V151H119ZM131 152H132V151H131ZM135 152H137V150H136ZM143 152H144V151H143ZM152 152H153V151H152ZM159 152H160V151H159ZM184 152H186V151L184 150ZM184 152H183V153H184ZM212 152H213V151H211V153H210V152H207V154H206V156L208 155V157H209L210 159H211V157H213V155H214ZM230 152H231V151H230ZM253 152H252V153H253ZM258 152H257V153H258ZM39 153H38V154H39ZM42 153H43V152H42ZM42 153H40V155H41ZM47 153H49V152H47ZM53 153H54V152H53ZM58 153H59V152H58ZM85 153H86V154H85ZM94 153H95V154H94ZM106 153H107V152H106ZM141 153H142V152H141ZM141 153H140V154H141ZM169 153H170V152H169ZM171 153H173V152H171ZM180 153H182V152H180ZM188 153H187V154H188ZM238 153L241 154V153H243V152H238ZM250 153H251V152H250ZM261 153H262V152H261ZM33 154H34V155L36 154V155L34 156ZM60 154H61V153H60ZM123 154H122V155H123ZM125 154H126V153H125ZM133 154H134V153H133ZM133 154L131 155V153H129V155L132 156L131 158H133ZM140 154H139V155H140ZM142 154H143V153H142ZM148 154L153 155V154L149 153V151H148ZM157 154H159V153H157ZM161 154H162V153H161ZM163 154H164V153H163ZM174 154L177 156L178 153H177V152H176V153L174 152ZM187 154H185V155L187 156ZM211 154H212V156H211ZM216 154H217V152H216ZM216 154H215V155H216ZM231 154H232V152H231ZM259 154H258V155H259ZM263 154H264V153H263ZM43 155H44V157H42V158L47 157V156H45V154H43ZM49 155H52V154H49ZM49 155H48V156H49ZM54 155H55V158H56V162H58L57 157H56L57 153L54 154ZM54 155H53V156H54ZM100 155H101V154H100ZM116 155H117V154H116ZM122 155H121V156H122ZM134 155H135V154H134ZM175 155H174V156H175ZM209 155H210L211 157H210ZM222 155H223V154H222ZM234 155H235V154H234ZM241 155H242V154H241ZM28 156H29V157H28ZM32 156H33V157H32ZM103 156H104V155H103ZM103 156H101V157H103ZM107 156H108V155H107ZM112 156H113V155H112ZM117 156H119V155H117ZM146 156H147V155H146ZM170 156H171V155H170ZM172 156H173V155H172ZM172 156H171V157H172ZM216 156H217V155H216ZM238 156H239V155H238ZM238 156H237V158H240V157H238ZM247 156H248V155H247ZM251 156H252V155H251ZM255 156H256V155H255ZM255 156H254V158L256 159ZM27 157H28V158H27ZM30 157H32V158L29 160ZM63 157H65V156H63ZM90 157H89V158H90ZM95 157H96V156H95ZM109 157H110V156H109ZM122 157H123V156H122ZM124 157H125V156H124ZM127 157H128V156H127ZM183 157H184V156H183ZM191 157H190V158H191ZM223 157H224V156H223ZM223 157H222V158H223ZM227 157H228V156H227ZM232 157H233V156H232ZM249 157H250V156H249ZM252 157H253V156H252ZM252 157H251V158H252ZM18 158H20V159L17 160ZM35 158H36V157H35ZM39 158H41V157L39 156ZM39 158H37L38 160L36 159V160H37L36 162L39 161ZM52 158H53V157H51V158H49V159H52ZM55 158H54V160H55ZM61 158H62V156L60 157V159H61ZM65 158H66V157H65ZM77 158H76V159H77ZM129 158H130V157H129ZM141 158H142V157H141ZM141 158H139V159H141ZM161 158L163 159V157H161ZM180 158H181V157H180ZM187 158H188V157H187ZM200 158H201V157H200ZM213 158H215V157H213ZM254 158H253V159H254ZM27 159H28L32 164H31L30 162L26 161ZM76 159H75V161H77ZM86 159H87V158H86ZM86 159H85V161H87L86 163L88 164V160H86ZM105 159H107V158L105 157ZM114 159H115V158H114ZM114 159H113V163H115L114 161L117 160V158H116L115 160H114ZM118 159H119V158H118ZM120 159H125V158H120ZM150 159H151V158H150ZM175 159H176V157H175ZM194 159H195V158H193V160H194ZM203 159H204V160H203V162H202L201 165L199 164V163H200V160H199V162H198V160H197V162H198V164H199V167H198V168L191 167V169H192V168L199 169V168H201V166L204 167V165L207 164L208 162L210 163V160H206L207 162H205V158H203ZM228 159H229V158H228ZM232 159H234V158H232ZM232 159H231V160H232ZM235 159H236V158H235ZM52 160H53V159H52ZM95 160L97 161V157L95 158ZM130 160H131V159H130ZM147 160H148V159H147ZM223 160H224V159H223ZM236 160H237V159H236ZM246 160H247V157H246ZM248 160H250V158H249ZM248 160H247V161H248ZM42 161H43V160H42ZM47 161H48V158L46 159V161H44V164H43V165H45V163H46ZM69 161H70V162H69ZM79 161H80V160H79ZM96 161H94L93 164L97 163V162L99 161V158H98V161H97V162H96ZM111 161H112V160H111ZM132 161H133V159H132ZM139 161H140V160H139ZM139 161H137V162H139ZM144 161H146V160H144ZM159 161H161V160H159ZM167 161H168V160H167ZM177 161H178V160H177ZM186 161H187V160H186ZM201 161H202V160H201ZM214 161H215V160H214ZM232 161H233V160H232ZM232 161H231V162H232ZM238 161H239V160H237V162H238ZM251 161H252V160H251ZM253 161H254V160H253ZM253 161H252L251 165L253 164ZM255 161H256V160H255ZM39 162H40V161H39ZM77 162H78V161H77ZM116 162H117V161H116ZM120 162H121V160H120ZM122 162H123V161H122ZM125 162H126V161H125ZM127 162H128V164H127L126 167H128V165H129L130 163H132V162L129 163V161H127ZM137 162H136V163H137ZM146 162H148V161H146ZM150 162H151V161H150ZM174 162H175V161H174ZM182 162H183V161H182ZM184 162H185V161H184ZM184 162H183V163H184ZM204 162H205V164H204ZM212 162H213V161H212ZM212 162H211V164H212ZM219 162H221V161H219ZM225 162H226V161H225ZM231 162H229V164H230ZM234 162H235V160H234ZM234 162L232 163V165L235 164ZM241 162H242V161H241ZM263 162H264V161H263ZM18 163H21V164L23 163V165L19 164V166H20V167L18 166V167L20 168L19 170L17 169V168H18V167H17ZM40 163H41V162H40ZM42 163H43V162H42ZM42 163H41V164L38 163V164L41 166ZM47 163H48V162H47ZM100 163H101V162H100ZM117 163H119V162H117ZM151 163H152V162H151ZM151 163H150V165H151ZM172 163H173V161H172ZM194 163H196V161H194ZM209 163H208V164H209ZM217 163H218V162H217ZM222 163H224V162H222ZM243 163H247V162H245V161L243 160ZM258 163L260 164V162H258ZM15 164H16V166H15ZM26 164H27V165H26ZM28 164H29L30 166H29ZM49 164H50V163H48V166H50ZM51 164H53V162H52ZM74 164H76V163H74ZM74 164L72 163L71 165L73 166ZM132 164H133V163H132ZM132 164H131V165H132ZM144 164H147V163H144ZM159 164H160V165H163V164H161L160 162H159ZM198 164H197V166H198ZM211 164H210V165H211ZM226 164H227V163H226ZM241 164H242V163H241ZM24 165H25V166H24ZM33 165L36 166V169H35V170L32 168V167H35V166H33ZM95 165H96V164H95ZM103 165L106 166L105 164H103ZM123 165H124V164H123ZM125 165H126V163H125ZM142 165H143V164H142ZM157 165H158V164H157ZM160 165H158V166H160ZM183 165H184V164H183ZM186 165H187V162H186ZM220 165H221V164H220ZM232 165L230 166V168H231V167L233 168ZM238 165H239V167H240V164H236V166H238ZM242 165H244V164H242ZM261 165H262V163H261ZM261 165H260V167H261ZM14 166H15V167H14ZM46 166H47V164H46ZM62 166H61V167H62ZM74 166H75V165H74ZM74 166H73V167H74ZM92 166H93V165H92ZM129 166H130V165H129ZM134 166H135V165H134ZM178 166H179V165H178ZM197 166H196V167H197ZM208 166H209V165H207L206 168H207ZM217 166H218V165H216V167H217ZM226 166H228V165H226ZM226 166H225V168H226ZM234 166H235V165H234ZM236 166H235V167H236ZM254 166H256V165L254 164ZM257 166H258V165H257ZM257 166H256V168H258ZM21 167H24V168L22 169ZM26 167H28V168H26ZM30 167H31V168H30ZM97 167H98V166H97ZM100 167H99V168H100ZM130 167H131V166H130ZM140 167H141V166H140ZM144 167H146V166L144 165ZM150 167H151V166H150ZM168 167H170V166H168ZM173 167H174V166H173ZM176 167H177V166H176ZM209 167H211V166H209ZM235 167H234V168H235ZM244 167L246 168L247 166H244ZM54 168L56 169V167H54ZM68 168H69L70 170H69ZM71 168H72V170H71ZM122 168H123V169H122ZM131 168H133V167H131ZM155 168H152V169H155ZM171 168H172V167H171ZM177 168H178V167H177ZM189 168H190V166H189ZM213 168H214V166H213ZM213 168H212V169H213ZM218 168H219V166H218ZM232 168L229 169V171H230V170L232 171ZM237 168H238V167H237ZM47 169H48V171H47ZM83 169H84V170H83ZM106 169H107V167H106ZM158 169H159V170H158ZM173 169H174V168H173ZM187 169H188V168H187ZM191 169H190V170H191ZM201 169H203V168H201ZM201 169H200L199 171H197V170H195V171L198 172V173H199V172H201V173L204 172V173L206 174V176H207V175H208V176H209V175L212 176V175H216V174H217L216 176H218L219 173H220V175H222L223 172L227 173V171H228V170H227V171H224V169H222V170H223V171H222L221 168H220L219 170H217V168H216L215 170H214V169L212 170V169H209V168H208V169H205V167H204L205 170H203V171H201ZM226 169H227V168H226ZM226 169H225V170H226ZM235 169H236V168H235ZM239 169H240V170L243 169V166H242L241 168H239ZM247 169H248V168H247ZM247 169H246V170H247ZM249 169H250V168H249ZM254 169H255V167H254ZM43 170H44V171H43ZM58 170H57V171H58ZM78 170H79V171H78ZM192 170H194V169H192ZM246 170H245V171H246ZM257 170H258V169H257ZM36 171L39 173L37 176H36V174H35ZM54 171H55V170H54ZM60 171H58V172H60ZM71 171H72V172H73V171H77V172H76V174H72ZM171 171H172V170H171ZM185 171H186V172H185ZM187 171H189V172H187ZM241 171H242V170H241ZM243 171H244V169H243ZM252 171H253V173H251V174H253L252 176H256V175H257L256 170H252ZM260 171H261V170H260ZM260 171H258V173H260ZM263 171H264V170H263ZM263 171H261V174H262ZM40 172H41V173L43 172V173L41 174ZM51 172H53V171H51ZM193 172H194V171H193ZM235 172H236V170L233 171V173H235ZM246 172H247V171H246ZM249 172H250V171H249ZM15 173L17 174V176H16V175L11 176V175H13V174H15ZM18 173H19V175H18ZM20 173H22V175H20ZM23 173H24V175H25V173H26V175L29 174V173H34V174H35V176H28V179H26V181H25V182L27 183V180H28V183H27L28 185H27V186H26V183H25V182L22 183V181H24V177H22L23 179H20V178H21L20 176H24ZM53 173H55V172H53ZM73 173H74V172H73ZM87 173H88L89 176H87ZM90 173L92 174V176H90V175H91ZM98 173H99L100 175H99ZM116 173H118V174H120V173L122 174V173H123V174H125V175L122 174V176H121V174H120V176H121V177H120V176L117 174V176H119V177H118L119 179L117 180V179L115 178ZM134 173L136 174V176H139V177H136V179H137L138 182L135 181V180H136L135 178H134L133 180L130 179L131 177L133 178L132 175L135 176ZM138 173H141V174H138ZM147 173H148V174H147ZM162 173H163V174H162ZM170 173H171V172H170ZM170 173H168L166 176H168ZM183 173H184V174H183ZM194 173H195V172H194ZM233 173H232V174H233ZM242 173H243V172H242ZM263 173H264V172H263ZM8 174H7V175H8ZM10 174H11V175H10ZM56 174H57V172H56ZM82 174H83V175L85 174V175L83 176ZM93 174H94V176H93ZM137 174H138V175H137ZM142 174H143V175H142ZM144 174H145V175H144ZM149 174H150V175H149ZM160 174H161V175H160ZM182 174H183V176H182ZM199 174H200V173H199ZM205 174H204V175H205ZM223 174H224V173H223ZM228 174H230V173H228ZM235 174H237V173H235ZM239 174H240V175H238V177L241 176V172H239ZM243 174H244V173H243ZM254 174H255V175H254ZM1 175H0V176H1ZM26 175H25V177H26ZM32 175H33V174H32ZM41 175H42V176H41ZM52 175H53V174H52ZM59 175H60V174H59ZM65 175H66V176H65ZM112 175H114V176L112 177ZM191 175H192V174H191ZM191 175H190V176H191ZM194 175L196 176V174H194ZM194 175L191 176V177L193 178ZM197 175H198V174H197ZM220 175H219V176H220ZM18 176H19L20 178H18ZM38 176H41V177H38ZM56 176H57V175H56ZM109 176H107V177H109ZM129 176H131V177H129ZM146 176H147V177L150 176V177L147 178ZM157 176H158V177H157ZM166 176H164V177H166ZM176 176H177V177H176ZM186 176H187V175H186ZM202 176H203V175H202ZM202 176H200V177H202ZM206 176H205V177H206ZM210 176H209V177H210ZM223 176H224V175H223ZM234 176H235V175H234ZM57 177H58V179L60 178L59 176H57ZM57 177H56V178H57ZM75 177H77V178H75ZM159 177H160V179H158ZM169 177H170V176H169ZM198 177H199V176H198ZM205 177L203 176L201 179H203V178H205ZM225 177H226V176H225ZM225 177H224V178H225ZM236 177H237V176H236ZM66 178H67V179H66ZM69 178H70V179H69ZM101 178H102V177H101ZM104 178H106V177H104ZM104 178H103V179H104ZM150 178H152V179H150ZM176 178H177V179H176ZM215 178H216V177H215ZM17 179H19V181H18ZM63 179H64V178H63ZM148 179L153 180V182H151L152 185L155 183V184H156V188H158L161 192H160L159 190H158L159 192H157V190H155L156 188H155V189H154V188H151L152 185L149 183L150 180L148 181ZM165 179L169 180L168 177H166ZM165 179H164V181H165ZM208 179H210V181H211V177L208 178ZM221 179H222V178H221ZM34 180H35V182H34ZM51 180H50V181H51ZM105 180H106V179H105ZM167 180H166V181H167ZM174 180H175V182H176V181H177V182L175 183ZM180 180H179V182L181 183ZM197 180H200V178L197 179ZM205 180H206V178H205ZM230 180H231V179H230ZM230 180H229V181H230ZM234 180H235V179H234ZM15 181H16L17 183H16ZM20 181H21V185L18 184ZM52 181H53V180H52ZM107 181H109V180H107ZM166 181H165L164 183H167V184H168V182H166ZM194 181H195V180H194ZM202 181H203V180H202ZM215 181H218V179H217V180L215 179ZM215 181H214V182H215ZM222 181H224V179L221 180V182H222ZM48 182H49V183H48ZM111 182H112V181H111ZM135 182L138 183V187H137V184H136ZM147 182H148V184H147ZM206 182H207V181H205V183H206ZM208 182H209V181H208ZM208 182H207V183H208ZM219 182H220V181H219ZM221 182H220V183H221ZM231 182L234 183L235 181L233 182V180H232ZM42 183H43V184H42ZM44 183H45V184H46V183L48 184V186L46 185V186H47V189H48L47 192H46V190H45L46 187H43V186H45ZM52 183H54V182H52ZM64 183H65V182H64ZM94 183H96V182H94ZM98 183H100V182H98ZM105 183H106V182H105ZM177 183H178V186H176ZM184 183H186V184H184ZM197 183H198V182H197ZM201 183H202V182H200L199 184H201ZM207 183H206V184H207ZM223 183H224V182H223ZM239 183H241V182L239 181ZM69 184H70L71 186H70ZM106 184H108V183H106ZM118 184H117V185H118ZM135 184H136V185H135ZM155 184H154V185H155ZM210 184H211V182H210ZM215 184H216V182L214 183V185H215ZM227 184H231V183H230V182H229V183L227 182ZM50 185H51V186H50ZM52 185H53V187H52ZM68 185H69V186H68ZM72 185L74 186V190H73V191H77V189L79 190L80 188H84V189H81V190L77 191V193L79 192V194H82V196H80V195L77 194L76 192H74L73 194L70 193V192H71V189L69 190L68 188H72V189H73V186H72ZM108 185H109V184H108ZM115 185H116V184L114 183V186H115ZM150 185H151V186H150ZM154 185H153V186H154ZM165 185H166V184H165ZM214 185H211L212 188L214 187ZM239 185H240V184H239ZM18 186H21V189H19L20 191H19L18 188H17ZM31 186H32V187H31ZM67 186H68V187H67ZM95 186H96V185H95ZM95 186H93V187H95ZM114 186H113V188H114ZM161 186H162V185H161ZM166 186H167V185H166ZM186 186H187V187H186ZM217 186H219L218 183H217ZM225 186H228V185L225 184ZM225 186H224V187H225ZM229 186H230V185H229ZM231 186H234V185H231ZM48 187H49V188L52 187V188L49 189ZM99 187H100V186H99ZM107 187H109V186H107ZM110 187H112V185H111ZM110 187H109V190L111 189ZM116 187H117V186H116ZM154 187H155V186H154ZM164 187H165V186H164ZM203 187H206V186L204 185V186H202V188H203ZM207 187H209V188H208L209 190H207L208 192L204 190L205 192L202 193L203 195H206L207 193L210 192V190H212V189H210V186H208V184H207ZM263 187H264V186H263ZM19 188H20V187H19ZM30 188H32L33 191H35V192H33V191L31 190L32 193H36L37 191H40V190H42L41 193L43 192V194H47V193H49V195H50V196L48 197L49 199H48V198H47V199L45 198V197H47V195H42V196H41V194L38 195V198H37V199H40V196H41V197H44V196H45L43 199H40V202L42 203V206H41V204H40V206H41L42 208H41V207H40V208L43 209V211H44L45 213H46V212H47L48 214L51 213V216H52V217H49L50 215L48 216L47 214L45 215V213H44V212H41V210H40L41 213L39 212V217H38V215H36V216L38 217V219H39V220H38L39 224L35 221V222L37 223V225H38V226H36V224H35V226L38 228L39 225H40V226H43V225H44V227H39V229L37 230V229L35 228V226H33L34 229H33V228H30V226L32 227V223H31V225L28 223V222L31 220V218L33 217V216H30L31 214L29 215V213L26 212V213H28L27 215L31 217V218L29 217V218H28L29 221H27V223H28L29 225H28L27 223H26V225H25V222H26L27 217H28L27 215L24 217L25 219H24L22 216H19V217H22V218L24 219V220H23V219L21 218L22 221L24 222V225L27 226L28 228H30V231H31V232H27V231H25V232H27L28 234L24 232L23 235H25V236L27 235L26 238H25L26 240H25L24 237L22 236V231L24 230L23 228H24L25 226L22 224V227H23V228L20 227V229H19L20 232H18L19 230H17L16 227L19 228L20 225H19L18 223H16V224H17V226H16L15 223H14V224H15V225H14V224H12L13 222H11V223H9V222H10V219L13 218V217H14V219H18L17 216H14V214H16L17 211L23 209V211L25 212V209H24V208H28V207L30 206L31 203H29V202H31L32 199H31L30 201H28V200L30 199V196L28 195V193L26 194V190H27V192H28V189H30ZM76 188H77V189H76ZM85 188H86V189H85ZM97 188H98V186H97ZM118 188H119V186L117 187V189H118ZM222 188H223V187L220 186V192L218 191L219 193H216V192H215L216 190L213 189L214 191L210 193L211 196H212V197H211L212 201H211V200H208V199H210V198H206V199H207L208 201L213 202V196H214L213 194H214V193L221 195V193L223 192V194H224V189L221 190ZM231 188H232V187H231ZM231 188H230V189H231ZM258 188H259V187H258ZM75 189H76V190H75ZM94 189H95V188H94ZM119 189H120V188H119ZM181 189H183V188H181ZM218 189H219V187H218ZM226 189H227V188H226ZM226 189H225V190H226ZM233 189H235V187H234ZM237 189H238V188H237ZM36 190H37V191H36ZM49 190H50V191H49ZM68 190H69V191H68ZM90 190H91V189H90ZM92 190H93V189H92ZM92 190H91V191H92ZM101 190H103V188H102ZM243 190H244V189H243ZM243 190H242V191H243ZM58 191H60V192H58ZM91 191H90V193H91ZM96 191H97V190H96ZM113 191L116 192V189H114ZM113 191L111 190V192H113ZM124 191H125V192H124ZM169 191L173 192V194L170 193ZM193 191H194V192H193ZM235 191H236V190H235ZM9 192H10V193L13 192L12 195H14V197H13V196H10V193H9ZM15 192H16V193H15ZM17 192H18V193H19V192H20V193L22 192L21 195L19 194V196H21L20 198H19V196H16V198L18 197V199H19L18 201H20V202H21V199H23V198L26 197V195L29 196V197H28L29 199L26 197V198L28 199V200H26V201H28V202H27L28 204H26V201H25V203H24L23 205H25V204H26V205H25V206L22 205L24 208L21 206V204H19L20 202H19V203L16 202L17 204L14 202L15 200L17 201V199L15 198V194H16V195L18 194ZM31 192H30V193H31ZM44 192H46V193H44ZM53 192H56V194H55L56 198H55V196H51V195H54ZM104 192H105V189H104ZM106 192H107V191H106ZM123 192L126 193V194H124ZM195 192H197V193L195 194ZM225 192H226V191H225ZM245 192H247V191L245 190ZM37 193H40V192H37ZM68 193H67V194H68ZM102 193H103V192H102ZM229 193L231 194V191H229ZM229 193H228V194H229ZM232 193H233V192H232ZM234 193H235V192H234ZM234 193H233V194H234ZM58 194H59V195H58ZM76 194H77V195H76ZM105 194H107V193H105ZM108 194H109V193H108ZM110 194H111V193H110ZM112 194H114L115 197L118 196V195L116 196V193H112ZM123 194H124V195H123ZM133 194H132V195H133ZM181 194H183V196H184V195L186 196V194H185L184 192L181 193ZM210 194H207L208 197H209ZM223 194H222V195H223ZM235 194H236V195H235V197H236L238 193H235ZM5 195H8V196H6V197H9L8 199H10V197H12V199L15 198L14 201H13L12 199H10V202H9V200H8V203L6 202L7 199H6V201H5V199H4V201H3V199H2L1 197H4ZM22 195H23L24 197H23ZM30 195H31V194H30ZM60 195H61V196H60ZM84 195H85V197H86V196H89V195H86V193H85ZM90 195H91V194H90ZM95 195H96V194H95ZM98 195H99V194H98ZM162 195H163V194H162ZM251 195H252V194H251ZM254 195H255V194H254ZM256 195H257V194H256ZM31 196H32V195H31ZM33 196H34V194H33ZM57 196H58V197H57ZM59 196H60L61 198H60ZM78 196H79V197H78ZM185 196H184V197H185ZM188 196H187V198H188ZM190 196H191V195H190ZM192 196H191V197H192ZM215 196H216V195H215ZM227 196H228V195H227ZM238 196H239V195H238ZM252 196H253V195H252ZM36 197H37V196H36ZM52 197H53L54 199H56V200H54ZM64 197H63V198H64ZM103 197H104V196H103ZM105 197H108V198H109V196H105ZM118 197H119V196H118ZM135 197H136V198H135ZM159 197H161V195H160ZM191 197H189V199H190ZM194 197H193V198H194ZM200 197H201V196H200ZM206 197H207V196H206ZM219 197H220V196H219ZM246 197H247V196H246ZM246 197H245V199H246ZM258 197H261V196H258ZM58 198L61 199V201H59L60 203H59V202H56V201L59 200ZM81 198H80V200H81ZM86 198H87V197H86ZM88 198H89V197H88ZM88 198H87V199H88ZM119 198H120V197H119ZM131 198H132V200H131ZM147 198H149L150 200H145V201H143L144 199H147ZM193 198H192V199H193ZM197 198H198V196H197ZM197 198H196V199H197ZM220 198H223V197H220ZM231 198H232V197H231ZM250 198H251V197H250ZM50 199L52 200V202H50V203L52 204V203L55 201V203H54L55 205H54V204H52L53 206H50V205H49L50 203H49L48 200H50ZM57 199H58V200H57ZM64 199H65V198H64ZM90 199H92V198L90 197ZM100 199L102 200L101 197H100ZM160 199H161V198H160ZM189 199H188V201L191 202L190 205H192V208H193V211H194V213H192V215H191L190 213H189L190 216H189V215H185L186 213L188 214L189 210H190V212L192 211L191 208L188 209V212L185 211L184 216H186V218H185L184 216L182 217V214H181V213H180L181 216L175 214L174 216L172 215L173 217H172V216H171V217L169 216L170 218H165V215L168 214V212H169V213L172 212L171 214H173L174 210H172V208H171V209H168V210L166 209L167 212L165 211L164 215L162 214L164 217H160V216H161V213L164 212V209H162L163 212L161 211V213H159L160 216H159V214L157 215V216L160 217L161 219L164 218V219L167 220L166 222H165V220H162V221H161L160 218H158V219H160V220H158L157 217H156V219L158 220V222L161 221L162 223H164V226H166L165 223H167V222H169V221L173 222L172 225H168V224H167L168 226L166 227V229L168 228L167 230H171V231H173V232L170 231V232H168V233H170V234H173V233H174V234H175V232H177V230L175 231L174 229L177 228V227L179 226V225L177 224V223H178L177 221H178L180 218H185L183 221L187 220L188 223H190L189 220H190V221H191V220H195V221L198 220V222H199V223L202 222V224L205 223L204 220H206V218H211V217H208V215H210V214L213 213L214 208H212L213 211H212V210L208 211V213H209V212H212V213L208 214V213L206 212L207 209L209 208V207H208V208L206 209V207L209 206V203H208V201H206V199H205V201L202 200V201H203L202 204L205 203V204H203V206L205 205L206 207L204 206V208H203V206H202V207H201L200 205L198 206V207H200V209L203 208V209H201V210H202V211H201L202 214H198V212H200V211H198V212L196 213V211H197L198 209H196V208L194 207V205L197 206L198 203H200V202H199V201H196L195 198H194V200H195L196 202H198V203L192 202V201H191L192 199H191V200H189ZM198 199H199V198H198ZM198 199H197V200H198ZM214 199H215V197H214ZM223 199H225V197H224ZM227 199H228V201H229V198H227ZM233 199H236V198H233ZM242 199H243V197H242ZM254 199H255V198H254ZM11 200H12L13 202H12ZM33 200H34V197H33ZM42 200H43V202H42ZM45 200H47L48 202L45 201ZM53 200H54V201H53ZM68 200H72V202H71V201H68ZM78 200H79V199H78ZM80 200H79V201H80ZM93 200H94V199H93ZM107 200H108V199H107ZM118 200H119V199H118ZM185 200H186V198H185ZM194 200H193V201H194ZM218 200H219V199H218ZM220 200H221V199H220ZM236 200L238 201V200H239V197H238V199H236ZM243 200H244V199H243ZM246 200H247V199H246ZM249 200H250V199H249ZM249 200H247L246 202H248ZM251 200H252V199H251ZM263 200H264V199H263ZM37 201H39V200H37ZM44 201H45L46 203H45ZM90 201H91V200H90ZM90 201H89V202H90ZM116 201H117V200H116ZM188 201H187V203H186V204H187V208H188V206L191 207V206L189 205ZM223 201H224V200H223ZM231 201H232V199H231ZM33 202H34V201H33ZM61 202H63V203H61ZM74 202H75V203H74ZM92 202H93V201H92ZM92 202H91V203H92ZM211 202H210V203H211ZM214 202H215V201H214ZM214 202H213V203H214ZM218 202H219V201H218ZM224 202H227V201H224ZM246 202H244L245 205H246ZM11 203H12V204H11ZM38 203H39V202H38ZM43 203H45V205H44ZM47 203H49V204H47ZM56 203H58V204L61 205L60 208H62V209L64 208V210L66 209L65 211L68 212V215H69V213H70L71 215H73L74 218L72 217L71 219H73L74 221L71 220V219H70L71 221L69 220V217H71V216H69V217L66 219V217H67L68 215H62V212H63V213H66L64 210L62 211V210L60 209V210L56 211V210L54 209V207H56V205H58V204H56ZM78 203H80V202H78ZM87 203H88V201H87ZM91 203H90V205H91ZM94 203H95V202H93V204H94ZM98 203H99V202H98ZM102 203H105V202H102ZM158 203H160V204L158 205ZM182 203H184V202H182ZM206 203H208V204H206ZM229 203H231V202H229ZM239 203H240V202H239ZM239 203H238V204H239ZM256 203H257V202H256ZM256 203H255V204H256ZM32 204H34V203H32ZM46 204H47V207H46ZM73 204H74V206H73ZM96 204H97V203H96ZM96 204H95V205H96ZM125 204H126V203H125ZM221 204H223V203H221ZM221 204H220V205H221ZM235 204H237V203H235ZM17 205L21 206V209H18V208H20V207H18L17 209L14 208V209H16V210H14L13 207H15V206H17ZM43 205L47 208V211L44 210L45 207H43ZM60 205H58V206H60ZM65 205H66V206L68 205V206L66 207ZM76 205H77V204H76ZM80 205H83V204L80 203ZM80 205H78V206L80 207ZM98 205H99V204H98ZM104 205H105V204H104ZM154 205H155V206H154ZM160 205H161L162 207H161ZM232 205H233V204H232ZM27 206H28V207H27ZM36 206H37V205H36ZM36 206H34V207H36ZM48 206H50V207H48ZM58 206H57V209H59ZM78 206H76V207H78ZM96 206H97V205H96ZM106 206H107V205H106ZM106 206H105V207H106ZM156 206H158L157 210L154 209V208H156ZM165 206H166V207H165ZM210 206H211V205H210ZM212 206H213V204H212ZM217 206H218V205H217ZM258 206H260V204H259ZM51 207H52L53 209H52ZM65 207H66V208H65ZM79 207H78V208H79ZM85 207L87 208V206H85ZM114 207H115V206H114ZM129 207H130V208H129ZM147 207H148V208H147ZM184 207H185V205H184ZM67 208H68V211H67ZM88 208H89V207H88ZM90 208H91V207H90ZM177 208H178V209H177ZM182 208H183V206H182ZM185 208H186V207H185ZM233 208H234V207H233ZM242 208H243V207H242ZM255 208H256V207H255ZM49 209H50V210L52 209L51 212H50ZM126 209H125V210H126ZM194 209H196V211H195ZM239 209H240V208H239ZM27 210H28V209H27ZM27 210H26V211H27ZM102 210H103V209H102ZM104 210H105V209H104ZM154 210H155V211H154ZM185 210H186V209H185ZM216 210H217V209H216ZM216 210H215V211H216ZM222 210H223V208H222ZM225 210H226V209H225ZM235 210H236V209H235ZM245 210H246V209H245ZM15 211H16V212H15ZM32 211H33V210H32ZM48 211H49V212H48ZM59 211H62V212H59ZM106 211H107V210H106ZM127 211H128V210H127ZM181 211H182V210H181ZM183 211H184V209H183ZM203 211H204V213H203ZM215 211H214V212H215ZM220 211H221V210H217L218 213H216V214H220ZM227 211H228V212H227ZM227 211H224V210H223L222 212H224V213L227 212V213L231 214V213L234 211V209H233V210L231 209L232 212H231V211L229 212L228 209H227ZM238 211H239L238 209H237L236 211H234V214H235V213L240 214V213H239L240 211H239V212H238ZM247 211H248V210H247ZM247 211H244V212L246 213ZM24 212H22L23 215H24ZM86 212H87V211H86ZM110 212H112V211L110 210ZM258 212H259V214H260V211H258ZM263 212H264V210H263ZM26 213H25V214H26ZM42 213H43V214H42ZM60 213H61V214H60ZM93 213H94V212H93ZM145 213H146V214H145ZM147 213H149V214L147 215ZM150 213H151V215H150ZM195 213L198 214V215H201V216H202L203 214H204V216H205L206 214H208V215H206L207 217H204V216L201 217V216H200V217L202 218V221H201V220L199 221V217H195V216H193V215H195ZM227 213H226V215H227ZM241 213H242V211H241ZM250 213H253V212L251 211ZM261 213H262V212H261ZM9 214H10L12 217H11V218L9 217L10 219H9V218L7 219V216H10ZM19 214H20V213H18V215H19ZM79 214H80V213H79ZM79 214H78V215H79ZM112 214H113V213H112ZM131 214H132V213H131ZM131 214H130V215H131ZM177 214H178V213H177ZM214 214H215V213H213L212 215H214ZM216 214H215V216H217ZM221 214H222V213H221ZM221 214H220V216H221ZM234 214L232 213L231 215L234 216ZM259 214H258V215H259ZM40 215H43V216H40ZM86 215L88 216V214H86ZM104 215H106V213H105ZM108 215H109V214H107V216H108ZM110 215H111V214H110ZM113 215H114V214H113ZM149 215H150V216H149ZM152 215H155V216H152ZM212 215H211V216H212ZM247 215L249 216V214H247ZM253 215H255V213H253ZM253 215H252V216H253ZM258 215H257V216H258ZM44 216H46V218H45ZM79 216H80V215H79ZM84 216H85V215H84ZM95 216H96V215H95ZM98 216H100V215H97L95 218H97ZM128 216H129V215H128ZM128 216H127V219H128ZM166 216L168 217V215H166ZM178 216H179V217H178ZM187 216H189V217H187ZM196 216H197V215H196ZM222 216H223V215H222ZM238 216H240V215H238ZM238 216H237V217H238ZM263 216H264V215H263ZM15 217H16V218H15ZM37 217H36V219H37ZM41 217H42V218H41ZM111 217H112V216H111ZM223 217H224V216H223ZM229 217H230V216H229ZM255 217H256V216H254V218H255ZM44 218H45V219H44ZM47 218H48V219H47ZM79 218H80V217H79ZM91 218H93V217L91 216ZM107 218H108L107 220L110 219L109 217H107ZM123 218H125V217H123ZM151 218H152L153 221L151 220ZM203 218H204V219H203ZM214 218H216V217H214ZM219 218H220V217H219ZM261 218H262V217H261ZM14 219H12V221H13ZM32 219H33V218H32ZM40 219H41V220H40ZM77 219H78V218H77ZM101 219H102V218H101ZM104 219H105V218H104ZM118 219H119V218H118ZM216 219H217V218H216ZM221 219H222V218H221ZM223 219H224V218H223ZM237 219H238V218H237ZM243 219H244V218H243ZM243 219H242V220H243ZM246 219H247V218H246ZM256 219H259V218H256ZM256 219H255V221H256ZM43 220H44V221H43ZM66 220H67L68 222H67ZM84 220H85V219H84ZM110 220L112 221L113 219H110ZM116 220H117V219H116ZM129 220H130V219H129ZM133 220H134V218H133ZM180 220H181V219H180ZM209 220H210V219H209ZM209 220L207 221L208 224L212 223V222L209 223ZM239 220H240V219H239ZM239 220H238V221H239ZM31 221H32V220H31ZM40 221H41V222H40ZM69 221H70V222H69ZM102 221H103V220H102ZM102 221H101V222H102ZM111 221H110V222H111ZM145 221H146V222L149 221L150 223L145 224V223H146ZM183 221L181 220V223H182ZM212 221H213V220H212ZM220 221H221V220H220ZM220 221H219V222H220ZM222 221H223V220H222ZM228 221H229V220H228ZM262 221H263V220H262ZM14 222H16V221H14ZM87 222H89V221H87ZM108 222H109V221H108ZM110 222H109V223H110ZM112 222H113V221H112ZM134 222H138V223H134ZM158 222H157V223H158ZM171 222H170V223H171ZM175 222H177V223H175ZM193 222H194V221H193ZM198 222H197V223H198ZM240 222H242V221L240 220ZM19 223L21 224V222H19ZM42 223H43V225H42ZM82 223H83V222H82ZM91 223H92V222H91ZM93 223H94V222H93ZM109 223H108V224H109ZM114 223H115V222H114ZM197 223L194 222V225H195V224L197 225ZM199 223H198V224H199ZM226 223H227V222H226ZM226 223H225V224H226ZM236 223H237V222H236ZM2 224H3V225H2ZM80 224H81V223H80ZM106 224H107V223H106ZM108 224H107V225H108ZM128 224H129V222L126 223V226H127ZM133 224H135V226H134ZM150 224H151V225H150ZM174 224H175V225H174ZM179 224H180V222H179ZM184 224H185V223H184ZM184 224H183V225H184ZM192 224H193V223H192ZM200 224H201V223H200ZM206 224H207V223H205L203 226H202V225H200V226H201L202 228H204V226H205ZM217 224H218V223H217ZM228 224H229V223H228ZM237 224H238V223H237ZM237 224L235 225V223H234V225H235L234 227H236V229L240 228V227H237V226H238ZM239 224H240V223H239ZM18 225H19V226H18ZM93 225H94V224H93ZM96 225H98V224H96ZM120 225H121V224H120ZM124 225H125V222H124ZM186 225H187V224H186ZM186 225H185L184 228H187V227H188V229H190V228H194V227L196 226V225L194 226V225H191V224H189V225H187V226H186ZM211 225H213V228H214V229H213V228H212V229L215 231V229L217 228L218 225H216V227H214L215 223H213V224H211ZM240 225H242V224H240ZM240 225H239V226H240ZM15 226H16V227H15ZM59 226H60V227H59ZM75 226H76V225H75ZM84 226H85V224H84ZM121 226H122V225H121ZM161 226H162V225H161ZM164 226H162V227L164 228ZM193 226H194V227H193ZM200 226H199V228H198V226H196V228H194V229H195L196 231L199 229V230L201 231V235H202V230H201V227H200ZM209 226H210V225H209ZM242 226H243V225H242ZM242 226H241V227H242ZM9 227H10V230H11V227H12V230H13V229H14V231L17 230L16 233L12 232V230H11V231L8 230ZM13 227H15L16 229L13 228ZM47 227H49V228H47ZM56 227H57V228H56ZM88 227H89V226H88ZM98 227H99V226H98ZM146 227H147V228H146ZM149 227H150V230L148 229ZM151 227H152V228H151ZM179 227H180V226H179ZM218 227H219V226H218ZM232 227H233V226H232ZM21 228H22V230H21ZM28 228H27V229H28ZM41 228H42V230L40 231ZM46 228H47V229H46ZM78 228H79V227H78ZM91 228H92V227H91ZM91 228H90V229H91ZM94 228H95V229H93L94 231L91 230V231L88 233V236H89V235H94L95 230L97 229L96 226H94ZM105 228L107 229V228H109V226H108V227H105ZM120 228H121V227H120ZM144 228H146V229H148V230H146V229L144 230ZM153 228H155V229L157 228V229H156V232H155L156 234H159V233H158L159 230H160V231L162 230L163 232L161 231L160 234L157 235L158 237H157L156 234H154V232H153V234L155 235V237H153L154 235H151L152 232H150V231L153 230ZM181 228H183V227H181ZM220 228H221V227H220ZM220 228H219V229H220ZM245 228H246V227H245ZM245 228L243 229V232H242L243 234H244V230H245ZM251 228H254V227H251ZM35 229H36L37 231H36ZM57 229H59V231H58ZM73 229H74V230H73ZM82 229H83V228H82ZM100 229H101V228L99 227V230H98V229H97V230L100 232ZM106 229H104L105 232L107 231ZM114 229H115V227H114ZM166 229H165V230H166ZM179 229H180V228H179ZM219 229H218V230H219ZM227 229H228V228H227ZM241 229H242V228H241ZM2 230H3V231H2ZM4 230H5V231H4ZM33 230H34V231H33ZM72 230H73V231H72ZM79 230H80V229H79ZM85 230H86V229H85ZM157 230H158V232H157ZM180 230H181V229H180ZM182 230H183V229H182ZM185 230H187V229H184V231H185ZM220 230H222V233H225V232H223V230H226V229H220ZM231 230H232V228H231ZM239 230H240V229H239ZM247 230H248V228H247ZM247 230L245 231V233H246V232L248 233ZM76 231H77V230H76ZM108 231H109V230H108ZM148 231L150 232V234H148ZM153 231H154V230H153ZM188 231H189V230H188ZM188 231H187V232H188ZM191 231H193V230L191 229ZM200 231H199V232H200ZM205 231H206V230H205ZM205 231H204V233H206ZM208 231H209V229H208ZM263 231H264V230H262L261 233H262ZM99 232H97V233H99ZM128 232H129V231H128ZM165 232H167V231H165ZM189 232H190V231H189ZM193 232H194V231H193ZM215 232H216V231H215ZM215 232H214V233H215ZM227 232H228V235H227L226 237H225V235H223V234H221V235L218 234L219 238H220V237L222 238V235H223L225 238H227V237L229 236V233H230L229 231H227ZM251 232H252V231H251ZM251 232H249L250 235H251ZM256 232H257V231H256ZM259 232H260V231H259ZM259 232H258V233H259ZM49 233H50V232H49ZM101 233H102V230H101ZM114 233H115V232H114ZM145 233L147 234L146 236H145ZM168 233L165 234V237L167 236ZM218 233H221V232H218ZM86 234H87V233H86ZM129 234H130V233H129ZM170 234L168 235L169 237H170ZM179 234H180V232H179ZM179 234H178V232L176 233L177 236H178ZM206 234H207V233H206ZM206 234H205V235H206ZM210 234H211V236H210ZM210 234H209L210 237H209V240H208V241L212 240V238H213V236H214V235H212L213 233L210 232ZM225 234H227V233H225ZM243 234H242V235H243ZM254 234H255V233H254ZM259 234H260V233H259ZM259 234H258V235H259ZM52 235H53V234H51V236H52ZM101 235H102V234H101ZM105 235H107V233H105ZM110 235H111V234H110ZM112 235H113V234H112ZM112 235H111V236H112ZM143 235H144V237H143ZM148 235H149V237H148ZM150 235H151V239H150ZM180 235H182V234H180ZM188 235H189V234H188ZM198 235H200V234L197 233L196 236H198ZM205 235L203 234V236H205ZM215 235H217V234H215ZM232 235H233V234H232ZM246 235H247V234H246ZM252 235H253V234H252ZM261 235H262V234H261ZM45 236L48 237V236H50V234L47 233ZM45 236H44V237H45ZM51 236H50V237H51ZM103 236H104V235H103ZM163 236H164V235H163ZM194 236H195V234H194ZM203 236H202V237L200 236V238H201L202 240H201V239H198L196 242L194 241L192 244H195V243L198 244V242L201 240V241H200L201 245H203V246H204V245L207 246L206 244L208 243V241H207L208 237H207V239H204V240H203V238H204ZM206 236H208V235H206ZM206 236H205V238H206ZM218 236H214V237H218ZM243 236H244V235H243ZM262 236H264V234H263ZM262 236H260V238H261ZM47 237H45V238H47ZM53 237H54V236H53ZM56 237H54V238H56ZM68 237H69V238H68ZM90 237H91V236H90ZM92 237H93V236H92ZM92 237H91V238H92ZM105 237H106V236H105ZM113 237H114V236H113ZM117 237H119V236L117 235V236H116V239H117ZM146 237L148 238V239H146V241L148 240V242H146V243H149V240L152 241V240H153L152 237H153L154 239L156 238V239L154 240L155 242H157L156 240L159 238V239H160V242H162V243H161L162 245L160 244V242L155 243V244H156V245H157V244L161 245L160 247H162L163 249H161L160 247H158L157 249L160 248L161 250H165V249H166V250L163 251V252L160 251V250H157V249H156L157 246L153 243V244L155 245V251H156V250H157V251H160V253H159V252H158L157 254H156V253H152V252H154V250H152V248H154V247H153L154 245H152V248L150 247L151 249H148V250L145 249L146 251H148V253L145 252L143 248H146V246H147V247L150 246V245H148V244H147V245H144V244H145L144 242H145V238H146ZM165 237H164V238H165ZM171 237H172V236H171ZM171 237H170V238H171ZM192 237H193V236H192ZM211 237H212V238H211ZM249 237H250V236H249ZM249 237H248V238H249ZM35 238H34V239H35ZM51 238H52V237H51ZM65 238H67V239L65 240ZM75 238H76V237H75ZM81 238H82V237H81ZM85 238H86V237H85ZM107 238H109V237L107 236ZM143 238H144V240H143ZM166 238H167V237H166ZM166 238H165V239H166ZM170 238H167V239H170ZM219 238H218V239H219ZM225 238H224V240H225ZM239 238H240V237H239ZM255 238H256V237H255ZM255 238H254V239H255ZM1 239H2L3 241H2ZM11 239H12V240H11ZM42 239H43V237H42ZM62 239L65 240V241H61ZM83 239H84V237H83ZM103 239H104V238H103ZM105 239H106V238H105ZM116 239H115V240H116ZM177 239H178V240H177ZM179 239H180V240H179ZM218 239H217V240H218ZM240 239H241V241L243 240L242 238H240ZM257 239H258V238H257ZM31 240H32V238L29 239L28 241H31ZM39 240H40V239H39ZM39 240H38V241L33 240V241H31V242H32V243H35L36 245L39 244V246H40V245L42 244L41 242H42L44 239H43V240H40V241H39ZM49 240H50V239H49ZM49 240H47V241H45V242L43 241V242H44V245H43V244H42V245L45 247V246H46V245H45L46 242H47V245L51 244V243L48 244ZM51 240H52V239H51ZM78 240H79V239H78ZM99 240H100V239H99ZM101 240H102V239H101ZM110 240H111V239H110ZM115 240H114V241H115ZM121 240H120L119 243H120V247L122 248V244H121L122 242H121ZM192 240H193V239H192ZM213 240H214V238H213ZM215 240H216V239H215ZM220 240H221V239H220ZM54 241H55V240L53 239V240H52V242H53V245H52V247H53L52 249H53V250H52V252H53V253H54V251H55L54 248H56V247H58V246L61 245V244L59 245V242L57 243L58 240H56V243H54ZM74 241H75V240H74ZM81 241H83V240H81ZM158 241H159V240H158ZM170 241H171V240H170ZM202 241H203V242L205 241V242H207V243H206V244H202ZM221 241H222V240H221ZM225 241H226V240H225ZM241 241L239 242L241 245L245 246V244H247V246H249V243H245V244H243V242H241ZM248 241H249V240H248ZM50 242H51V241H50ZM116 242H117V241H116ZM190 242H192V241L190 240ZM212 242H213V241H210V242L208 243V246H207V247H210V244H211ZM216 242H217V241H216ZM28 243H29V244H28ZM40 243H41V244H40ZM64 243H65V244H64ZM81 243H82V242H81ZM89 243H90V242H89ZM105 243H106V240H105ZM142 243H143V245L145 246V247H143V248L141 247V246H142ZM185 243H186V242H185ZM213 243H214V242H213ZM217 243H218V242H217ZM217 243H215V245H216ZM219 243H221V242H219ZM253 243H254V241H253ZM258 243H259V242H258ZM12 244H13V245H12ZM54 244H55V245H54ZM87 244H88V243H87ZM96 244H97V243H96ZM183 244H184V243H183ZM192 244H191V245H192ZM224 244H225V242H223V245L221 244V247H222V246L225 247V246L228 245V243H226L225 245H224ZM233 244L235 245V243H233ZM254 244H255V243H254ZM4 245H2V247H3ZM22 245H21V246H22ZM32 245H34V244H32ZM80 245H81V244H80ZM93 245H94V244H93ZM159 245H158V246H159ZM186 245H188V244L186 243ZM257 245H258V244H257ZM39 246H38V247H39ZM54 246H55V247H54ZM135 246H138V247L135 248ZM177 246H178V247H177ZM180 246H181V245H180ZM197 246L199 247V244H198ZM212 246H214V244H213ZM212 246H211V248H209V249H210V251L213 250V251L215 252V246H214V249H212ZM228 246H229V245H228ZM228 246H227V248H228ZM231 246H232V242H231L230 247H231ZM243 246H242V247H243ZM11 247L9 246L10 249L8 248V246H6V248H4V249H2V248L0 247V256L3 254V255H5V256H7L8 258L13 257V256H11L10 253H12V252L14 251V250H13L14 247H12V248H11ZM16 247H17V245H16ZM22 247H23V246H22ZM22 247H19V248H21V250H22ZM26 247H27V246H26ZM29 247H31V244H30ZM34 247L36 248V246H34ZM38 247H37V248H38ZM46 247H47V246H46ZM46 247L44 248V250L42 249V251H44V253H45V251H46V249H47L48 247L51 249V245L48 246L47 248H46ZM61 247H62V246H61ZM61 247H60V249H61ZM63 247H62V250H63V251L66 250V249L63 248ZM101 247H102V246H101ZM190 247H191V246H190ZM200 247H201V246H200ZM217 247H218V249H216V250H219L220 247H219L218 245H217ZM217 247H216V248H217ZM245 247H246V246H245ZM254 247H255V246H254ZM261 247H262V246L260 245V247H259L260 250L258 249V250H256V252L258 251V253H260L261 250H263ZM19 248L17 247V249H19ZM32 248H33V246H32L31 248H29V249H28V247L26 248V249H27L26 251L29 253L28 255H30L31 252L37 250V249H36V250H33V251H32ZM41 248H42V246H41ZM49 248H48V250H47L48 253H47L46 255H48L49 252L51 251ZM75 248H76V247H75ZM91 248H92V247H91ZM123 248H124V246H123ZM172 248H174V251H175V250L177 251V249L180 248V250H179L180 252L178 251L179 254L176 253V251L174 252ZM175 248H176V249H175ZM256 248H257V246H256ZM256 248H255V249H256ZM23 249H25V248L23 247ZM58 249H59V248H58ZM58 249L56 248L57 251H58ZM60 249H59V251L56 253L57 255H59L58 253H60V252L62 251V250H60ZM76 249H77V248H76ZM141 249H143V250H141ZM185 249H186V250H185ZM197 249L199 250L200 248H197ZM201 249H202V248H201ZM201 249H200V250H201ZM203 249H204V248H203ZM211 249H212V250H211ZM221 249H224V248H221ZM225 249H226V248H225ZM11 250H12V252H10ZM39 250H41V249L39 248ZM49 250H50V251H49ZM73 250H74V249H73ZM122 250H123V249H122ZM124 250H123V251H124ZM150 250H151L152 252H151ZM237 250H238V249H237ZM23 251H25V250H23ZM37 251H38V250H37ZM37 251H36V252H37ZM42 251H41V252H42ZM47 251H46V252H47ZM66 251H67V250H66ZM66 251H65V252H66ZM79 251L81 252V250H79ZM86 251H87V250H86ZM149 251H150V252H149ZM171 251H172V254L169 253V252H171ZM205 251H206V250H205ZM205 251H204V252H205ZM213 251H212V252H213ZM241 251H243V252H245V253L248 252V250L245 251V248L243 247V248H241V250H239V251H236V252L234 251V253L237 254V252H240V254H242L243 252H241ZM250 251H251V248H250ZM254 251H255V250H254ZM20 252H21V251H19V254L16 255V259L20 260V261H19V264H21V263H20V262H21V257H22V259H23V256H21L20 258L17 257L18 255H20ZM52 252H50L51 255H52ZM65 252H61L60 254L65 256V254H62V253H65ZM71 252H72V251H70V253H71ZM126 252H125V253H126ZM129 252H128V253H129ZM198 252H199V253H202L203 250H202V252H200V251H198ZM198 252H197V253H198ZM217 252L222 253V252H225V250H223V251H220V250H219V251H217ZM226 252H230V253H231V249H229V251L226 249ZM251 252H252V251H251ZM256 252H255V253H256ZM1 253H2V254H1ZM8 253H9V255H8ZM14 253L16 254V252H14ZM34 253H35V252H34ZM37 253H40V252H37ZM44 253H43V254H44ZM67 253H68V252H67ZM70 253H68V256H69V255L71 256V254H72V258H73V257H74V252L71 253V254H70ZM75 253H77V252H75ZM84 253H85V252H84ZM143 253H144V254L146 253L148 256H147V255H144ZM151 253H152L153 255L156 254L157 257L153 256ZM161 253H162V254H161ZM180 253H182L184 256H183V257H182V255L180 256ZM208 253H209V252H208ZM220 253H219V254H220ZM249 253H250V252H249ZM258 253H257V255H258ZM26 254H27V253H26ZM26 254H23V255H26ZM31 254H32V253H31ZM54 254H55V253H54ZM56 254L54 255V258H53L52 256H50V255H49V257H47V258L50 259V257H51V258H53V259L55 260V259H57V257H58V256H56ZM78 254H79V252H78ZM85 254H86V253H85ZM85 254H82V255L85 256ZM98 254H99V252H98ZM105 254H107V253H105ZM170 254H171V255H170ZM174 254H176V255H174ZM194 254H195V253H194ZM214 254H215V253H214ZM224 254H225V253H224ZM224 254H223V255H224ZM240 254H239V255H240ZM243 254H244V253H243ZM260 254H261V253H260ZM37 255H38V254H37ZM61 255H59V256H61ZM79 255H80V254H79ZM82 255L79 256L80 259H78V258H79L78 256H76V259H75V258L72 259V258H70V256H69V259H70V260H71V259H72V260H76V262H77V259H78L79 262H80V261L84 262V259L81 258ZM101 255H102V252H101ZM117 255H118V253H117ZM123 255H124V254H123ZM149 255H151V256L149 257ZM172 255H173L174 257H173ZM177 255H178V256H177ZM197 255L201 256L202 254H197ZM203 255H204V253H203ZM206 255H207V254H205V256H206ZM211 255H212V253H211ZM245 255H247V254H245ZM14 256H15V255H14ZM32 256H33V255H32ZM34 256H35V255H34ZM124 256H126V255H124ZM144 256H145V257L147 256V260H146V258H145ZM152 256L155 257L157 260H155L154 258H152ZM170 256L173 257V258H171ZM176 256H177V257H176ZM179 256H180V257H179ZM215 256H216V255H215ZM218 256H219V255L217 254V257H218ZM221 256H222V254H221ZM225 256H227V255H225ZM251 256H252V255H251ZM1 257H2V256H1ZM29 257H30V256H29ZM29 257H28V258H29ZM41 257H42V256H41V254H40L39 259H40ZM61 257H62L63 259L59 257L60 261H64V262L67 261V260H66V259L68 258L67 256H65V257H67L66 259H65V257H63V256H61ZM101 257H102V256H101ZM111 257H112V254H111L110 257H107V260H108L110 263H111V259L113 258V257H112V258H111ZM116 257H117V256H116ZM126 257H127V256H126ZM175 257H176V258L179 257V258L176 259ZM195 257H196V256H195ZM208 257H209V255H208ZM217 257H216V258H217ZM223 257H224V256H222V258H223ZM231 257H233V255H232ZM8 258H7V260H6V257H4V259L1 258V259H0V262L3 260V262L6 261L5 263H10V262H7V261H9ZM36 258H37V257H36ZM44 258H46V257H44ZM47 258H46V259H47ZM91 258H92V257H91ZM105 258H106V257H105ZM121 258H122V257H121ZM127 258H128V257H127ZM149 258H152V259H154V260L150 259L151 261L149 262V261H148ZM183 258H185V260H184ZM192 258H193V257H192ZM212 258H213V257H212ZM212 258H211V256H210V259H212ZM219 258H220V256H219ZM222 258H221V259H222ZM225 258H226V257H225ZM227 258H228V257H227ZM233 258H234V257H233ZM236 258H237V257H236ZM12 259H13L12 264H15V263L17 264V262H15V261H16V260H15V257H13ZM39 259H38V262L43 261V258H42V260H39ZM53 259L50 260L51 262H49V261L46 262V261H45V262H43V263H44V264H47V263H48V264H53V263H52V261L54 262ZM89 259H90V257L87 259V256H86V259H85V260L88 261ZM92 259H93V258H92ZM92 259H90L89 261H91ZM122 259H124V258H122ZM169 259H170V260H169ZM198 259H200V258H198ZM201 259H202V258H201ZM201 259H200V261H201ZM206 259H207V258H206ZM214 259H215V258H214ZM29 260H31V258H30ZM99 260H100V259H99ZM101 260H102V258H101ZM119 260H120V258H119ZM144 260H145V261H144ZM159 260H160V259H159ZM159 260H158V261H159ZM186 260H188V261L186 262ZM194 260H195V258H194ZM194 260L192 259V262H194ZM218 260H219V259H218ZM218 260H217V261H218ZM229 260H231V258H230ZM233 260H234V259H233ZM248 260H249V259H248ZM10 261H11V260H10ZM33 261H34V259H33ZM56 261H57V260H55V263H56ZM60 261H58V262H60ZM87 261L85 262V264H86V263H87V264L90 263L89 261H88V262H87ZM104 261H105V260H104ZM127 261H128V260H127ZM158 261H157V262H158ZM210 261H211V260H210ZM217 261H216V262H217ZM219 261H220V260H219ZM219 261H218V262H219ZM226 261H228V260L226 259ZM231 261H232V260H231ZM258 261H259V259H258ZM3 262L0 263V264H3ZM14 262H15V263H14ZM23 262H25V264H31L30 262H26V259H25L24 261L22 260V263H23ZM36 262H37V261H36ZM36 262H35V263H36ZM38 262H37V264H38ZM58 262H57V263H58ZM74 262H75V261H74ZM76 262H75V263H76ZM94 262H95V260H94ZM98 262H99L100 264L103 263V261H102V262L98 261ZM105 262H107V261H105ZM122 262H123V260H122ZM129 262H130V260H129ZM129 262H127V264H129ZM146 262H145V263H146ZM157 262H155V263H153V264H156ZM168 262H167L166 264H168ZM192 262H191V263H192ZM195 262H196V264H199L197 260H196ZM204 262H206V261H204ZM211 262H212V261H211ZM216 262L214 261L213 264H215ZM223 262H224V259H223ZM232 262H233V261H232ZM241 262H242V261H241ZM69 263H72V262H69ZM99 263H98V264H99ZM110 263H108V264H110ZM116 263H117V262H116ZM120 263H121V262H120ZM130 263H131V262H130ZM170 263H174V261H170ZM181 263H182V262H181ZM221 263H222V261H221ZM221 263H220V264H221ZM238 263H239V262H238ZM254 263H255V262H254ZM58 264H59V263H58ZM61 264H62V263H61ZM63 264H66V263H63ZM67 264H68V262H67ZM73 264H74V263H73ZM77 264H79V263L77 262ZM80 264H83V263L80 262ZM106 264H107V263H106ZM111 264H112V263H111ZM114 264H115V263H114ZM117 264H119V261H118ZM123 264H124V263H123ZM125 264H126V263H125ZM131 264H134V263H131ZM151 264H152V263H151ZM179 264H180V263H179ZM189 264H190V263H189ZM192 264H193V263H192ZM194 264H195V263H194ZM202 264H203V263H202ZM208 264H209V263H208ZM210 264H212V263H210ZM222 264H224V263H222ZM232 264H233V263H232ZM234 264H236V263H234ZM263 264H264V263H263Z\"/></svg>",
	"mask_w": 264,
	"mask_h": 264
}]
</instances>
